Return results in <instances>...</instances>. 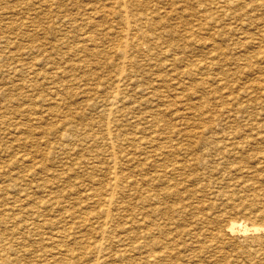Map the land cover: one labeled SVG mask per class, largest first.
<instances>
[{
	"label": "rangeland",
	"instance_id": "374dc122",
	"mask_svg": "<svg viewBox=\"0 0 264 264\" xmlns=\"http://www.w3.org/2000/svg\"><path fill=\"white\" fill-rule=\"evenodd\" d=\"M11 1V2H10ZM19 1V2H18ZM24 1H27V2H21V0H3V2L0 0V54H2V55H0V68L2 69V70H0L1 71V73H0V85H1V87H0V93H2V94H0V110H2L3 111V114H4V116H3V114H2V112L0 111V126H1V124L4 122V124L2 125V127L0 128V140H2V141H0L1 143L2 142H4L5 141V145L8 147V144H9V142H10V144H9V147L11 146L12 148H14V149H12L11 147L9 148H7L6 146H4V143H2V144H0V148L2 149H0V160H1V158H2V160L0 161V163H3L2 164V166H1V164H0V183L2 184H0V206H1V204H2V202H4L3 203V205L1 206V209H0V211H2L3 212V214H1V212H0V221H1V223H0V237L2 236H4L3 238H6L5 240L3 239V238H0V240L2 241V242H4V241H6L5 243L7 244L8 242V244H7V246L9 247V248H11V250L12 251H10V252H8V256H6L7 258H5V259H7V260H5V262H1V264H5L6 262V264H11L10 262H14V263H12V264H28L29 262L31 263V264H54V262H53V260L55 261V264H56V260L58 259H62V261L63 260H65L64 262L65 263H63L62 261H58L57 260V264H73L75 261H78V262H80V264L82 263V264H94L96 261V264H138V262H139V264H146L145 263V260H147L146 262L148 263V264H264V155H262V154H264V138H262V137H264V127H262V126H264V109H263V105H264V99H263V97H264V92H262V91H264V84H263V82H264V29H262L263 27H264V6H262V5H264V0H237L236 1V3H234V4H232V6H229L228 8H225V9H227V10H224V9H221V11L219 12L218 10H216L217 8H215L214 6H212V8L210 9V11H208L209 10V6H211V5H216V0H203L204 1V3H203V1L202 0H198V1H196V0H189L188 2H187V0H184V2H185V4H191V3H201L203 6H201V4L200 5H198V4H195V5H193V4H189V6L187 7V6H185V4L183 3V1L181 0H179L180 2H178V0H176V2H174L175 0H147L150 4L148 5V2H146V0H142V4H143V2H144V6H145V8L148 10L147 12H149L150 13V16H151V18L154 20V22L152 21V20H150V21H147V23L149 24L151 21H152V23H150L149 25L148 24H145V25H147V27H151V29H149V28H144V33L143 32H140L139 31V34H138V32H137V34H136V37H134L133 36V41H134V43L132 42V43H130V45L126 48V50L124 49V50H122L121 48H122V46L120 45L121 44V39H123V35H125L124 33H125V31L124 30H121L120 31V29H122V27H121V24H120V18L121 17H118V16H116V15H114V14H112V15H108V14H106V13H110V9H112L113 8V6H115L114 4H115V2L116 1H118V0H93V1H91V0H59L60 1V3H57V2H59L58 0H56L55 2H54V0H53V2H52V0H38L39 2H36L37 0H29L31 3H29L28 2V0H24ZM32 1H33V3H32ZM42 1V2H41ZM63 3H62V2ZM74 1V2H73ZM77 1V2H76ZM79 1V2H78ZM80 1H82V2H80ZM98 1V2H97ZM113 1H115V2H113ZM133 0H131V2H132ZM134 1H136V0H134ZM133 1V2H134ZM138 1H141V0H137L136 2H138ZM151 1V2H150ZM162 1H164V2H162ZM170 1V2H169ZM190 1H194V2H190ZM211 1H215V2H212L213 4H211ZM242 3H241V2ZM22 4H21V3ZM51 4V6L49 5V3ZM86 3L85 5H83L82 3ZM89 4H88V3ZM95 2V3H94ZM100 2H102V3H100ZM109 2V3H108ZM130 2V3H131ZM154 2V3H153ZM156 2H157V4H156ZM168 2L170 3V4H168ZM179 4H178V3ZM208 2V3H207ZM210 2V3H209ZM262 2H263V4H262ZM17 3H19L20 5H22V6H20L19 4H17ZM25 3H27V4H25ZM38 3V5H36ZM46 3V4H45ZM75 3V4H74ZM78 5H77V4ZM93 3H94V5H93ZM100 3V4H99ZM135 3V2H134ZM147 3V5H145ZM153 3V4H152ZM164 3V4H163ZM168 5H166V4ZM175 3H177L176 5H175ZM183 3V5H181ZM206 3L208 4V5H206ZM238 3H239V5H238ZM243 3H244V6H243ZM245 3H246V6H245ZM3 4H4V6H3ZM7 4H8V6H7ZM15 6H14V5ZM35 4V5H34ZM43 4L45 5L44 7H43ZM48 4V5H47ZM65 4V5H64ZM71 4H72V6H71ZM79 4H81L80 6H79ZM95 4H97V6L95 5ZM105 6H104V5ZM110 4V5H109ZM156 4V5H155ZM159 4H161V5H159ZM211 4V5H210ZM236 4V5H235ZM259 4V5H258ZM42 5V6H41ZM60 5H62V7L60 6ZM73 5H74V7H73ZM107 5H109V6H111V8H109V6H107ZM151 5V6H150ZM153 5V6H152ZM172 5H174L175 7H173L172 8ZM193 5V7H191ZM199 7H198V6ZM233 5H234V7H233ZM254 5H257L256 7L254 6ZM28 8H30V11H29V8L27 9L26 7ZM31 6V7H30ZM39 6V7H38ZM47 6H49V7H47ZM60 6V7H59ZM63 6H66V7H69V8H67V10H69V11H67L66 9H63ZM101 6H103V8H105L106 6H107V8H105V9H103L102 10V7ZM171 6V7H170ZM217 6V5H216ZM235 6H237L238 7V9H237V7L235 8ZM254 6V7H253ZM14 7V8H13ZM19 7V9H17ZM35 9H33V8ZM38 7V8H37ZM40 7H42V8H40ZM62 8L61 9V11H59L60 9L59 8ZM66 7H64V8H66ZM79 7H80V9H79ZM89 7V8H88ZM97 9V10H95L94 11V9L95 8ZM99 7V8H98ZM100 7H101V9H100ZM185 7V8H184ZM194 8V7H196V9L194 8V10L193 9H191V8ZM198 7V8H197ZM209 7V8H208ZM243 7V8H242ZM253 7V8H252ZM4 8V9H3ZM26 8V9H25ZM39 8H40V10L42 9V10H44V11H40L39 10ZM47 8V9H46ZM48 8H50V10L48 9ZM83 10H82V9ZM158 8V9H157ZM167 8H168V10H167ZM170 8V9H169ZM182 9V10H180V9ZM189 9L190 10V12H188V10H186V9ZM236 10H235V9ZM256 10H255V9ZM263 8V9H262ZM5 9H6V11H5ZM12 9V10H11ZM56 9V10H55ZM72 9H74V11L72 10ZM85 9V10H84ZM90 9V10H89ZM100 9V10H99ZM160 9H163V10H161L160 11ZM164 9L166 10V11H164ZM179 9V10H178ZM201 9H205L204 11H202ZM213 9V10H212ZM26 10H28L27 12H26ZM34 10V11H33ZM36 10H38V11H36ZM49 11V13L47 12V11ZM52 10V11H51ZM55 10V11H54ZM66 10V11H65ZM79 10H81V11H79ZM155 12H154V11ZM158 10V11H157ZM171 10V11H170ZM185 10V11H184ZM214 10H216V11H214ZM239 10V11H238ZM253 12H252V11ZM64 13H63V12ZM72 13H71V12ZM83 11V12H82ZM86 11H88L87 13H86ZM98 11V12H97ZM102 11V12H101ZM103 11H105L104 13H103ZM109 11V12H108ZM153 13H152V12ZM157 11V12H156ZM174 11V12H173ZM181 11H182V14H181ZM184 11V12H183ZM198 11H200V12H198ZM208 11V12H207ZM215 13V15L213 14V12ZM233 11V12H232ZM236 13H235V12ZM246 11H248V13H246ZM3 12H4V14H3ZM12 12V13H11ZM24 12V13H23ZM26 12V13H25ZM36 12V13H35ZM43 14H41V13ZM47 12V13H46ZM57 12V14H55ZM69 14V16H68V14ZM78 12H80V15H79V13ZM91 12L93 13V14H91ZM95 12V13H94ZM103 13V14H101V13ZM177 12H179V16L178 17H176V13ZM206 13V15H204L205 13ZM226 12V13H225ZM238 12V13H237ZM250 12H251V14H250ZM35 13V15H33ZM46 13V14H45ZM71 13V14H70ZM96 13H98L97 15H96ZM157 13L159 14V16L157 15ZM164 13V14H163ZM168 13V14H167ZM187 13H192V15L193 16H191L190 14V16L187 14ZM203 14V15H200V14ZM210 13V14H209ZM212 13V14H211ZM216 13H217V15H216ZM223 13V14H222ZM230 13H232V15L230 16L229 14ZM243 13H245V14H243ZM261 13H262V15H261ZM32 14V15H31ZM41 14V15H40ZM48 14H50V15H48ZM72 14H74L73 16H72ZM91 14V15H90ZM105 14V15H104ZM161 14V15H160ZM165 14H166V16H165ZM170 14H171V16H170ZM185 14H187V16L185 15ZM223 16H222V15ZM224 14H226V15H224ZM242 14V15H241ZM253 14V15H252ZM255 14V15H254ZM11 15V16H10ZM16 15V16H15ZM46 15H48V16H46ZM59 15H60V17H59ZM62 15V16H61ZM101 15V17H104V18H101V17H99ZM103 15V16H102ZM164 15V16H163ZM169 15V16H168ZM173 15H174V17H173ZM197 15H200L199 17L197 16ZM213 17H212V16ZM235 15V17H233ZM239 15H240V18H241V20L242 21H244V23H245V25H244V23L242 22V21H240V20H238V19H240L239 18ZM243 15H246V16H243ZM251 17V19H250V17ZM19 16V17H18ZM39 16L41 17V18H39ZM90 16H92V17H90ZM97 16V17H96ZM105 16H107L106 17V21H104L105 20ZM112 16V17H111ZM164 18H163V17ZM195 16H197V17H195ZM201 16H202V18H204V19H202L201 18ZM220 16H222V18L220 17ZM227 16H229V17H227ZM237 16V17H236ZM255 16H257V17H255ZM3 17V18H2ZM17 17V18H16ZM38 17V21H37V19L35 20V18H37ZM45 17V18H44ZM46 17H47V19H46ZM64 17V18H63ZM66 17V18H65ZM83 17H84V19L86 20V21H84V19H83ZM94 17V18H93ZM181 17V18H180ZM183 17H186V18H184L183 20H181ZM187 17H189V18H187ZM191 17H192V19H191ZM193 17H194V19H193ZM220 19H219V18ZM235 18V19H233V18ZM247 17H249V18H247ZM31 18V19H30ZM34 18V19H33ZM58 18V19H57ZM72 18H73V20L75 21H73V22H71L72 21ZM82 18V19H81ZM101 18V19H100ZM108 18V19H107ZM175 18V19H174ZM176 18H179L181 21H183V22H181L180 21V23L178 22V20L176 19ZM200 18V19H199ZM206 18V19H205ZM211 20H210V19ZM214 18V19H213ZM223 18H224V20H223ZM246 18V19H245ZM253 18V19H252ZM23 19H24V21H23ZM29 19V20H28ZM33 19V20H32ZM44 19V20H43ZM51 21H50V20ZM63 19V20H62ZM66 19V20H65ZM88 19H89V21H91V22H89L88 21ZM92 19H94V21L92 20ZM103 19V20H102ZM110 19H113V20H110ZM116 19V20H115ZM157 19H158V21H159V23H157ZM163 19H164V21H163ZM166 19V20H165ZM172 19V20H171ZM187 21H186V20ZM199 20V21H196V20ZM223 21H222V20ZM227 19V20H226ZM237 19V20H236ZM249 19H250V21H249ZM31 20V21H30ZM51 22H49V21ZM59 20V21H58ZM102 20V21H101ZM110 22H112V23H110ZM156 20V21H155ZM162 20V21H161ZM177 21V23H176V21ZM192 20H194V21H192ZM202 20H204V23H202ZM209 20H210V22H209ZM215 21V22H213V21ZM226 20V21H225ZM230 20V21H229ZM234 20H236V21H234ZM251 20H254V21H251ZM8 21H10V22H8ZM30 21V22H29ZM62 21V22H61ZM70 21V22H69ZM78 21V22H77ZM88 21V23H85V22H87ZM104 21V23H102ZM161 21V22H160ZM165 21H171V23H166ZM172 21H173V23H172ZM174 21H175V23H174ZM188 23H186V22ZM190 21V22H189ZM212 21V22H211ZM220 21H222V22H220ZM246 21H247V23H246ZM13 22H16V26L14 25L15 23H13ZM33 22H34V24H33ZM38 22H40L39 24H38ZM58 22H60V24L62 25H60ZM82 22V23H81ZM103 24H101V23ZM106 22V23H105ZM108 22V23H107ZM205 22H206V25H205ZM218 22V23H217ZM220 22V23H219ZM251 22H253V23H251ZM255 22V23H254ZM10 23L11 24H13V25H10ZM32 25H31V24ZM37 23V24H36ZM62 23H64V24H62ZM68 23V24H67ZM73 23V24H72ZM76 23H79V24H77L76 25V27H75V24ZM90 23V24H89ZM111 25H110V24ZM117 23V24H116ZM146 23V22H145ZM156 23V24H155ZM197 23H199L198 24V26L196 25ZM212 23V24H211ZM221 23H222V25H221ZM228 23H229V25H228ZM235 23V24H234ZM237 23H239V25L237 24ZM241 23V24H240ZM2 24V25H1ZM46 24H47V26H46ZM49 24H52V25H50L49 26ZM53 24H54V27H53ZM66 24H67V26H66ZM72 24V25H71ZM86 25V26H82V25ZM93 25V27H92V25ZM96 24V25H95ZM109 24V25H108ZM120 24V25H119ZM153 24H154V26H153ZM167 24V25H166ZM175 24V26H173ZM178 26H177V25ZM181 24H183V25H181ZM200 24H203V25H201V26H199ZM217 24V25H216ZM219 24V25H218ZM227 24V25H226ZM235 25V27H234V25ZM248 24V25H247ZM22 25V26H21ZM28 25H29V27H28ZM31 25V26H30ZM36 25V26H40V25H44V26H42V27H36L35 26V28H37L36 30H35V28H34V26ZM70 27H69V26ZM95 25V26H94ZM100 25H102L103 26V28H101L102 26H100ZM117 25H119V26H117ZM156 25V26H155ZM157 25H159V27L157 26ZM164 25H166V26H164ZM173 26V28H171V26ZM188 26V28L189 29H187V26ZM211 25V26H210ZM212 25H214V27L212 26ZM221 25V26H220ZM237 25V26H236ZM7 26H8V28H9V30H8V28H7ZM10 26H11V28H10ZM19 26V27H18ZM20 26H21V28H20ZM33 26V27H32ZM46 26V27H45ZM60 26V27H59ZM98 26V27H97ZM100 26V27H99ZM108 26V27H107ZM109 26H110V28H109ZM116 27V29L114 30V28ZM142 26H144V25H142ZM186 26V27H185ZM220 26V27H219ZM227 26H229V27H227ZM32 27V28H31ZM45 27V28H44ZM62 27V28H61ZM80 27V28H79ZM85 27V28H84ZM90 27V28H89ZM92 27V28H91ZM97 27V28H96ZM118 27V28H117ZM153 27V28H152ZM182 27H184V28H182ZM193 27L195 28V29H193ZM199 27H200V29H199ZM212 27L214 28V30L212 29ZM238 28V30H237V28ZM243 28V29H241V28ZM6 30H5V29ZM19 30H18V29ZM26 28V29H25ZM28 28V29H27ZM46 28H47V30H46ZM84 30V32L83 31H81L82 29ZM105 28V29H104ZM109 28V29H108ZM155 28H156V30H155ZM158 28V29H157ZM180 28V29H179ZM185 28H186V30H185ZM196 28H197V32L199 33L198 35H199V38L197 37V32L195 31L196 30ZM220 28V29H219ZM225 28V29H224ZM40 29V30H39ZM70 29V30H69ZM72 29H75V30H77L76 31V33H74L75 32V30H72ZM88 29V30H87ZM91 31H90V30ZM103 29V30H102ZM113 29V30H112ZM141 29H143V28H141ZM167 29H168V31H167ZM185 31H184V30ZM216 29V30H215ZM218 29V30H217ZM223 29V30H222ZM231 29H232V32H231ZM234 29V30H233ZM12 30H13V32H12ZM27 30V31H26ZM29 30V31H28ZM34 30V31H33ZM41 30H42V33H41ZM43 30H45V33H44V31ZM87 30V31H86ZM117 30H119V31H117ZM145 30H147V31H149L150 33H148L147 31H145ZM161 30V31H160ZM188 30V31H187ZM202 30V31H201ZM209 30V31H208ZM220 30H221V34H220ZM237 32H236V31ZM243 30V31H242ZM6 31H7V33H6ZM9 31V32H8ZM17 31V32H16ZM35 32V33H33V32ZM55 33H54V32ZM56 31L58 32L57 34L58 35H56ZM62 31L64 32V33H66V34H63L62 33ZM69 31V32H68ZM95 31V32H94ZM107 31V33H105V32ZM113 31V32H112ZM152 31V32H151ZM164 31H167V33L165 34V32ZM169 31H171L172 32V34L169 32ZM190 31V32H189ZM200 31V32H199ZM206 31H208L207 32V34H206ZM212 31V32H211ZM213 31H214V33H213ZM218 33H217V32ZM226 31V33H223V32H225ZM227 31H229V32H227ZM238 31L240 32V33H238ZM261 31H263V32H261ZM3 32V33H2ZM10 32H12V33H10ZM30 34H28V33ZM48 32V33H47ZM51 33V35H50V33ZM73 32V33H72ZM79 32V33H78ZM83 32V33H82ZM85 32H87V33H85ZM90 32H94L95 33V35H91V33ZM97 32H99L98 34H96ZM101 32L103 33V34H101ZM118 32V33H117ZM120 32V33H119ZM145 32H147V33H145ZM159 32V34H157ZM177 32V33H176ZM178 32H180L181 33V35H182V37L180 36V33H178ZM189 32V33H188ZM210 32V33H209ZM215 32H216V34H215ZM233 32H235L236 34H233ZM262 34H261V33ZM31 33H32V35H31ZM40 33V34H39ZM54 33V34H53ZM70 33V34H69ZM107 34V35H105V34ZM111 33V34H110ZM117 34V36H116V34ZM123 33V34H122ZM156 33V34H155ZM175 33V34H174ZM185 33H188V35L187 34H185ZM214 34V37H213V34ZM260 33V34H259ZM2 34H4L3 36H1ZM5 34H7L6 36H7V38L5 37ZM25 34V35H24ZM26 34H28V35H26ZM37 36H36V35ZM46 35V34H48V35H46V38L44 39V37H43V35ZM68 34V35H67ZM76 36H75V35ZM78 34H81L80 35V37L78 36ZM87 34V35H86ZM115 34V35H114ZM142 34V35H141ZM144 34H148L149 35V39H144L143 40V42H144V44L141 46V48H140V46L139 45H137L138 43H139V41L138 40H142V37L141 36H143ZM185 34V35H184ZM190 34H192V35H190ZM204 34V35H203ZM209 34V35H208ZM230 34V35H229ZM242 36H241V35ZM10 35V36H9ZM14 35H15V37H14ZM34 35V36H33ZM52 35H54V36H52ZM83 35H85V36H83ZM90 37H89V36ZM103 35V36H102ZM119 35V36H118ZM157 35L158 36H160L159 38L157 37ZM163 35V36H162ZM173 35H174V37L176 38L175 39V41L177 42V43H175V41H174V43L171 41V43H168L167 41L168 40H171V39H173L174 40V37H173ZM193 35L194 36H196L195 38H191V36L193 37ZM208 35V36H207ZM211 35V36H210ZM245 35H246V38H245ZM13 36V37H12ZM66 36V37H65ZM68 36V37H67ZM87 36V37H86ZM97 36V38H94V37H96ZM106 36H109V37H106ZM112 36H115L114 38L112 37ZM150 36L153 38V41H151L152 40V38H150ZM166 36V37H165ZM181 38H180V37ZM185 36H187V37H185ZM190 36V37H189ZM231 36H234V37H232L231 38ZM258 38H257V37ZM260 36V37H259ZM29 37V38H28ZM30 37H31V39H30ZM35 37H37V38H35ZM39 37V38H38ZM63 37H65L64 39H65V41H63ZM83 37V38H82ZM85 37L87 38V40L85 39ZM119 37V38H118ZM156 37V38H155ZM172 37V38H171ZM178 37V38H177ZM200 37H202V38H200ZM210 37V38H209ZM212 37V38H211ZM231 39H230V38ZM239 37V38H241V40L242 41H240V39L237 38ZM251 37V39H249ZM14 38V39H13ZM27 38V39H26ZM56 38V39H55ZM67 38V39H66ZM77 38H80L81 39V41L80 40H76ZM92 38H94V39H92ZM103 38V39H102ZM106 38V39H105ZM112 38H113V40H112ZM121 38V39H120ZM140 38V39H139ZM163 38V39H162ZM165 38V39H164ZM180 38V39H179ZM184 38V39H183ZM188 38H190V39H188ZM205 38V40H203ZM206 38H208V40H206ZM228 38H229V40H228ZM236 38V39H235ZM245 38V42H244V39ZM16 39V40H15ZM33 39V40H32ZM42 39H43V41H42ZM53 39V40H52ZM104 39H105V42H104ZM109 39V40H108ZM115 39V40H114ZM117 39V40H116ZM155 39L156 40H158V42L159 43H157V41H155ZM186 39H188L187 41H186ZM194 39L196 40V39H199V40H196V42H197V45L198 46H196V44H195V41H194ZM201 39H202V41L204 42L202 45H201V43H202V41H201ZM4 40V41H3ZM8 40V41H7ZM13 42H11V41ZM14 40V41H13ZM25 40H26V42H25ZM70 41V42H68V41ZM75 40V41H74ZM85 40V41H84ZM100 42H99V41ZM118 40H119V42H118ZM135 40H137V44H136V41ZM148 42H147V41ZM160 40H163V42L162 41H160ZM184 41L185 42V44H184V42H181V41ZM210 40H213V41H210ZM231 40V41H230ZM235 40L238 42L237 44H236V42H235ZM251 40H252V42H251ZM15 41H16V43H15ZM58 41V42H57ZM79 41V42H78ZM151 41V42H150ZM180 43H179V42ZM208 41V42H207ZM232 42V41H234V42H232V43H230V42ZM240 41V42H239ZM9 42H10V44H9ZM63 42V43H62ZM68 44H67V43ZM72 42V43H71ZM75 42H77V44L75 43ZM89 44H88V43ZM95 42H96V44H95ZM103 44H102V43ZM110 42V43H109ZM116 42V43H115ZM130 42H131V40H130ZM147 42V43H146ZM156 42V43H155ZM170 42V41H169ZM210 42V43H209ZM213 42V43H212ZM243 42V43H242ZM251 42V43H250ZM21 43V44H20ZM29 45H28V44ZM32 43V44H31ZM35 43H37V44H35ZM49 43V44H48ZM55 43V44H54ZM75 43V44H74ZM93 43V44H92ZM113 43H115L116 45H114ZM153 43H155V44H153ZM162 43V44H161ZM165 43V44H164ZM194 43V44H193ZM200 43V44H199ZM209 43V44H208ZM212 43V44H211ZM229 43H230V45H231V47H230V45H229ZM250 43V44H249ZM258 43H260V47L258 46L259 44ZM4 44H7V47H5L6 45H4ZM12 44V45H11ZM26 44H27V46H26ZM35 44V45H34ZM65 44V45H64ZM67 44V45H66ZM84 44H85V46H84ZM86 44H88V45H86ZM100 44H102V45H100ZM106 44V45H105ZM115 46V47H112L113 45ZM132 44H133V46L136 44V47L134 46H132ZM147 44V45H146ZM149 44V45H148ZM151 44V45H150ZM156 44H158V46L156 45ZM166 45V48H165V46L164 45ZM167 44H168V46H169V44H170V46L168 47V49H167ZM174 44H176L175 45V47L174 48H178V50H180L179 51V54H177L178 53V50H177V52H176V49H172V50H170V48H172L173 46H174ZM179 44V45H178ZM184 44V45H183ZM187 44V45H186ZM190 44H191V46H190ZM215 44H217V45H215ZM4 45V46H3ZM15 45V46H14ZM19 45V46H18ZM25 45V46H24ZM48 45H49V47H48ZM55 46V47H52V46ZM70 45V46H69ZM76 46V49H75V47H72V46ZM83 45V46H82ZM91 45V46H90ZM105 45V46H104ZM108 45V46H107ZM112 45V46H111ZM162 45V46H161ZM178 45V46H177ZM181 45H183V46H185V47H182ZM201 45V46H200ZM206 45V46H205ZM218 45H219V48L221 47L222 49H221V51H220V49L218 48ZM240 45V47H238ZM41 46V47H40ZM46 46V47H45ZM59 46V47H58ZM64 46V47H63ZM93 46H96L95 47V49L97 48V50H95L94 49V47ZM100 46V47H99ZM107 46V47H106ZM131 46V47H130ZM148 46V47H147ZM164 46V47H163ZM189 46V47H188ZM236 46V47H235ZM242 46H244V47H242ZM10 47V48H9ZM12 47V48H11ZM19 47H20V49H19ZM28 47H30V48H28ZM67 47H69V49L67 48ZM90 48V49H88V48ZM93 47V48H92ZM101 47L102 48H104V49H101ZM121 47V48H120ZM150 47V48H149ZM154 47V48H153ZM185 48L184 49V51H186V52H184V51H182L183 49H180V48ZM188 47V48H187ZM214 47V48H213ZM43 48H45V51H44V49L42 50ZM48 48V49H47ZM70 48L72 49V48H74V49H72L73 51L75 50V52H72V50H70ZM81 48V49H80ZM93 50H92V49ZM101 50H100V49ZM110 48H112V49H110ZM117 48H119V49H121V51L119 50V49H117ZM148 48V49H147ZM158 48V49H157ZM186 48H187V50H186ZM189 48H190V50H189ZM191 48H193V49H191ZM201 48V49H200ZM209 48V49H208ZM217 48V49H216ZM230 48H232V50L230 49ZM235 48V49H234ZM240 48V49H239ZM262 50V51H260V49ZM3 49V50H2ZM17 49V52L15 51ZM22 49H24L25 51H22ZM26 49H27V51H26ZM37 49V50H36ZM52 49L53 50H55L54 52L52 51ZM61 49V50H60ZM82 49H83V51H84V53H83V51H82ZM87 49V50H86ZM98 49H99V51H102V50H104V51H102V54L100 55V53L101 52H99L98 51ZM127 49H130V52H134L135 51V53H133V56H134V59H135V61H137L136 62V64H135V61H134V59H133V62H132V58H133V56H132V53H131V55H130V52H129V50H127ZM141 49H143V50H141ZM157 49V50H156ZM197 49V50H196ZM218 50L217 52H216V50ZM259 49V50H258ZM6 50V51H5ZM19 50V51H18ZM29 50V51H28ZM31 50V51H30ZM36 52H35V51ZM67 50V51H66ZM80 50H81V52H80ZM88 50L91 52V50H92V52L90 53V52H88ZM110 50V51H109ZM140 50V51H139ZM147 50H149V53H146L147 55L148 54H150V55H148V57H146V54H144L143 52H147ZM152 50V51H151ZM155 50V51H154ZM215 50V51H214ZM13 52V55H12V52ZM21 51V52H20ZM33 51V52H32ZM47 51H49V52H47ZM64 51V53H62V52ZM68 51H69V53H68ZM105 51L108 53L107 55H106V53H105ZM114 51H116L115 53H114ZM125 51V52H124ZM151 51V52H150ZM163 52V53H160V52ZM166 51V52H165ZM172 51V52H171ZM175 51V52H174ZM181 51H182V53H185V54H180L181 53ZM193 51V52H192ZM197 53H196V52ZM199 51L201 52V53H199ZM2 52H4V55L7 57V56H9V55H7V53H11L10 55H12V56H10V57H7V59H6V57L3 55V53ZM14 52H16L17 54H15ZM18 52H20V53H18ZM65 52L68 54H65ZM88 52V53H87ZM94 52V53H93ZM123 52H124V54H123ZM129 52V53H128ZM169 52V53H168ZM171 52V53H170ZM195 52V54L197 55H195V54H193ZM205 52V53H204ZM262 52V53H261ZM46 54V55H43V54ZM74 53V54H73ZM99 53V54H98ZM117 53V54H116ZM121 53V54H120ZM138 53V54H137ZM153 53V54H152ZM155 53L157 54L156 55V57L158 58H155V56H153V55H155ZM173 53H175V54H177V55H175V54H173ZM188 53V54H187ZM214 53H215V55H214ZM217 53V54H216ZM221 53V54H220ZM48 54V55H47ZM49 54H51V55H49ZM76 54V55H75ZM81 54L83 55H85V56H81ZM87 54H88V56H87ZM110 54V55H109ZM114 54H115V56H114ZM170 54V55H169ZM202 54V55H201ZM203 54H205V56H203ZM34 55H35V57H34ZM80 55V56H79ZM93 55V56H92ZM99 55V58L97 57ZM127 55H128V57H127ZM132 57H130V56ZM139 55V56H138ZM166 55V57H164ZM171 55H173V56H171ZM183 55H185V56H183ZM220 55V56H219ZM237 55V56H236ZM245 57H244V56ZM33 56V57H32ZM41 56H43V57H41ZM51 56V57H50ZM67 56V57H66ZM75 56V57H74ZM79 56V57H78ZM95 56L97 57V58H95ZM101 56V57H100ZM109 56V57H108ZM112 56V57H111ZM122 56H124V57H122ZM126 56V57H125ZM141 56V60L140 61H142L143 60V62H140L139 61V57ZM180 58H179V57ZM192 56H194V57H192ZM196 56V57H195ZM200 58H199V57ZM234 56H236V57H234ZM241 56H243V57H241ZM2 57V58H1ZM3 57H5V58H3ZM19 57H21L22 59H19ZM28 57V58H27ZM53 57V58H52ZM55 57V58H54ZM57 57V58H56ZM59 57H63V58H59ZM66 57V58H65ZM81 57H82V59H81ZM83 57L84 58H87V60L88 61H90V62H87L86 63V61L87 60H85V59H83ZM93 57V59H91ZM136 57H137V59H136ZM171 57V58H170ZM205 60H207V61H209V62H205L204 61V59ZM238 57V58H237ZM12 58H14V59H12ZM29 58H31V59H29ZM35 58V59H34ZM41 59L42 61V63L40 62V60L39 61H37V59ZM49 58V59H48ZM94 58L95 59H98V60H94ZM109 58H111V59H109ZM112 58H115V59H117V60H115L114 59V62H112L111 63V61H113L112 60ZM125 58V59H124ZM149 58V59H148ZM170 58V59H169ZM190 58H193V59H190ZM194 58H195V61H197V63H195V61H194ZM2 59H4V60H7L8 62H9V64L7 63V61H5L8 65H6L5 64V62H4V60H2ZM10 59V60H9ZM28 59V60H27ZM52 59H53V61H52ZM69 59V60H68ZM91 59V60H90ZM120 59V60H119ZM122 59L124 60V61H122ZM128 59V60H127ZM130 59V60H129ZM154 59V60H153ZM156 59V60H155ZM165 59V60H164ZM166 59H167V61H166ZM203 59V60H202ZM17 62H16V61ZM18 60H19V62H18ZM24 62H23V61ZM35 60V61H34ZM70 60H72V61H70ZM93 60V61H92ZM127 60V61H126ZM170 60V61H169ZM183 60V61H182ZM184 60H187V61H184ZM237 60V61H236ZM247 60V61H246ZM260 60V61H259ZM3 61V62H2ZM55 61H57V62H55ZM62 61H64L63 63H62ZM69 61H70V63H69ZM82 61H84V62H82ZM103 61H106V62H103ZM120 61H122V62H120ZM161 61H163V62H161ZM164 61H165V63H164ZM189 61V62H188ZM203 61V64L201 63ZM225 61V62H224ZM13 62V63H12ZM27 62H29V65H28V63ZM31 62V63H30ZM45 62V63H44ZM52 62V63H51ZM69 64H68V63ZM78 62V63H77ZM94 62H96V64L94 63ZM101 62H103L102 63V65H101ZM107 62H109V63H107ZM154 62H156V64H154ZM158 62V63H157ZM182 64H181V63ZM189 64H191V62H192V64L194 65H189L188 66V63ZM206 64H205V63ZM238 62V63H237ZM242 62V63H241ZM250 62V63H249ZM255 62L258 64L259 63V65H257V64H255ZM3 63V64H2ZM12 63V64H11ZM18 63V64H17ZM23 63H25V64H23ZM27 63V64H26ZM39 63V64H38ZM41 63V64H40ZM44 63V64H43ZM74 63V64H73ZM76 63V64H75ZM84 63V64H83ZM124 63V64H123ZM128 63V65H126ZM132 65H131V64ZM140 63V64H139ZM146 63V64H145ZM162 64V66L160 67V65ZM184 63V64H183ZM208 63H210V65H211V67H210V65L209 66H207V64ZM216 63H218V64H216ZM225 63V64H224ZM233 63V64H232ZM244 63V64H243ZM31 64V65H30ZM34 64V65H33ZM46 64V65H45ZM96 66H95V65ZM98 64V65H97ZM106 64H109V65H107L106 66ZM110 64H112L111 66H110ZM148 67H158V65H159V68H157V69H155V68H151V70H150V68H149V70L147 71V67L145 66V65ZM152 64V65H151ZM158 64V65H157ZM169 64V66H167ZM179 64H181V65H179ZM186 64V65H185ZM197 64H199V65H197ZM240 64V65H239ZM254 64H255V66H256V68H255V66H254ZM11 65H13V67L11 66ZM15 65V66H14ZM45 65V66H44ZM50 66V68H49V66ZM51 65L52 66H54V67H51ZM61 65H63V66H61ZM83 65H84V67H83ZM100 65V66H99ZM117 65H119V66H117ZM122 65V66H121ZM126 65V66H125ZM137 65V66H136ZM164 65V66H163ZM170 65H172V66H170ZM182 65H184V67L187 69V70H184L183 68V66ZM204 65V66H203ZM206 65V66H205ZM212 65H213V67H212ZM31 66H32V68H34V69H32L31 68ZM60 66V67H59ZM71 66V67H70ZM73 66V67H72ZM87 66V68H85ZM109 66V67H108ZM131 67V70H129L130 69V67ZM133 66H135V67H133ZM141 66V68H139ZM187 66V67H186ZM197 66V67H196ZM252 66V67H251ZM7 67H9V68H7ZM40 69H39V68ZM63 68V71H62V68ZM70 67V68H69ZM82 67V68H81ZM100 67H101V69H103L104 71H102V70H100ZM108 69V70H106V68ZM113 67H114V69H113ZM122 67V68H121ZM138 67V68H137ZM144 67H146V69L143 68ZM168 68V69H166L165 70V68ZM177 67V68H176ZM182 67V68H181ZM189 67V68H188ZM195 67V68H194ZM237 67V68H236ZM249 67V68H248ZM7 68V69H6ZM44 68H46V69H44ZM52 68V69H51ZM56 68V69H55ZM59 68H61V70L59 69ZM79 68V69H78ZM84 68V69H83ZM113 70H112V69ZM115 68H117V69H115ZM132 68H134V69H132ZM178 68H179V72H181V74L178 72ZM198 70H197V69ZM207 68V69H206ZM211 68V69H210ZM214 68V69H213ZM248 68V69H247ZM10 69H14L13 71L12 70H10ZM39 69V70H38ZM58 69V70H57ZM71 69V70H70ZM86 69V70H85ZM89 69V70H88ZM111 69V70H110ZM119 69V70H118ZM121 69V70H120ZM126 69V70H125ZM137 69H138V71H137ZM141 69H142V71H141ZM153 69V70H152ZM160 69H161V72H160ZM164 69V70H163ZM174 69V70H173ZM176 69V70H175ZM181 69V70H180ZM196 69V70H195ZM204 69H205V71H204ZM20 70H21V72H20ZM26 70H27V72H26ZM28 70H31V71H29L28 72ZM35 70H37L38 71V73H37V71H35ZM44 70V71H43ZM57 70V71H56ZM60 70V71H59ZM94 70H95V72H94ZM118 70V71H117ZM134 70V71H133ZM143 70H145V71H143ZM184 70V71H183ZM195 70V71H194ZM257 71V72H253V71ZM6 71H8V72H6ZM33 71V72H32ZM46 73L45 75L47 76H45L44 77V75L41 73ZM51 71V72H50ZM56 73H55V72ZM65 71H67L66 73H65ZM71 71H75L76 72V74L75 73H73V72H71ZM87 71V72H86ZM93 71V72H92ZM111 71H113L114 73H112ZM125 71V72H124ZM131 71H133V74H132V72ZM149 71H151V72H149ZM172 71H175V74L173 73L172 74ZM200 71H202V72H200ZM261 72V73H259V75L257 74L258 72ZM10 72V73H9ZM12 72V73H11ZM15 72V73H14ZM19 74H22V76L21 75H19ZM23 72V73H22ZM50 72V74L48 75V73ZM71 72V73H70ZM82 72H84V74L82 73ZM87 73V75H86V73ZM92 72V73H91ZM96 72H98V73H96ZM109 72H111V73H109ZM118 72V73H117ZM119 72H123V73H125V74H123V73H119ZM131 72V73H130ZM144 72V74H142ZM147 72V73H146ZM171 72V73H170ZM191 72V73H190ZM194 72V73H193ZM31 73V74H30ZM33 73H34V75H33ZM35 73H36V75H35ZM40 73V74H39ZM65 73V75H63V74ZM69 73V74H68ZM96 73V74H95ZM100 73V74H99ZM140 74V75H138V74ZM148 73H150V74H148ZM155 73H156V78H154L155 76ZM159 73H161V74H159ZM167 73H169L170 75H168ZM189 73V74H188ZM194 75H193V74ZM205 73V74H204ZM257 74V76H259V77H256V74ZM1 74H2V76H1ZM6 74V75H5ZM16 74H17V76H16ZM24 74H25V76H24ZM29 74V75H28ZM42 74V75H41ZM78 74V75H77ZM90 74H94L93 76H94V78H93V76H90ZM118 74V75H117ZM127 74V75H126ZM137 74V75H136ZM154 74V75H153ZM158 74V75H157ZM168 75L169 77H172L171 79L169 78H166L165 79V77H168V76H165V75ZM191 74V75H190ZM10 75H12V77H10ZM19 75V76H18ZM33 75V76H32ZM38 75V76H37ZM50 75H52V76H50ZM56 75H57V77H56ZM66 75H68V76H66ZM77 75V76H76ZM109 75V76H108ZM130 75H131V77H130ZM159 75H161V76H159ZM165 77H164V76ZM181 75V76H180ZM216 75V76H215ZM263 75V76H262ZM49 76V77H48ZM59 76H60V78H59ZM71 76L73 77V76H75L76 77V79L77 80H75L74 78H72L71 79ZM89 76V77H88ZM101 76V77H100ZM113 76H114V78H113ZM127 76V77H126ZM133 76V77H132ZM139 76H141V77H143L142 78V80H141V77H139ZM153 76V78H151ZM178 78H177V77ZM190 76H192L191 78H190ZM195 76V77H194ZM196 76H198V77H196ZM205 76L208 78V79H205L204 80V78H205ZM226 76V77H225ZM261 76H262V79H263V81L261 82V81H259V80H262L261 79ZM6 77H10L9 79L7 78L6 79ZM17 77V78H16ZM22 77H23V79H22ZM30 77V78H29ZM35 77H37V79L35 78ZM41 77V78H40ZM45 78V81H43L44 80V78ZM51 77H53V78H51ZM62 77V78H61ZM80 77V78H79ZM98 77H100V78H98ZM103 77V78H102ZM105 77V78H104ZM117 77V78H116ZM129 77H130V79H132V81L129 79ZM136 77V78H135ZM138 77V78H137ZM177 78V81H175L176 80V78ZM200 77H203V79H201ZM254 77H256V78H254ZM13 78V79H12ZM15 78H16V80H15ZM20 78V79H19ZM26 78V79H25ZM49 78H51V80H50V82H49ZM81 80V81H79V79ZM89 80H88V79ZM109 78V79H108ZM134 78V79H133ZM140 78V79H139ZM152 80H151V79ZM174 78H175V80H174ZM180 78V79H179ZM188 78V79H187ZM258 78V79H257ZM33 79H36V81L34 80L33 81ZM39 79H41V80H39ZM43 79V80H42ZM47 79V80H46ZM54 79V80H53ZM62 80V82L64 83H62V87H61V80ZM65 79H67L68 81H70V82H68L67 80H65ZM70 79V80H69ZM83 79H85V81L87 82V84H86V82L83 80ZM98 79V80H97ZM100 79V80H99ZM104 81H107V82H104ZM114 79V80H113ZM123 79V80H122ZM130 81H129V80ZM135 79H137V80H135ZM143 79H146V80H143ZM155 79V80H154ZM190 79V80H189ZM192 79V80H191ZM195 79V81H196V83H195V81H193ZM210 79V80H209ZM226 79V80H225ZM5 81V82H3V81ZM19 80H21L20 82H19ZM73 80H74V82H73ZM94 80H95V82H94ZM148 80V81H147ZM169 80V81H168ZM178 80L179 81H181V82H178ZM184 80V81H183ZM201 80V81H200ZM207 80V81H206ZM212 80V81H211ZM253 80H255V81H257L256 82V84H255V82H253L252 83V81ZM14 81V82H13ZM26 83L27 81V85H28V83L30 82V84L26 87L25 86V84L23 83ZM32 81V82H31ZM39 81H40V83H39ZM41 81H43V82H41ZM49 83H51V84H47L48 82ZM67 81V82H66ZM96 81L98 82V83H96ZM102 81V82H101ZM114 81V82H113ZM122 81V82H121ZM136 81V82H135ZM146 81L148 82V83H146ZM150 81H151V83H150ZM154 81V82H153ZM171 81V82H170ZM175 81V82H174ZM188 81V82H187ZM189 81H191V82H189ZM204 81H206V82H204ZM17 82V83H16ZM55 84H54V83ZM66 82V83H65ZM89 82H90V85H89ZM92 82H94V84H91ZM111 82H113L112 84H111ZM144 82H145V84H144ZM164 82V83H163ZM167 82V83H166ZM193 82V83H192ZM197 82H198V84H197ZM200 82V83H199ZM202 82V83H201ZM204 82V83H203ZM250 82V83H249ZM3 83L5 84V86H3ZM12 83H14V84H16L15 86H14V88H13V86H12ZM21 83V85H19ZM37 83V84H36ZM56 83H57V85H56ZM70 83H72L71 85H72V87H71V85H70ZM85 85H83V84ZM100 83V84H99ZM104 83V84H103ZM109 84L108 86L106 85V84ZM116 83L118 84L117 86H116ZM127 83V84H126ZM129 83V84H128ZM137 83H138V85H140V86H136L137 85ZM153 86V89H151L152 88V86L150 85V84ZM159 83V84H158ZM173 83V84H172ZM178 83V84H177ZM193 85H192V84ZM260 83H262V84H260ZM35 84H36V86H35ZM40 84V85H39ZM59 84V85H58ZM126 84V86H130L129 88L127 87H125L124 85ZM136 84V85H135ZM166 84H167V86H166ZM190 84V85H189ZM250 84V85H249ZM254 84V85H253ZM7 85V86H6ZM11 85V86H10ZM39 86V88H40V90H38L39 88H38V86ZM44 85H46V86H44ZM97 85L99 86V87H97ZM123 85V86H122ZM144 85H145V87H144ZM146 85H147V87H146ZM161 85V86H160ZM179 85V86H178ZM195 85V86H194ZM216 85V86H215ZM225 85V86H224ZM230 85V86H229ZM248 85V86H247ZM258 85V86H257ZM263 85V86H262ZM2 86H3V88H2ZM17 86V87H16ZM20 86L22 87V88H20ZM30 86L31 87H33V88H30ZM49 86H50V89H48L49 88ZM64 86V87H63ZM67 86V87H66ZM81 86V87H80ZM84 86V87H83ZM87 86V87H86ZM88 86H90V87H88ZM103 87V88H101V87ZM106 86V87H105ZM111 86V87H110ZM120 86V87H119ZM121 86L123 87V88H121ZM135 86V87H134ZM184 86V87H183ZM188 86H189V88H188ZM194 86V87H193ZM200 86H203V87H200ZM209 88H208V87ZM239 86V87H238ZM247 87V89H246V87ZM254 86H256V87H258V88H254L253 90L251 89V88H253ZM263 88H262V87ZM54 87V89H52ZM71 87V88H70ZM77 88V89H75L74 90V88ZM79 87V88H78ZM93 89H92V88ZM111 89H110V88ZM116 87H117V89H116ZM137 87H143V92H142V89H140V88H137ZM190 87H191V89H190ZM241 87V88H240ZM243 87V88H242ZM251 89V90H249V88ZM259 87H261V89L259 88ZM13 88V89H12ZM24 88H25V90H24ZM31 90H30V89ZM46 90H45V89ZM66 88H68V89H66ZM69 88H70V90H71V92H70V90H69ZM89 88V89H88ZM107 89L108 91H105V90H102V89ZM135 90H134V89ZM146 88V89H145ZM160 88H161V90H165L164 92H166V93H164L163 91H161L160 90ZM172 88H173V90H172ZM186 88V89H185ZM192 88H194V89H192ZM198 88H203V90H199ZM9 89V90H8ZM17 90L16 92L15 91H12V90ZM20 89H21V91H22V89H23V93L20 91ZM27 89V90H26ZM29 89V90H28ZM35 91V93H33L34 91ZM43 91H42V90ZM58 91H57V90ZM73 89V90H72ZM78 89H79V91H78ZM88 89V90H87ZM98 89V90H97ZM113 89H114V91H113ZM123 91V89H124V91H123V95H121V90ZM132 89V90H131ZM148 89V90H147ZM156 89V90H155ZM157 89H158V94H157ZM180 89V90H179ZM209 89V90H208ZM214 89V90H213ZM228 89V90H227ZM242 89V90H241ZM260 89V90H259ZM263 89V90H262ZM38 90V91H37ZM44 90H45V93H44ZM65 90H67V93H65ZM76 90H77V92H76ZM90 90V91H89ZM134 90V91H133ZM146 90V92H144ZM154 90V91H156V92H153L154 93V95H153V93H152V91ZM188 91V90H190V91H188V92H186V91ZM207 90H208V95H207ZM256 90V91H255ZM7 91V92H6ZM25 91H28V92H25ZM33 91V92H32ZM40 91V92H39ZM63 91V92H62ZM70 93H69V92ZM74 91V92H73ZM83 91V92H82ZM85 91V92H84ZM88 91L89 92H91V93H88ZM93 91V92H92ZM100 91V92H99ZM103 91V92H102ZM110 91V92H109ZM113 91V92H112ZM118 91V92H117ZM120 91V92H119ZM131 91H132V93H131ZM184 91V92H183ZM194 91V92H193ZM202 91H204L203 93H202ZM216 91V92H215ZM244 91H246V92H248L249 91V93L251 92L252 94H248V93H246V92H244ZM3 92L6 94L7 93V95H5V94H3ZM8 92H10L12 95H13V97H12V95H10V93H8ZM20 92V94H18ZM82 94H81V93ZM117 92V93H116ZM125 92V93H124ZM129 92H130V94H129ZM134 92H135V94H134ZM140 92H142V93H140ZM175 92V93H174ZM177 92V93H176ZM180 92V93H179ZM195 92L198 94L199 93V95H197V94H195ZM205 92H206V94H205ZM213 92H215V93H213ZM230 92V97L228 96V93ZM232 92V93H231ZM256 92V93H255ZM262 92V93H261ZM14 93V94H13ZM28 93V94H27ZM33 93V94H32ZM37 93V94H36ZM40 93V94H39ZM58 93V94H57ZM64 93V94H63ZM79 93H80V97H81V99H80V97H78L79 96ZM84 93V94H83ZM92 93H93V96H94V98H93V96H92ZM94 93L96 94V96L94 95ZM149 93V94H148ZM161 93H162V95H161ZM182 93H184L183 95H182ZM242 93H244V94H246V95H244V94H242ZM261 93V94H260ZM17 96H16V95ZM31 94V95H30ZM37 96H36V95ZM47 94H49V96L47 95ZM52 96H51V95ZM53 94H54V96L55 95H57V96H53ZM61 94H62V97L60 98V96H61ZM68 94V95H67ZM71 94V95H70ZM75 96H74V95ZM85 94H89V95H85ZM109 94H113V95H109ZM132 94V95H131ZM136 95L135 97H134V95ZM140 94V95H139ZM151 94V95H150ZM157 94V95H156ZM164 94V95H163ZM186 94V95H185ZM210 94V95H209ZM213 94H214V96H213ZM219 94L221 95V96H219ZM233 94V95H232ZM4 95V96H3ZM10 95V96H9ZM16 97H15V96ZM18 95H23V99L20 97V96H18ZM30 96V97H27V98H25L26 96ZM34 97H33V96ZM40 95V96H39ZM69 95L71 96V97H69ZM120 95V96H119ZM147 95H149V96H147ZM160 97H159V96ZM173 95V96H172ZM179 95V96H178ZM193 95V96H192ZM196 95V96H195ZM225 95L226 96H228V97H225ZM236 95H238V98H236ZM249 95V98L248 97H246V96H248ZM253 95H254V98H255V96H256V98L258 97V95H259V97L257 98V102H256V100H253L254 98H253ZM36 96V97H35ZM40 98H39V97ZM43 96V98H41ZM44 96H45V98H44ZM46 96H48L47 98H46ZM51 96V97H50ZM68 96V97H67ZM74 96V97H73ZM86 96V97H85ZM98 96H103L102 97V99L100 98V97H98ZM112 96V97H111ZM119 96V97H118ZM127 96V97H126ZM145 97V96H147V97H145V98H143L142 99V97ZM154 96H156L155 98H153ZM185 96V97H184ZM195 96V97H194ZM204 96V100H205V98L207 99V101H204V100H202L201 101V98ZM206 96V97H205ZM240 96V97H239ZM242 96V97H241ZM7 97V99H6V102H5V98ZM11 99H10V98ZM18 97V98H17ZM38 97V98H37ZM54 97V98H53ZM67 97V98H66ZM73 97V98H72ZM82 97H84V98H82ZM91 97V98H90ZM106 99H105V98ZM128 97H130L131 99H129ZM166 97V98H165ZM167 97H168V99H167ZM173 99H171V98ZM183 97H184V100H183ZM220 97V98H219ZM223 97H224V100H223ZM9 98V99H8ZM15 98H16V100H15ZM30 100H29V99ZM34 98V99H33ZM49 98L52 100V101H49ZM57 98V99H56ZM59 98L61 99L60 101H61V103L64 101V98H65V102L67 101V103L68 102H70L71 104H69V105H67V103H65V102H63L62 104L60 103V101H59ZM71 98V99H70ZM86 98V99H85ZM91 100H90V99ZM98 98H99V101H97L98 100ZM107 98H108V100L109 101H107ZM118 98H120V99H122V100H119ZM134 98V99H133ZM140 98H141V100H140ZM160 98V99H159ZM200 98V99H199ZM226 98V99H225ZM233 98V99H232ZM255 98V99H256ZM20 99V100H19ZM26 99V100H25ZM54 99H56L57 100V103H59V105L57 104V103H55V101L56 100H54ZM67 99V100H66ZM78 99V100H77ZM80 99V100H79ZM88 99V100H87ZM123 99H124V101H123ZM125 99H126V101H125ZM139 99V103H137L138 100ZM153 99H154V101H153ZM156 99V100H155ZM169 99H170V101L171 102H174V103H172V104H170V106H171V108H170V106H169V103H168V101H169ZM192 101H194L193 102V104H192V102H191V100ZM196 99V100H195ZM203 99V98H202ZM241 99V100H240ZM259 99V100H258ZM261 99V100H260ZM8 100H10L9 101V103L10 104H12V105H10L7 101ZM36 100V101H35ZM46 100V104H44V101ZM63 100V101H62ZM83 100H85V101H83L84 103H87V104H84L82 101ZM93 100V101H92ZM104 100H105V102H104ZM135 100V102H133ZM159 100V101H158ZM189 100H190V102H189ZM209 100V101H208ZM222 101V102H220V101ZM226 100V101H225ZM234 100V101H233ZM251 100V101H250ZM16 101V102H15ZM26 101V102H25ZM31 101V102H30ZM41 101H42V104H41ZM49 101V102H48ZM53 101H54V103H53ZM79 101V102H78ZM81 101V102H80ZM87 101V102H86ZM89 101V102H88ZM102 101V102H101ZM107 101V102H106ZM114 101H116L115 102V106L113 107V108H111L110 106H111V102H114ZM142 101V102H141ZM150 101V102H149ZM195 101L197 102L198 101V103H195ZM204 101V102H203ZM210 101H211V103H210ZM214 101V102H213ZM223 101H224V103H223ZM230 101V102H229ZM232 101H233V103H232ZM237 101V102H236ZM249 101V102H248ZM259 101H261V102H259ZM19 104H18V103ZM78 102V103H77ZM131 104H130V103ZM149 102V103H148ZM152 102H153V104H152ZM170 102V103H171ZM182 102H183V104L185 105V106H183V104H182ZM187 102V103H186ZM248 102V103H247ZM253 102H255V104L253 103ZM263 102V103H262ZM27 104V106H26V104ZM49 103V104H48ZM73 103H75V104H77V105H75V104H73ZM93 103H96V104H94L93 105ZM119 103H121V104H119ZM125 103H127V104H125ZM129 103V104H128ZM135 103V104H134ZM164 103V104H163ZM168 103V104H167ZM175 103H176V105H175ZM180 103H181V105H180ZM190 103L195 107H197V104H198V106H200L202 109H200L199 107H197V108H194V107H192L191 108V106H190ZM206 103V104H205ZM210 103V104H209ZM244 103H247V105L248 106H246V104H244ZM253 105H252V104ZM259 103V104H258ZM262 103V104H261ZM21 104V105H20ZM36 104H37V106H36ZM51 104H54V106L53 105H51ZM74 106H73V105ZM101 104V108L102 109H99L100 107H99V105ZM140 106H139V105ZM141 104H142V106H143V108H142V106H141ZM149 104V105H148ZM161 104V105H160ZM203 105V107L201 106V105ZM205 104V105H204ZM261 104V105H260ZM23 105V106H22ZM24 105L26 106V109H24L25 107H24ZM33 107H32V106ZM66 107H65V106ZM71 105H72V109H71ZM90 105V106H89ZM102 105L103 106H105L104 107V109H103V107H102ZM131 105V106H130ZM138 105V106H137ZM167 105V106H166ZM212 105H214L215 106V109H214V106H212ZM231 105V106H230ZM13 106H22V108L21 107H13ZM28 106H30V107H28ZM59 106H61V107H59ZM64 106V107H63ZM78 106H80V107H78ZM84 107V108H81V107ZM95 106V107H94ZM109 106V107H108ZM117 106V107H116ZM123 106V107H122ZM129 108H127V107ZM144 106H148V107H144ZM165 106V107H164ZM169 106V107H168ZM174 106V107H173ZM186 106H188V107H190L191 109H189L188 107H186ZM244 106V107H243ZM259 106H260V108H259ZM13 107V109H11L10 110V108H12ZM28 107V108H27ZM31 107H32V109H31ZM47 107H49V110L47 109V111H46V108ZM55 107V108H54ZM59 109H58V108ZM64 109H63V108ZM92 107V108H91ZM107 107V108H106ZM138 107H139V109H138ZM160 107V108H159ZM227 107V108H226ZM239 107H240V109H239ZM249 107V108H248ZM255 107V108H254ZM9 108V109H8ZM21 108V109H20ZM41 108V109H40ZM51 108V109H50ZM61 108V109H60ZM70 108V109H69ZM77 108H79V109H77ZM110 109V111H109V109ZM117 108V109H116ZM120 108V109H119ZM121 108H123V109H121ZM127 108V109H126ZM132 108V109H131ZM146 108V109H145ZM149 108H151V109H149ZM154 108V109H153ZM156 108V109H155ZM183 108V109H182ZM208 108V109H207ZM230 108V109H229ZM245 108V109H244ZM18 109H20V110H18ZM28 109V110H27ZM30 109V110H29ZM33 109H35V111H33ZM56 109V112L57 113H55L54 114V110ZM106 109V110H105ZM113 109H115L114 110V112H113ZM124 109H126V110H124ZM138 109V110H137ZM193 109H195V110H193ZM199 109H200V112H199ZM214 109V110H213ZM227 109V110H226ZM253 109V110H252ZM8 110H10L9 112H8ZM13 110V111H12ZM42 110H44V112L42 113V115H41V112H42ZM51 110H52V112H53V114H54V116H56L55 117V119H54V116L52 117V112H51ZM59 110H61V111H59ZM66 110V111H65ZM68 110H70L69 112H68ZM75 110V111H74ZM76 110H77V112H76ZM78 110H79V112H78ZM88 110V111H87ZM93 110V111H92ZM98 110V111H97ZM105 110V111H104ZM122 111V110H124V115H123V112H120V111ZM130 110H131V112L133 113V115L132 114H130ZM134 110H136V111H134ZM144 111V110H146V111H144V112H142V111ZM149 110V111H148ZM178 111V112H180V113H177L176 111ZM189 110V111H188ZM192 110V112H190ZM202 110V111H201ZM237 110V112H235ZM252 110V111H251ZM18 111H19V113H18ZM20 111H21V113H20ZM27 111V112H26ZM38 111V112H37ZM65 111V112H64ZM74 111V112H73ZM90 111V112H89ZM102 111H104V112H102ZM109 111V112H108ZM118 111V112H117ZM129 111V112H128ZM141 111V112H140ZM152 112V115H151V112ZM153 111H154V113H153ZM155 111H156V113H155ZM194 111V112H193ZM213 111V112H212ZM225 111V112H224ZM226 111H228V114H227V112ZM231 111H232V113H231ZM255 111V112H254ZM257 111V112H256ZM30 113V115L32 114V115H34L35 116V114L37 113V116H35V118L31 115V116H29V114H26V113ZM34 112V113H33ZM82 112V113H81ZM88 112H89V114L90 113H92L93 112V114H92V117H90L91 116V114L89 115L88 114ZM98 112V113H97ZM102 112V113H101ZM107 112V113H106ZM111 112H113V114L111 115ZM116 112H117V114H116ZM120 112V113H119ZM129 113V115H128V113ZM147 112V115L145 114ZM149 112H150V114H149ZM174 112L176 113V114H174ZM183 114H182V113ZM196 112V113H195ZM198 112V113H197ZM203 112V113H202ZM235 112V113H234ZM252 112V113H251ZM9 115H8V114ZM17 113V114H16ZM39 113V114H38ZM45 113V114H44ZM48 113H51V115L50 116H47V115H49ZM66 113V114H65ZM70 113V114H69ZM73 113H75L74 115H73ZM79 113H80V116H79ZM104 113V114H103ZM106 113V114H105ZM119 113V114H118ZM122 113V114H121ZM127 113V114H126ZM134 113H135V115H134ZM142 115V113H143V116H140V114ZM161 113V114H160ZM163 113H165V114H163ZM172 113V114H171ZM205 113V114H204ZM209 113V114H208ZM211 113V114H210ZM238 113H239V115H238ZM250 113V114H249ZM258 113H260V114H258ZM11 114V115H10ZM21 114H22V116H21ZM25 114V115H24ZM60 114H61V116H60ZM69 114V115H68ZM84 114V115H83ZM87 114V115H86ZM98 115V118L96 117L97 115ZM99 114H100V116H99ZM144 114L147 116H144ZM168 114V115H167ZM170 114V115H169ZM178 114V116H176ZM188 114H189V117H188ZM190 114H192V115H190ZM208 114V115H207ZM234 114V115H233ZM242 114V115H241ZM247 114H249L248 116H247ZM16 117H18V118H16ZM44 115V116H43ZM67 115V116H66ZM72 115H73V117H72ZM78 115V116H77ZM114 115V116H113ZM137 115V116H136ZM154 115V116H153ZM159 115V116H158ZM160 115H161V117H160ZM185 115V116H184ZM223 115V116H222ZM10 116V117H9ZM24 116V117H23ZM28 116V117H27ZM40 116V117H39ZM47 116V117H46ZM57 116H58V119H57ZM68 116H70V117H68ZM74 116H75V118H74ZM82 116V117H81ZM106 116V117H105ZM108 116H110V118L108 117ZM120 116H123V117H120ZM128 116V117H127ZM133 117V119H132V121H131V118ZM140 118H139V117ZM150 116H151V118H150ZM157 116V117H156ZM163 116V117H162ZM164 116H166L165 118H164ZM227 116V117H226ZM3 117V118H2ZM13 117H15L14 119H16V120H13ZM21 117V118H20ZM37 117H39L38 119L40 120H38L37 119ZM44 117V118H43ZM51 119H50V118ZM62 117V118H61ZM65 117H67V118H65ZM84 117V118H83ZM86 117L88 118V120L86 119ZM94 117H96L97 119H95ZM105 117V118H104ZM117 118L120 122H117V120L115 119V118ZM126 119H125V118ZM136 117V118H135ZM153 117V118H152ZM159 117V118H158ZM183 117H185L184 119L181 118ZM188 117V118H187ZM194 117V118H193ZM207 117V118H206ZM218 117V118H217ZM220 117V118H219ZM222 117V118H221ZM234 117V118H233ZM10 119V120H8V119ZM25 118V119H24ZM30 118V119H29ZM92 118V119H91ZM99 118H100V120H99ZM109 118V119H108ZM113 118V119H112ZM119 118H121V119H119ZM135 118V119H134ZM139 118V119H138ZM145 120H144V119ZM148 118H149V120H148ZM161 118V119H160ZM162 118H163V121H161L162 120ZM197 118V119H196ZM224 118V119H223ZM229 118H231V119H229ZM238 118L240 119V120H238ZM251 118H253V119H251ZM2 119H4V121L2 120ZM7 119V120H6ZM17 119H18V121H17ZM20 119V120H19ZM22 119H23V123H22ZM28 119V120H27ZM45 120V123H44V120ZM46 119L48 120V121H46ZM90 119V120H89ZM96 121H95V120ZM105 119V120H104ZM110 119H112L111 121H109ZM114 119L116 120V121H114ZM141 119V120H140ZM151 119H153L152 121H150ZM156 119V120H155ZM160 121H159V120ZM166 121H165V120ZM168 119V120H167ZM181 119V120H180ZM196 119V120H195ZM216 119H217V121H216ZM234 119V120H233ZM236 119V120H235ZM25 120H27V121H25ZM29 120H32L31 122L29 121ZM37 121V125L36 124H34L36 121ZM58 120V122H57V125H56V121ZM68 122H67V121ZM74 120H76V121H74ZM86 120V121H85ZM93 120V121H92ZM101 121L100 122V124L98 123H95V122H97V121ZM108 120V121H107ZM136 120V121H135ZM138 120H139V122L140 123H137L138 122ZM157 121L156 123H154L155 121ZM170 120H171V122H170ZM179 120V121H178ZM182 120L186 123V125H185V123L184 122H182ZM222 120H223V123H222ZM229 120H231L230 122H229ZM250 120V121H249ZM3 121V122H2ZM6 121H7V123H6ZM9 121V122H8ZM11 121V122H10ZM21 121V122H20ZM33 121H34V123H33ZM61 121V122H60ZM63 121H64V123H63ZM85 121V123H84V129H81V128H83L82 126H83V122ZM91 121H92V123H91ZM95 121V122H94ZM98 121V122H99ZM107 121V123H105ZM113 121V122H112ZM128 123L129 121V124H131V129L128 127V126H130L129 124H127L126 122ZM142 121V122H141ZM154 121V122H153ZM159 121V122H158ZM164 121L166 122V123H168V124H166V123H164ZM173 121H175V124H173L174 122ZM212 121H214V123L212 122ZM255 121H256V123L257 124H255ZM18 122V123H17ZM28 122L30 123V124H28ZM42 125V126H40L39 125V123ZM53 122V123H52ZM66 122H67V124H66ZM71 122V123H70ZM74 122H76V124L74 123ZM79 122V123H78ZM86 122H89L88 123V125H87V123ZM94 122V123H93ZM104 122V123H103ZM114 122H116V123H114ZM135 123L136 122V124L135 125H133V123ZM153 122V123H152ZM164 124V126L162 125V123ZM173 122V123H172ZM179 122H182V123H180L179 124ZM194 122V123H193ZM200 122H201V126H200ZM210 122V123H209ZM211 122H212V125H211ZM235 122H237L236 124H235ZM247 122V123H246ZM258 122L261 124V123H263V124H258ZM10 123V124H9ZM12 123V124H11ZM14 123V124H13ZM20 123H21V125H20ZM32 123V124H31ZM48 124V126H47V124ZM69 123L71 124V125H69ZM82 123V124H81ZM103 123V124H102ZM110 123H111V125H110ZM148 123V125H146ZM169 123H171V125L169 124ZM204 123V124H203ZM207 123H208V125H209V127L208 126H206L207 125ZM218 123V124H217ZM234 123V124H233ZM248 123H250L249 125H248ZM254 123V124H253ZM10 126H9V125ZM15 124H18V126L19 127H17V125H15ZM22 124H23V126H22ZM44 124V125H43ZM54 124V125H53ZM62 124H64V125H62ZM73 124H75L74 126H73ZM89 124H90V128L91 129H89ZM93 124V125H92ZM103 126H102V125ZM107 124V125H106ZM124 124V125H123ZM126 124V125H125ZM139 124V125H138ZM141 124V125H140ZM159 124V125H158ZM185 126H184V125ZM206 124V125H205ZM226 124V125H225ZM229 124H230V126H229ZM233 124V125H232ZM5 125V126H4ZM8 125V126H7ZM29 125V126H28ZM39 125V126H38ZM46 125V126H45ZM58 126V128L57 127H54V126ZM69 125V126H68ZM78 125V126H77ZM95 125V126H94ZM98 125H100L99 127H97ZM117 125V126H116ZM136 125H138V126H136ZM154 125V126H153ZM162 125V126H161ZM169 125V126H168ZM174 125H175V127H174ZM189 125H190V127H189ZM192 125H193V127H192ZM205 127H204V126ZM215 125V126H214ZM7 126V127H6ZM12 126V127H11ZM16 126V127H15ZM34 128H32V127ZM34 126H38L37 128L36 127H34ZM54 128H53V127ZM63 126V127H62ZM66 127V129H65V127ZM71 126V128L69 129V127ZM95 128H94V127ZM108 126V127H107ZM125 127V128H123V127ZM149 126H152V127H155L156 128V126H157V129H155V130H153L154 128H152V131L149 129ZM160 126V127H159ZM167 126L168 127H170V128H167ZM178 126H180V129H179V127ZM184 127V129H183V127ZM248 126H250V127H248ZM259 126H261V128L263 129H261ZM10 127V129H8V130H10L9 132H8V130H7V128H9ZM20 127H22L23 128V131L21 130L22 128H20ZM29 127V129L27 130L26 128H28ZM49 127H50V130H48L49 129ZM52 127V128H51ZM72 127H73V129H72ZM77 127H79V128H77ZM96 127H97V129H96ZM101 127H103V128H101ZM105 127V128H104ZM110 127V128H109ZM135 127L136 128H138V129H140L141 131H138L137 133H136V131H137V129H135ZM142 127V128H141ZM144 127V128H143ZM173 127V130L172 131H169L168 132V130H170L171 128ZM188 127V128H187ZM206 127H207V129H206ZM211 127V128H210ZM243 127V128H242ZM247 127V128H246ZM12 128V129H11ZM17 128V129H16ZM19 128V129H18ZM26 130H25V129ZM30 128H32V130L30 129ZM46 128V129H45ZM69 130H68V129ZM76 128V129H75ZM88 128V129H87ZM100 128V129H99ZM109 128V129H108ZM112 128H113V130H112ZM115 128H117V130L115 129ZM127 128H129L130 129V131H129V129H127ZM132 128H134V129H132ZM148 128V129H147ZM163 128H164V130H163ZM168 130H167V129ZM182 128V129H181ZM186 128V129H185ZM197 128V129H196ZM202 128V129H201ZM2 129V130H1ZM52 129V130H51ZM62 129H63V131H62ZM64 129H65V131H64ZM77 129H79V130H77ZM80 129H81V132H83V130H84V132L86 133V135H84L85 133H83V134H81L79 131H80ZM94 129V130H93ZM104 131H103V130ZM124 129V130H123ZM144 129H146L145 130V133H144ZM159 129V130H158ZM174 129H176V131H174ZM179 131H178V130ZM198 129H201V131H199ZM224 129V130H223ZM228 129V130H227ZM247 129V130H246ZM253 129V130H252ZM7 132H6V131ZM14 130H16V131H14ZM18 130H19V133L20 134H22V136L19 134V137H18ZM39 130V131H38ZM42 130V131H41ZM53 130H55V131H53ZM77 130V131H76ZM96 130V131H95ZM107 132H106V131ZM116 130V131H115ZM119 130V131H118ZM129 131V132H131L132 131V133L130 134L129 132H127V133H124V131ZM148 130H150V131H148ZM158 130V131H157ZM165 131L164 133H163V131ZM181 130H183V131H181ZM184 130H188V131H184ZM191 132H190V131ZM194 130V131H193ZM242 130V131H241ZM254 130L258 133V134H256L255 132H254ZM5 131V132H4ZM30 133H29V132ZM34 131V132H33ZM35 131H36V133H35ZM38 131V132H37ZM47 131V132H46ZM49 131V132H48ZM51 131H53V132H51ZM59 131V132H58ZM60 131L62 132V134L60 133ZM94 133H93V132ZM103 131V132H102ZM116 133H115V132ZM125 131V132H126ZM146 131H148V132H146ZM153 131H155V132H153ZM160 131V132H159ZM178 131V132H177ZM195 131H197V132H195ZM215 131V132H214ZM232 131V132H231ZM235 131V132H234ZM4 132V133H3ZM58 133V135H57V133ZM66 132H67V134H66ZM71 132V133H70ZM76 132V133H75ZM78 132V133H77ZM88 132H90V133H88ZM111 132V133H110ZM118 132V133H117ZM134 132L136 133V136H135V134H134ZM151 132H153L152 134H151ZM160 133V134H162L161 136L158 134V133ZM162 132V133H161ZM180 132V133H179ZM186 132V133H185ZM189 134H188V133ZM213 132V134H211ZM231 134H230V133ZM245 132V133H244ZM261 132H263V133H261ZM6 133L8 134V135H6ZM13 133H15V134H13ZM41 133H43V134H41ZM53 133H55V135H52ZM65 133V135H67V137L65 136V135H63ZM80 133V134H79ZM88 133V134H87ZM96 133V134H95ZM110 133V134H109ZM115 133V134H114ZM122 133V134H121ZM144 133V134H143ZM149 133V134H148ZM181 133H183V134H181ZM207 133H209V134H207ZM3 134V135H2ZM6 136H5V135ZM15 136V138H13L12 139V136ZM25 136H24V135ZM47 134V135H46ZM73 134V135H72ZM95 134V136H94V138L96 137V139H94L93 138V135ZM100 134V136L101 137H99V136H97V135H99ZM101 134H106V135H101ZM108 134V135H107ZM118 134H119V136H118ZM126 136H125V135ZM128 134H130V135H128ZM142 134V135H141ZM170 134H172V135H170ZM175 134H179V136H181V137H179V136H177V135H175ZM181 134V135H180ZM192 134V135H191ZM199 134V137L197 136ZM233 134V135H232ZM242 136H241V135ZM263 134V136H261ZM10 135V136H9ZM27 135V136H26ZM38 135V136H37ZM41 135H43V136H41ZM74 137H72V136ZM78 135H80V136H78ZM84 137H83V136ZM115 135V136H114ZM117 135V136H116ZM130 137H128V136ZM151 135V136H150ZM166 135H168L169 137H167ZM178 138V139H176V137ZM186 136V138H185V136ZM191 135V136H190ZM202 135V136H201ZM210 137H209V136ZM248 135V136H247ZM251 135V136H250ZM5 136V137H4ZM13 136V137H14ZM35 136H37V137H35ZM46 136H47V138H46ZM55 136V137H54ZM58 136V137H57ZM61 136V137H60ZM71 136V137H70ZM75 136H76V139L78 138V140H76L75 139ZM104 136V137H103ZM105 136H107V137H105ZM121 136V138H119ZM125 136V137H124ZM131 136H133L132 138H131ZM140 136L142 137V136H144V138H145V141L143 140L144 138H142V139H140ZM155 137V138H153V137ZM172 136V137H171ZM193 136V137H192ZM194 136H195V138H194ZM205 138H204V137ZM5 139H4V138ZM17 137V138H16ZM41 137H43L42 138V141L44 140V144L42 143V141L40 140L41 139ZM46 139H45V138ZM62 137H63V139H62ZM81 137V138H80ZM89 137H90V139H89ZM92 137V138H91ZM100 139H99V138ZM114 139H113V138ZM117 137V138H116ZM129 139H128V138ZM146 137H150V140H149V138H146ZM152 137V138H151ZM158 137V138H157ZM167 137V138H166ZM182 137H184L183 138V140H182ZM188 137V138H187ZM190 137H192V138H190ZM207 137H209V138H207ZM249 137V138H248ZM252 137L253 138H255L256 140H257V142H256V140L255 139H253L252 140ZM7 138V139H6ZM25 138V139H24ZM27 138H28V140H27ZM52 138V139H51ZM55 138V141L53 140ZM66 138V139H65ZM89 140H88V139ZM106 138V139H105ZM108 138V139H107ZM126 138V139H125ZM163 138H164V141H163ZM165 138H166V140H168V141H166L165 140ZM180 138H181V140H182V142L183 143H181L182 145H183V148H181L180 146H182V145H178V143H180ZM193 138H194V140H193ZM208 139V141L206 142L204 139ZM12 139V140H11ZM22 139H24L25 141L22 143ZM29 139H31V140H29ZM33 139V140H32ZM41 141V143H39V140ZM57 139L59 140V141H57ZM73 139H74V141H77V143L75 142L74 143V141H73ZM105 139V140H104ZM118 139H120L119 141H118ZM136 139H138V140H136ZM151 139H152V141H151ZM154 139V140H153ZM162 139V141H159V140H161ZM186 139H189L188 141L186 140ZM195 139H196V141H195ZM198 139H200V140H202L201 142H199V140ZM232 139L234 140V142L236 141V143H232L233 141H232ZM36 140V141H35ZM47 140H50V141H48L47 142ZM53 140V141H52ZM70 140H72V142L70 141ZM82 141V142H80L81 144H79L78 143V141ZM88 140V141H87ZM99 141L98 142V145L96 144V143H93V145H95V146H93L92 145V142H94V141ZM100 140H102V141H100ZM114 140V141H113ZM122 140H123V142H122ZM131 140V141H130ZM132 140H134V141H132ZM142 140V141H141ZM148 140V141H147ZM157 140V141H156ZM172 140H173V142H172ZM174 140H175V142H174ZM191 140L192 141H194V142H191ZM216 140V141H215ZM219 140V141H218ZM226 140V141H225ZM230 140V141H229ZM16 142V144H12V142ZM21 141V142H20ZM28 141H29V143H28ZM31 141H35V144L36 145H34V143H32ZM84 141V142H83ZM92 141V142H91ZM105 141V142H104ZM107 141V142H106ZM130 141V142H129ZM136 141H138V142H136ZM139 141H140V143H139ZM143 141L145 142V143H147V144H145V143H143ZM149 141H150V143H149ZM159 141V142H158ZM186 141H187V143H186ZM203 141L204 142H206L205 144L203 143ZM223 141V142H222ZM227 141H228V144H227ZM240 141H243V142H240ZM251 141V142H250ZM8 142V143H7ZM14 142V143H15ZM26 142V143H25ZM50 142H52V143H50ZM90 142V143H89ZM114 144H113V143ZM120 142H122V143H120ZM126 142H128V144L129 143H132V144H127ZM136 142V143H135ZM151 142H152V144H151ZM156 142V143H155ZM164 142V144H165V142H166V144L164 145V144H162V143ZM177 142V143H176ZM185 142V143H184ZM219 144H218V143ZM220 142H222V143H220ZM226 142V143H225ZM230 142V143H229ZM7 143V144H6ZM28 143V144H27ZM49 143V144H48ZM67 143V144H66ZM69 143V144H68ZM70 143H71V145H70ZM75 145H74V144ZM83 143H85V144H83ZM88 143V144H87ZM103 144L104 145V147H107V148H109L108 150H107V148H104V149H102L103 148V145H100V144ZM111 143V144H110ZM119 143H120V145H119ZM127 144L128 145V148L126 147L127 145H125V144ZM142 143V144H141ZM157 143H158V145H157ZM176 143V144H175ZM193 143V144H192ZM217 143V144H216ZM257 143V144H256ZM20 144V145H19ZM30 144V145H29ZM39 144V145H38ZM54 144H55V146H54ZM57 144L59 145V147H57ZM62 144V145H61ZM66 144V145H65ZM75 146H73V145ZM90 144L92 145V146H90ZM107 146H106V145ZM110 144V145H109ZM136 144V145H135ZM137 144H138V146H137ZM162 144V146H160L159 147V145H161ZM169 144H172V145H169ZM175 144V145H174ZM184 144H187L188 145V148L186 149V147H187V145L185 146ZM190 144V145H189ZM216 144V145H215ZM222 144V145H221ZM235 144V145H234ZM237 144V145H236ZM243 144V145H242ZM249 144V145H248ZM256 144V145H255ZM12 145H14V146H12ZM18 145V146H17ZM21 145H24V146H21ZM38 145V146H37ZM42 145V146H41ZM61 145V146H60ZM70 145V146H69ZM83 145V146H82ZM86 145V146H85ZM89 145V146H88ZM114 147H113V146ZM116 145H119V146H116ZM133 145V146H132ZM150 145H152L153 147H154V150L156 149V151H154L153 150V147L152 146H150ZM169 147H168V146ZM177 145V147H175L174 148V146H176ZM191 145H193V146H191ZM198 145V146H197ZM210 145V146H209ZM213 145V146H212ZM216 147H215V146ZM223 145H224V147H223ZM241 145H242V147H241ZM252 145V146H251ZM17 146V147H16ZM21 146V147H20ZM28 146H32L31 147V149L29 150V148L30 147H28ZM36 146V148H35V151H36V153L34 154V147ZM45 146V147H44ZM54 146V147H53ZM68 146V147H67ZM72 146V147H71ZM81 146V147H80ZM85 146V147H84ZM129 146L132 148H130L129 149ZM135 146V147H134ZM148 147V148H146V150L145 149H143V147ZM156 146H158L157 148H156ZM167 147V148H165V147ZM179 146V147H178ZM202 146H203V148H202ZM207 148H206V147ZM221 146V147H220ZM226 146H228V147H226ZM229 146H231V148L229 147ZM233 146V147H232ZM238 146V147H237ZM19 147V148H18ZM39 147V148H38ZM62 147V148H61ZM65 147V148H64ZM78 147H80V148H78ZM82 147H84V149H82ZM87 147V148H86ZM134 147V148H133ZM138 147V148H137ZM140 147H142V148H140ZM144 147V148H145ZM162 147V148H161ZM173 147V148H172ZM193 147V148H192ZM200 147V148H199ZM214 147V148H213ZM236 147L238 148V149H236ZM5 148H7L8 150L10 149L11 150V152L9 151H6L7 149H5ZM25 148V149H24ZM28 150H27V149ZM58 148H60V149H58ZM69 148L71 149L72 148V150H69ZM78 148V149H77ZM89 148H90V152L92 151L93 153H94V156H93V154H92V156H91V153L89 152H87V151H89ZM96 148H98V149H100L101 151H103V152H99L98 151V154H97V151L96 150H98V149H96ZM115 148V149H114ZM120 148V149H119ZM136 148H137V150L139 151H137L136 150ZM142 150H140V149ZM164 148H165V151H164ZM170 148V149H169ZM177 148H179V150L181 149L182 150V152H181V154H180V151L177 149ZM206 148V149H205ZM208 148H210V149H208ZM213 148V149H212ZM222 148H224V149H222ZM242 150H241V149ZM5 149V150H4ZM37 149V150H36ZM42 149V150H41ZM46 149H48V153H47V151H45ZM56 149V150H55ZM80 149H82V152L80 151ZM93 149V150H92ZM113 149V151L111 152V150ZM119 149V150H118ZM122 149H124V150H126V151H124V150H122ZM133 149H135V150H133ZM159 149V151H157ZM161 149H163V150H161ZM166 149H169V150H166ZM175 149V150H174ZM186 149V150H185ZM189 149H191V150H189ZM193 149V150H192ZM201 151H200V150ZM204 149V150H203ZM215 149H217V151L215 150ZM234 149V150H233ZM27 150V151H26ZM39 150H41V151H39ZM55 150V151H54ZM77 150V151H76ZM145 150V151H144ZM148 150H153L152 152L150 151V152H148ZM173 151V153H171L172 151ZM195 150H198L197 152L195 151ZM209 150V151H208ZM212 150V152H210ZM222 150H224V151H222ZM238 152H236V151ZM18 151V152H17ZM37 151H39V152H42V153H37ZM71 151H73V152H71ZM85 151V152H84ZM118 151V152H117ZM120 151V152H119ZM122 151V152H121ZM147 151V152H146ZM164 151V152H163ZM171 151V152H170ZM183 151H184V153H183ZM214 151V152H213ZM221 151V152H220ZM230 151H232V153L230 152ZM15 152V153H14ZM20 152V153H19ZM24 152H25V154H24ZM29 152V153H28ZM32 152H33V154H32ZM44 152V153H43ZM46 152V153H45ZM53 152H54V154H53ZM55 152H57V153H55ZM59 152H60V154H59ZM67 152H68V155H67ZM72 154H71V153ZM79 152V153H78ZM80 152H81V155H80V162L81 163H79V156L78 155H76V154H80ZM128 152H129V155H130V153H131V156L130 157H132V155H134L133 157H132V159L129 157V155H128ZM143 152V153H142ZM156 152V153H155ZM195 152V153H194ZM10 155H9V154ZM18 153V154H17ZM65 153H66V155H65ZM86 153H88V154H86ZM105 155H104V154ZM116 153H117V156H115L116 155ZM119 153H122V154H119ZM140 155V156H138V154ZM147 155H146V154ZM153 153H155V154H153ZM160 153V154H159ZM164 154V156H163V154ZM188 153V154H187ZM194 153V154H193ZM210 153V154H209ZM221 153H224L223 155L221 154ZM13 154V155H12ZM17 154V155H16ZM20 154V155H19ZM42 154V155H41ZM57 154V155H56ZM59 154V155H58ZM62 154H63V156H62ZM125 156H124V155ZM142 154V155H141ZM149 154V155H148ZM162 154V155H161ZM165 154H167V155H165ZM169 154V155H168ZM176 154H178V156H179V159H178V156L176 155ZM186 154V155H185ZM191 154V155H190ZM203 156H202V155ZM226 154V155H225ZM232 154V155H231ZM21 155H25L24 157L25 158H23ZM44 155V156H43ZM50 155V156H49ZM51 155H53V157L51 156ZM55 155V156H54ZM69 155H70V157H69ZM87 155V156H86ZM89 155V156H88ZM99 155V156H98ZM108 155V156H107ZM112 155H114V156H112ZM127 155V156H126ZM143 155H146V156H143ZM158 155H160V156H158ZM189 157H188V156ZM197 155V156H196ZM201 155V156H200ZM208 155V156H207ZM261 155V156H260ZM16 156V157H15ZM33 157L34 156V159H31V157ZM40 156H41V158H42V156L44 157L43 159H40ZM49 156V157H48ZM57 156V157H56ZM67 156V157H66ZM76 156H77V158H76ZM96 156V157H95ZM122 156V157H121ZM144 158H143V157ZM151 156H152V158H151ZM186 156L188 157V158H186ZM191 156V157H190ZM194 156V157H193ZM200 156V157H199ZM206 156V157H205ZM18 157V158H17ZM39 157V158H38ZM48 157V158H47ZM60 157H62V159H58V158H60ZM63 157L64 158H66V159H63ZM72 157H73V159H72ZM85 157H87L86 159H85ZM98 157V158H97ZM102 157V158H101ZM117 157H119L118 159H117ZM124 157V158H123ZM135 157V158H134ZM138 157V161L136 160V158ZM145 157H146V159H149V160H145ZM157 157V158H156ZM169 157H174V158H169ZM177 157V158H176ZM207 157H209V158H207ZM222 157V158H221ZM5 158V159H4ZM13 158V160H11ZM20 158H22V160L20 159ZM28 158H30V159H28ZM47 158V159H46ZM49 158H50V160L52 161V159H53V162H54V164H53V162H50V160H49ZM54 158H56V159H54ZM68 158H70V159H68ZM91 158H96V159H91ZM108 158V159H107ZM134 158V159H133ZM150 158H151V160H150ZM155 158V159H154ZM160 158V159H159ZM167 158V159H166ZM185 159V161H184V159ZM202 158V159H201ZM207 158V159H206ZM7 159V160H6ZM26 159V160H25ZM41 161H40V160ZM49 160V161H46V160ZM67 159L69 160V161H67ZM78 161V162H76L77 164H79V165H81V164H83V165H81V166H78L76 163H75V161L76 160ZM89 159V160H88ZM98 159V161H96L95 162V160H97ZM113 159L115 162L116 161H119V163L117 162L116 164H113L114 162H113V160L111 161V160ZM120 159H121V163H120ZM130 159V160H129ZM143 159V160H142ZM164 159V160H163ZM168 159H170L169 161H168ZM183 159V160H182ZM15 160H17V161H15ZM20 160V162L22 163V166L24 165V167H21V165H19V164H21V163H19L18 161ZM24 160V161H23ZM40 162H39V161ZM43 160V161H42ZM90 160H91V162H90ZM100 160V161H99ZM103 160H105V161H103ZM106 160H107V162H108V164H106V166L104 165L105 163H107L106 162ZM127 160H129V161H127ZM132 160V161H131ZM134 160V161H133ZM145 160V161H144ZM154 160H155V162H154ZM161 162H160V161ZM172 160V161H171ZM176 160V161H175ZM182 160V161H181ZM194 160V161H193ZM196 160V161H195ZM198 160V161H197ZM4 161V162H3ZM6 161L9 163H6ZM13 164H10V162ZM56 161V162H55ZM59 161H61V162H59ZM73 161V162H72ZM86 161V162H85ZM93 161V162H92ZM135 161H137L138 162V164H137V162H135ZM145 163H144V162ZM147 161V162H146ZM157 161V162H156ZM165 161V163H163ZM168 161V162H167ZM200 161V162H199ZM202 161V162H201ZM16 162V163H15ZM32 162V163H31ZM34 162L36 163V164H34ZM45 164H44V163ZM47 162V163H46ZM57 162H59V163H62V164H59V163H57ZM69 162V163H68ZM103 162H105L103 165L101 164V163ZM125 162V163H124ZM127 162H128V164H127ZM131 162V163H130ZM140 162V163H139ZM141 162L142 163H144V166L145 167H143L142 165L143 164H141ZM150 162V163H149ZM151 162H154L153 164H151ZM172 164H171V163ZM179 162H182V163H179ZM197 162V163H196ZM5 163V164H4ZM18 163V164H17ZM40 163V164H39ZM48 163H50V164H48ZM65 165H64V164ZM93 165H91V164ZM99 163H100V165H99ZM112 163V164H111ZM125 164V166H122V165H124ZM136 163V164H135ZM159 163H161L163 166H164V164H165V167H161L162 165L161 164H159ZM167 163H170V165L168 164L167 165ZM176 165H175V164ZM179 163V164H178ZM194 165H193V164ZM196 163V164H195ZM44 164V165H43ZM47 164V165H46ZM56 164V165H55ZM60 166H59V165ZM72 164H73V166H72ZM74 164H75V167H74ZM95 164V165H94ZM98 164V165H97ZM117 164H120V165H117ZM139 164H140V166L141 167H139ZM150 164V165H149ZM157 164V165H156ZM158 164L160 165V167L158 168V167H154L153 169H152V167L154 166V165H156V166H158ZM173 164H174V166H173ZM188 164V165H187ZM190 164H191V166H190ZM7 165H8V167H7ZM10 165V166H9ZM27 165H29V167H27ZM31 165V166H30ZM34 167H33V166ZM46 165V166H45ZM50 165H53V167L54 168H56V169H54V168H51L52 166H50ZM57 165H58V168H57ZM62 165V166H61ZM85 165H88V166H86L85 167ZM91 165V166H90ZM112 165H113V167H112ZM129 167H127V166ZM132 165V166H131ZM136 165V166H135ZM137 165H138V167H137ZM152 165V166H151ZM167 165V166H166ZM178 165H180V166H178ZM186 165V166H185ZM196 165V166H195ZM15 166H17L16 167V169H15ZM39 166V167H38ZM66 166H69L68 168H64V167ZM99 166V167H98ZM102 166V168H100ZM115 166H117V167H115ZM148 166V167H147ZM174 168H173V167ZM188 166L190 167V168H188ZM192 166H194L193 168H192ZM16 170V173H18L17 175H15V173H14V169ZM33 169H32V168ZM35 167H37L36 169H35ZM49 167V168H48ZM71 167L73 168V171H71ZM80 167V168H79ZM86 169H85V168ZM92 167H93V169H92ZM95 167H96V169H95ZM111 169H110V168ZM123 167V168H122ZM131 167H133V169L131 168ZM170 168V169H168V168ZM181 167H183L182 168V170L180 169ZM184 167H186V168H184ZM197 167V168H196ZM19 168H21V169H19ZM24 168V169H23ZM25 168H26V170H25ZM29 168V169H28ZM30 168L32 169V170H30ZM46 168H48V170H50L51 169V171L53 172V174L54 175H52V172L51 171H45L46 170ZM64 168V169H63ZM75 168H78L77 170L75 169ZM97 168L99 169H101V170H99L100 172H98V170H97ZM108 168L111 170H109V171H107L108 170ZM116 168H117V170H116ZM120 168V169H119ZM138 168V169H137ZM141 168V170H139ZM150 168V169H149ZM156 168V169H155ZM157 168H158V170H157ZM165 168V169H164ZM167 168V169H166ZM195 168V169H194ZM2 169V170H1ZM11 169V170H10ZM13 169V170H12ZM39 169V170H38ZM42 169V170H41ZM67 169H68V172H67ZM85 169V170H84ZM93 171H92V170ZM102 169H103V172H102ZM112 169H113V172H112ZM115 169V170H114ZM127 169H129L128 170V172H126L127 171ZM131 169V170H130ZM136 169V170H135ZM143 169V170H142ZM147 169V170H146ZM162 169V170H161ZM174 169H175V173L173 172L174 171ZM190 169V170H189ZM9 170V171H8ZM20 170L21 172H18V171ZM27 170H29V171H27ZM35 170V171H34ZM66 170V171H65ZM83 170V171H82ZM86 170H90V171H87L86 172ZM97 170V171H96ZM105 170V171H104ZM121 170V171H120ZM124 170H125V172L127 173H125L124 172ZM157 170V171H156ZM165 170V171H164ZM184 170V171H183ZM189 170V171H188ZM6 171H8L9 173L12 171L13 173H12V175H11V173L9 174L8 172H6ZM23 171H26V172H23ZM40 173H39V172ZM58 171H60V172H63V171H65V172H63V174L62 173H58ZM70 171L72 172V173H70ZM78 171V172H77ZM92 171V172H91ZM132 171V172H131ZM148 171V172H147ZM155 171V172H154ZM177 171H179L178 173H177ZM34 172H37V173H35L34 174ZM44 174H43V173ZM78 174H77V173ZM94 172H95V174H94ZM109 174H108V173ZM119 172V173H118ZM122 172H124V173H121ZM131 172V173H130ZM138 172H139V174H138ZM143 172V173H142ZM151 172H153V173H155V175L156 174H160V175H162V176H160V175H158V176H153V173H151ZM161 172H162V174H161ZM164 172V173H163ZM166 172V173H165ZM181 172V174H179ZM192 172V173H191ZM7 173V174H6ZM32 173V174H31ZM42 173V174H41ZM51 173V174H50ZM89 173H92V174H94V175H90ZM111 173V174H110ZM114 175H113V174ZM116 173H117V175H116ZM145 173L148 175H146L147 177H145L144 178V176L143 175H145ZM149 173V174H148ZM177 173V174H176ZM187 173V174H186ZM189 173V174H188ZM192 175H191V174ZM9 174V175H8ZM39 175V176H37V175ZM46 174V176H43V175H45ZM58 174H61V176L60 175H58ZM65 174H67L66 176H68V177H65L64 175ZM70 174V175H69ZM120 174V175H119ZM135 175L134 176V181L131 179V178H133L131 175ZM167 174H168V176H167ZM174 174V175H173ZM3 175V176H2ZM26 175V176H25ZM30 175H32V176H30ZM54 176V177H52V176ZM72 175V177H70ZM88 175H89V178L91 179V177H92V182H91V180L88 178ZM96 175V177H94ZM101 175H103V176H101ZM104 175H105V179H104ZM109 176V178H108V176ZM116 175V176H115ZM119 175V176H118ZM121 175H122V177H121ZM124 175L126 176V175H128V176H126L125 178H124ZM129 175H130V177H129ZM173 175V176H172ZM178 175H180V176H182V178L181 177H179ZM188 177H187V176ZM192 177H191V176ZM6 178H5V177ZM12 176H15V177H17L16 179L18 180H16L15 178H13ZM19 176H24V177H26V178H24V177H19ZM51 176V177H50ZM58 176V177H57ZM81 176V177H80ZM113 176H114V179H113ZM139 176V177H138ZM142 176H143V178H142ZM168 177V179H169V181H168V179H165V177ZM169 176H170V178H169ZM171 176H172V178H171ZM186 176V177H185ZM10 179H8V178ZM29 177H31V178H29ZM40 177V178H39ZM56 177V178H55ZM76 177V178H75ZM79 177V178H78ZM84 177H86L85 179H84ZM103 179H101V178ZM107 177V178H106ZM121 177V178H120ZM127 177H129V178H127ZM141 177V178H140ZM154 177V178H153ZM160 177V178H159ZM163 179H165L166 180V182H168L167 184L168 185H170L171 187H169L168 185H166V182L164 181V180H162V178ZM174 177H176V178H174ZM177 177H179V178H177ZM15 179L14 181H13V179ZM20 178V179H19ZM49 178L51 179V180H49ZM57 179V181L55 180V179ZM63 178H67L69 181H72L73 182V184H72V182L71 183H69L68 182V180L66 179V181H67V184L68 185H66L65 183H66V181H65V179L63 180ZM70 178H72V180L70 179ZM80 178H82L83 180H81ZM97 178V179H96ZM117 178H119L120 180L118 181V179ZM122 178H123V180H122ZM160 180H159V179ZM181 178V179H180ZM27 179V180H26ZM30 179V181L32 182H29L28 180ZM47 179V180H46ZM78 179H80L81 180V183H80V180H78ZM88 179V180H87ZM101 179V180H100ZM127 179V180H126ZM131 181H130V180ZM140 179V180H139ZM142 179V180H141ZM148 179H149V183H147V181H148ZM154 179V180H153ZM173 179V181L171 182V180ZM3 181V183H2V181ZM10 181V182H12V184L10 183V182H8V181ZM22 180V181H21ZM40 180H41V182H42V185H43V187H42V185H41V182H40ZM45 180V181H44ZM53 180V181H52ZM58 180H60V182L58 181ZM65 182H63V181ZM88 181V183H89V181H90V183L88 184L87 182H85V181ZM112 180H115V182L114 181H112ZM151 180H153L152 182H151ZM162 180V181H161ZM180 180V181H179ZM20 181H21V184H23V186L22 185H20V184H17V182L18 183H20ZM35 183H34V182ZM37 181V182H36ZM44 181V182H43ZM46 181H48L46 184H47V186L45 185V182ZM52 182V183H49V182ZM102 181V182H101ZM106 181V182H105ZM157 181H159L158 183H159V185L157 184ZM176 183H175V182ZM178 181H179V183H178ZM182 181V183H180ZM5 182V183H4ZM58 182V183H57ZM80 184H79V183ZM84 182H85V184H84ZM95 182V183H94ZM99 182L101 183V184H103V185H101V184H99ZM104 182V183H103ZM111 182H112V184H111ZM121 182H124L125 184H122ZM154 182V183H153ZM162 182H163V184H162ZM34 183V184H33ZM44 183V184H43ZM62 184V183H64L63 185H65V186H63V185H60V184ZM75 183V184H74ZM83 183V184H82ZM113 183L115 184V186H113ZM132 183H138V184H135V186H134V189H133V185L134 184H132ZM147 183V187H146V184ZM152 183H153V186H152ZM170 183V184H169ZM172 183H174V184H176V186L173 184V185H171ZM5 184V185H4ZM9 184V185H8ZM14 184V185H13ZM37 184V185H36ZM49 184H51V186L49 185ZM56 184V185H55ZM91 184H93V185H91ZM95 184V185H94ZM139 184H140V187H139ZM142 184V185H141ZM149 184V185H148ZM151 184V185H150ZM155 184V185H154ZM161 184H162V186H161ZM179 184H181V185H179ZM8 185V186H7ZM11 185L13 186V187H11ZM33 187H35V188H32V186ZM35 185V186H34ZM55 185V187H53ZM73 185V186H72ZM84 185V188H81L82 186ZM91 185V186H90ZM101 185V186H100ZM109 185V186H108ZM110 185H111V187H110ZM118 185V186H117ZM126 185V186H125ZM129 185H131L132 186V188H131V186H129ZM181 186L180 188H179V186ZM6 186V187H5ZM15 186V187H14ZM29 186V187H28ZM41 186V187H40ZM57 186H58V188H57ZM65 187V188H63V187ZM75 186V187H74ZM79 187V189H76V188H78ZM87 186V187H86ZM92 186H97V188L95 189L94 187H92ZM121 186L123 187V189L124 190H121V192L120 193H117V194H115L117 191H119L120 189H122L121 188ZM130 188H129V187ZM141 186H143V187H141ZM151 186V187H150ZM158 186V187H157ZM164 186H165V188H164ZM178 186V187H177ZM186 186V187H185ZM9 187H11V188H9ZM17 187V188H16ZM20 187V188H19ZM22 187V188H21ZM24 187V188H23ZM27 187H28V189H27ZM61 187L63 188L62 190H61ZM67 187V188H66ZM70 187H74V188H70ZM89 187V188H88ZM114 187H116V188H114ZM118 187H119V189H118ZM155 187V188H154ZM4 188H6V190L4 189ZM26 188V189H25ZM30 188V189H29ZM40 188V189H39ZM56 188V189H55ZM104 188V189H103ZM112 189V190H110V189ZM125 188H127V190L125 189ZM142 188V189H141ZM151 188V189H150ZM158 188H160L161 189V192H160V189H158ZM164 190H163V189ZM170 188H173V190L172 189H170ZM175 188V189H174ZM3 189V190H2ZM15 189H16V191H15ZM38 189V190H37ZM58 189V190H57ZM67 189H68V191H67ZM76 189V190H75ZM83 189L84 190H87L88 191V189H89V191L87 192V191H83ZM94 189V193H92V195H91V192H93V191H91L90 192V190H93ZM101 191H100V190ZM118 189V190H117ZM130 189H131V191H130ZM139 189H140V191H139ZM144 189V190H143ZM159 191H158V190ZM167 189H168V191H167ZM176 189H178V190H176ZM186 189H187V191H186ZM8 190V191H7ZM10 190V191H9ZM26 190L27 192H24V191ZM48 190V191H47ZM53 192V193H50L51 191ZM67 192H66V191ZM78 190H79V192H78ZM82 190V191H81ZM96 190H99L100 191V193H99V191H96ZM105 190V192H103ZM110 190V191H109ZM129 190V192H127ZM145 190H150V192H148V191H145ZM152 190V191H151ZM155 190V191H154ZM169 190H171L170 192H169ZM175 190V191H174ZM4 191V192H3ZM23 191V192H22ZM40 191H42V192H40ZM45 191V192H44ZM47 191V192H46ZM60 191V193H58V192ZM63 191H64V193H63ZM75 191H77V192H75ZM96 191V192H95ZM111 191H112V193H111ZM137 191V193H135ZM139 191V192H138ZM143 191V192H142ZM157 191V192H156ZM177 191V192H176ZM180 191V195H179V192ZM11 192V193H10ZM21 192V193H20ZM49 192V193H48ZM62 192V193H61ZM77 194V196H76V194ZM81 192L82 193H84L85 192V194H81ZM98 192V193H97ZM132 192V193H131ZM156 192V193H155ZM160 192V193H159ZM166 192H168V194L166 193ZM171 192H173L172 194H171ZM35 193V194H34ZM44 193H46V194H44ZM106 193V194H105ZM114 193V194H113ZM123 193V195H121ZM127 193H128V195H127ZM147 193H148V195H147ZM151 193V194H150ZM153 193L154 194H156V197H153V196H155V195H153ZM158 193H159V198L157 197V195H158ZM170 193V194H169ZM30 196H29V195ZM101 195V197H100V195ZM113 196V195H115L114 196V198L112 197V203L110 204V206L111 207H109L108 205V203H107V200L108 199H106L105 201L103 200V198H109L111 195ZM120 194V195H119ZM134 194H136V195H134ZM139 194V195H138ZM144 194H145V196H144ZM164 195V196H161V195ZM175 194H176V197H175ZM177 194H178V196H177ZM5 195V196H4ZM8 195V196H7ZM9 195H11V196H9ZM28 196V197H26V196ZM32 195H33V197H32ZM52 195V196H51ZM53 195H55L54 196V198H53ZM73 195H75L76 197H78V198H76L75 197V199H74V196ZM86 195V196H85ZM90 195V196H89ZM117 195H119L118 196V199L116 200V196ZM144 197H143V196ZM174 195V196H173ZM15 196V197H14ZM18 196V197H17ZM20 196V197H19ZM35 196V197H34ZM42 196V197H41ZM45 196H48V197H45ZM56 196H57V199H56ZM59 196H61V197H59ZM66 196H68V197H66ZM80 196V197H79ZM92 196V197H91ZM103 196V197H102ZM108 196V197H107ZM148 196V197H147ZM167 196V197H166ZM173 198H172V197ZM181 198H180V197ZM39 197V198H38ZM72 197V198H71ZM95 197H96V199H95ZM116 197V198H115ZM122 197V198H121ZM135 197V198H134ZM136 197L139 199H137L138 201H136L135 199H136ZM146 197V199H143V198H145ZM151 197H153V198H151ZM160 197H162V199L160 198ZM175 197V198H174ZM4 198V199H3ZM7 198V199H6ZM25 198H27V199H25ZM40 198H42V200L40 199ZM47 198V199H46ZM60 198V199H59ZM65 199V201H64V199ZM120 198V199H119ZM142 198V199H141ZM158 199V205H156L157 204V200L156 199ZM182 199V200H179V199ZM23 199V200H22ZM36 199H39V200H36ZM50 199V200H49ZM54 199V200H53ZM71 199H72V201H71ZM75 201H74V200ZM78 199V200H77ZM102 199V200H101ZM131 199H133L134 200V202L131 200ZM150 199V200H149ZM153 199V200H152ZM167 199V200H166ZM4 200V201H3ZM6 200H8V201H6ZM26 200V202H24ZM46 200V201H45ZM52 200V201H51ZM61 200V201H60ZM69 200H70V202H69ZM95 200V201H94ZM118 200H121V202H123V203H121L120 201H118ZM141 200H143V201H141ZM147 200H149V201H151V202H149V201H147ZM156 200V201H155ZM161 200H163V201H161ZM171 200H172V202H173V204H172V202H171ZM176 200V201H175ZM18 201H19V203H18ZM23 201V202H22ZM32 201H34V202H32ZM55 201V202H54ZM94 203H97L98 205V209H97V206H96V204H94ZM102 201H103V203H102ZM124 201H125V203H124ZM133 202V203H131V202ZM140 201V202H139ZM147 201V202H146ZM167 201H168V204H167ZM179 201V202H178ZM5 202H6V204L7 205H5ZM9 202V203H8ZM14 202V203H13ZM31 202V203H30ZM41 202V203H40ZM45 202L47 203V204H45ZM51 202V203H50ZM66 203V204H64L63 205V203ZM81 202V203H80ZM118 202V203H117ZM149 202V203H148ZM155 202V203H154ZM162 202L163 203H165V205L164 204H162ZM177 204H176V203ZM22 203L24 204V206L22 205ZM35 203H37L36 204V206H38V204H39V206H38V208L35 206ZM50 203V204H49ZM56 205H55V204ZM82 203H83V205H82ZM86 203V205H84ZM182 203L183 204V207H182V204L180 205V204ZM16 204H18L19 206H17ZM30 204H31V206H30ZM59 204H61L60 206H59ZM89 204V206H87ZM103 204V205H102ZM125 204H127V205H125ZM131 204H132V206H131ZM134 204H135V206H134ZM163 205V207H162V205ZM167 204V205H166ZM179 204V205H178ZM10 205V206H9ZM29 205V206H28ZM32 205H33V207H32ZM63 205V206H62ZM74 205V206H73ZM76 205V206H75ZM99 205H101V206H99ZM129 205V206H128ZM169 205V206H168ZM175 205V206H174ZM177 205V206H176ZM8 206V207H7ZM17 206V207H16ZM22 206L25 208V210H23L24 208H22ZM28 206V207H27ZM35 206V207H34ZM51 206V207H50ZM79 207V209H78V207ZM126 206H128V207H126ZM148 206V207H147ZM151 206H153V207H151ZM160 206V207H159ZM19 207H21V208H19ZM30 207H31V209H30ZM53 207V208H52ZM57 207V208H56ZM61 209H60V208ZM72 207H76L78 210H76L75 208L73 209ZM94 207H95V209H96V214L94 213ZM103 207V208H102ZM105 207H107V208H105ZM120 207H122V208H120ZM123 207H125V208H123ZM130 207H132L131 209H130ZM136 207V208H135ZM140 207V208H139ZM142 207V208H141ZM144 207H147L148 209H145ZM155 207V208H154ZM169 207H171V209L169 208ZM174 209H173V208ZM13 208V209H12ZM17 208H19V210H20V212H19V210L17 209ZM28 208H29V211H28ZM45 208V209H44ZM48 208V209H47ZM49 208H51V211H50V209ZM56 208V209H55ZM69 208V209H68ZM72 208V209H71ZM88 208V209H87ZM93 208V209H92ZM180 208V209H179ZM184 209V210H181V209ZM185 208H186V210H185ZM34 209V210H33ZM38 209V210H37ZM42 209V210H41ZM73 210V211H71V210ZM122 209V210H121ZM127 210V212H126V210ZM130 209V210H129ZM139 209H140V211H141V213H139V214H137L138 212L137 211H139ZM152 209V210H151ZM178 209H179V211H178ZM8 210H10V211H8ZM32 210V211H31ZM39 210H40V216H39ZM43 210H45V211H43ZM67 210V211H66ZM105 210V211H104ZM112 210H113V212L114 213H112ZM116 212H115V211ZM121 210V211H120ZM125 211L123 214H122V211ZM133 210H135L136 211V213H133V214H135V215H133L132 214V211ZM147 210V211H146ZM155 210V211H154ZM167 210H169V212L170 213H172V214H170ZM6 211L8 212V214H6ZM14 211V212H13ZM23 211V212H22ZM42 211V212H41ZM48 211V212H47ZM62 211H63V214H62ZM69 211H70V213H69ZM90 211H92V212H90ZM98 211V212H97ZM104 211V212H103ZM134 211V212H135ZM145 211V212H144ZM152 211V212H151ZM165 211H166V213H165ZM178 211V212H177ZM181 211H185L184 213L183 212H181ZM16 212H17V214H16ZM25 212H27V213H25ZM35 212H38V213H35ZM43 212L44 213H46V214H44L45 215V217H44V215H42L43 214ZM49 212H51V213H49ZM58 214H57V213ZM62 214H60V213ZM67 214H66V213ZM72 212V213H71ZM76 212V213H75ZM84 212V213H83ZM106 212V213H105ZM130 212V213H129ZM149 213V214H147V213ZM162 214H161V213ZM164 212V213H163ZM176 212V213H175ZM181 212V213H180ZM10 213H12V214H10ZM21 213V214H20ZM31 213V214H30ZM47 213H49V214H47ZM87 213V214H86ZM88 213H90V214H88ZM91 213H94V215L92 214V218H91ZM115 213H117V214H115ZM158 213V214H157ZM182 215H180V214ZM183 213V214H182ZM11 215V217H10V215ZM28 215V216H26V215ZM35 214H36V216H35ZM52 214V215H51ZM54 214V215H53ZM72 214V215H71ZM76 214V215H75ZM79 214V215H78ZM83 214H84V220H83ZM106 214V215H105ZM113 214V215H112ZM144 214L146 215L145 216V218H144ZM156 215V217H154L155 215ZM159 214H161L160 215V218H159ZM165 215V217H164V215ZM168 215V217L169 216H171V217H169L170 218V221H169V218L167 219V215ZM170 214V215H169ZM178 214L180 215V216H178ZM7 215H9V217L7 216ZM14 215V216H13ZM39 216V218H38V216ZM47 215V216H46ZM60 215L62 216V218L64 219V220H62V218L60 217ZM64 215V216H63ZM74 215V216H73ZM97 215V216H96ZM99 215V216H98ZM126 215V216H125ZM131 215V216H130ZM139 215V216H138ZM148 215H149V217H148ZM3 216H4V218H3ZM20 216L21 217H23V216H25V217H23V218H21L20 219ZM56 216V217H55ZM67 216V217H66ZM70 216H72L73 218H70ZM80 216V217H79ZM109 216V217H108ZM136 216V217H135ZM26 217H27V219H26ZM42 217V220H40V218ZM50 217V218H49ZM53 217H54V219H53ZM90 217V218H89ZM98 218V219H94V218ZM107 217V218H106ZM111 217V218H110ZM122 217V218H121ZM147 217V218H146ZM161 217H164V219L163 218H161ZM183 219H182V218ZM9 218V219H8ZM13 218V219H12ZM14 218H16V220H14ZM38 218V219H37ZM44 218V219H43ZM59 218V219H58ZM77 218H78V220H79V218H81L79 221L77 220ZM103 218H104V220H103ZM141 218V219H140ZM142 218H143V220H142ZM149 218V219H148ZM156 218H157V220H156ZM175 220H174V219ZM240 218H242V219H240ZM6 219V220H5ZM23 219V220H22ZM39 220V221H37V220ZM46 219V220H45ZM50 219H53V220H50ZM56 219H58L57 221H56ZM94 219V220H93ZM103 220V221H100V220ZM124 219V220H123ZM131 219H132V221H131ZM133 219H134V222H133ZM145 219H147V220H145ZM152 219V220H151ZM160 219V221L159 222H161V224L158 222V220ZM183 221H182V220ZM239 219V220H238ZM9 220V221H8ZM16 221L15 223H14V221ZM30 220H32L31 221V223H32V225H31V223H30ZM49 220V221H48ZM60 220H62V221H60ZM77 220V221H76ZM97 220V221H96ZM109 220H111V222L110 223H108L109 222ZM136 220V221H135ZM165 220H168V221H166L165 222ZM177 220V221H176ZM4 221H6V222H4ZM8 221V222H7ZM13 221V222H12ZM28 221V222H27ZM47 221H48V223H47ZM61 223H60V222ZM64 221V222H63ZM68 221V222H67ZM72 221V222H71ZM83 221V222H82ZM89 221V222H88ZM91 221V222H90ZM105 221V222H104ZM108 221V222H107ZM128 221V222H127ZM139 221V222H138ZM142 221V222H141ZM147 221V222H146ZM181 221H182V223H183V225H182V223H181ZM244 222L247 226H249L248 228L250 229V231H248L245 235H242V234H239V233H237V232H235V233H230V232H228L227 231V227L230 225V223H232V222ZM12 222V223H11ZM22 222H23V224H22ZM38 222V223H37ZM50 222H52V223H50ZM54 222H56V223H54ZM58 222V223H57ZM79 222V223H78ZM102 222H103V224H102ZM162 222H163V226H162ZM170 222V223H169ZM5 225H4V224ZM8 225H10L9 223H11V227L10 226H8ZM41 223V224H40ZM44 224V226H43V224ZM47 223V224H46ZM50 223V224H49ZM60 223V224H59ZM90 223V224H89ZM140 223H143V225L142 224H140ZM145 223V224H144ZM152 223V224H151ZM159 223V224H158ZM169 223V225H167ZM181 223V224H180ZM2 224V225H1ZM14 224H15V226H14ZM17 224H19V225H17ZM25 224H27V225H29V226H27V225H25ZM40 224V225H39ZM65 224V225H64ZM67 224V225H66ZM71 224V225H70ZM75 224V225H74ZM81 224V225H80ZM89 224V225H88ZM100 224H102L101 225V229H100ZM106 226H105V225ZM107 224L109 225V226H107ZM147 224V225H146ZM156 224H158V228H155V226H156ZM172 224V225H171ZM37 225H39V226H37ZM46 225V226H45ZM52 227H51V226ZM65 227V226H67L66 228H64L63 226ZM69 225V226H68ZM127 225H131V226H128L127 227ZM139 225V226H138ZM145 225H146V227H145ZM153 225V226H152ZM161 225V226H160ZM176 226L175 228L174 227H172V226ZM189 225V226H188ZM191 225V226H190ZM228 225V226H227ZM5 226V227H4ZM13 226H14V228H13ZM17 226V227H16ZM36 226L39 228V227H41L40 229V231H42L43 230V232L42 233H40V231H36L38 228H36ZM43 226V227H42ZM57 228V230H59L58 232L55 230L56 228ZM62 226V227H61ZM88 226H89V228H90V230H89V228H88ZM126 226V227H125ZM143 228H142V227ZM167 226H169V227H167ZM181 226V227H180ZM2 227H3V229H2ZM9 227H10V229H9ZM18 227H19V231H18ZM22 227V228H21ZM31 227V228H30ZM69 227V228H68ZM78 227V228H77ZM82 227H83V229H82ZM131 227V228H130ZM132 227L134 228V229H132ZM148 227V228H147ZM157 227V226H156ZM159 227L161 228V227H163V229L161 228V230L159 229ZM184 227V228H183ZM226 227V228H225ZM5 228L7 229L6 230V232H5ZM13 228V229H12ZM17 228V229H16ZM21 228V229H20ZM53 228V229H52ZM94 228V229H93ZM98 228V229H97ZM107 230H106V229ZM127 228V229H126ZM145 228H147V232H146V229ZM150 228H152V229H150ZM173 228V229H172ZM178 228V229H177ZM186 228V229H185ZM254 228H258L256 231H252V229H254ZM23 229H25V230H23ZM32 229H33V231L34 232H32ZM78 229V230H77ZM87 229V230H86ZM93 229V230H92ZM101 231H100V230ZM105 229V230H104ZM109 229V230H108ZM130 229H132V230H130ZM143 229V230H142ZM155 229V230H154ZM157 229H159L158 231H157ZM164 229H166L165 231V233H164ZM181 229V230H180ZM9 230V231H8ZM13 230V231H12ZM21 230H22V232H21ZM28 231V233L27 232H25V231ZM31 230V231H30ZM39 230V229H38ZM64 232H66V230H68L67 232H68V234H67V232L66 233H64ZM95 230V231H94ZM99 232H98V231ZM137 232H136V231ZM141 230V231H140ZM175 232H174V231ZM181 231V233L179 234V232ZM184 230V231H183ZM189 230V231H188ZM194 230V231H193ZM53 231H55V233L53 232ZM61 231V232H60ZM81 232V234H80V232ZM106 231V232H105ZM133 231V232H132ZM138 231H139V233H138ZM144 231V232H143ZM152 231V232H151ZM154 231V232H153ZM157 231V232H156ZM159 231H161V232H159ZM168 231V232H167ZM3 232H5V233H7V234H3ZM16 232V233H15ZM18 232V233H17ZM44 232H45V234H47V235H45L44 234ZM49 234H48V233ZM56 232H57V234H56ZM96 232V233H95ZM98 232V233H97ZM135 232V233H134ZM172 233V235H171V233ZM184 232L187 234L188 233V235H186V234H184ZM189 232H191V233H189ZM194 232L195 233H197V234H194ZM228 232V233H227ZM9 233V234H8ZM14 233H15V235H14ZM37 233H39L40 234V236H39V234L37 235ZM54 235H53V234ZM76 233V234H75ZM138 233V235H136ZM144 233V234H143ZM150 233V234H149ZM10 234H11V236H12V234H13V236L11 237L10 236ZM19 235V234H21L19 237H16L17 235ZM25 234V235H24ZM29 236H28V235ZM34 235V237H33V235ZM37 236H36V235ZM42 234V235H41ZM44 234V235H43ZM51 234V235H50ZM62 234H64V235H62ZM78 234V235H77ZM101 234V235H100ZM107 234V235H106ZM148 234L150 235V236H152L153 237V240H151L152 239V237H148ZM166 236H165V235ZM181 234H184L185 235V237H184V235H181ZM226 235V237H225V235ZM32 235V236H31ZM51 237V238H49V236ZM60 235V236H59ZM66 235H69V236H67L68 237V239L66 238ZM162 235H164V236H162ZM169 235H171V236H169ZM179 235L181 236V237H179ZM193 235V237H191V236ZM195 235V236H194ZM229 235V236H228ZM7 236H8V238H7ZM15 236V237H14ZM24 237V239H25V242H20V240L22 241V238L21 237ZM26 236V237H25ZM39 236V237H38ZM42 236V238H40ZM56 236H58V237H56ZM139 236V237H138ZM156 236V237H155ZM169 236V237H168ZM187 236H188V238H189V240H188V238H187ZM190 236V237H189ZM197 236V237H196ZM203 236V237H202ZM254 236V237H253ZM261 236H262V239L261 240H263V242L262 243H260V242H258L259 240H256V239H258V238H261ZM10 237V238H9ZM13 237H14V239H13ZM30 237V238H29ZM46 239H45V238ZM62 239V240H60V238ZM79 237V238H78ZM84 237V239H81V238H83ZM88 237V238H87ZM159 239H158V238ZM167 238V240H163V238ZM178 237H179V239H178ZM196 237V238H195ZM200 237V238H199ZM230 237V238H229ZM253 237V238H252ZM257 237V238H256ZM21 238V239H20ZM40 241V239H41V243L39 244V245H37L39 242H37V239ZM54 238V239H53ZM57 238V239H56ZM64 238H66V239H64ZM85 238H86V241H85ZM140 238V239H139ZM183 238V240L181 241V239ZM203 238V239H202ZM229 238V239H228ZM23 239V240H24ZM52 239V240H51ZM65 240V242H64V240ZM77 239V240H76ZM176 239V240H175ZM190 239H192V240H190ZM196 240V242H195V240ZM232 239V240H231ZM234 239V240H233ZM34 240V241H33ZM49 240V242H47L46 243V241H48ZM50 240H51V242H50ZM54 240V241H53ZM59 240V241H58ZM73 240H74V243H73ZM76 240V241H75ZM146 240V241H145ZM155 240V241H154ZM170 240V241H169ZM180 240V241H179ZM186 240H188V241H186ZM194 240V241H193ZM0 241V245H4V243H2ZM8 241V242H7ZM18 241H19V243H18ZM27 241H28V243H31V245H30V247H29V245H27L28 243H27ZM31 241H33L34 243H32ZM54 243H53V242ZM58 241V242H57ZM63 241V242H62ZM81 241V242H80ZM136 241L137 242H139L138 244L136 243ZM190 241V242H189ZM197 241H198V243H197ZM204 243H203V242ZM224 241V242H223ZM231 241V242H230ZM71 242H72V244H71ZM84 244H83V243ZM143 242H144V244H143ZM148 242V243H147ZM152 242V243H151ZM165 242H167L166 244H167V246H166V248H164V245H166L165 244ZM169 242V243H168ZM171 242H174V243H171ZM183 242V243H182ZM186 242V243H185ZM189 242V243H188ZM213 242V243H212ZM217 242V243H216ZM223 242V243H222ZM234 242V243H233ZM16 244V245H13L12 246V244ZM23 243H25V244H23ZM51 243H53V244H51ZM77 243H78V245H77ZM82 243V244H81ZM88 243V244H87ZM145 243H146V245H145ZM193 243H195V244H193ZM200 243V244H199ZM201 243H202V245H201ZM225 243V244H224ZM18 244H21V245H23V247L21 246V245H18ZM34 244V245H33ZM36 244V245H35ZM68 244V245H67ZM90 244V245H89ZM139 244H141V245H139ZM149 244H151V245H149ZM157 246H156V245ZM186 244V245H185ZM197 244V245H196ZM203 244H205V245H203ZM208 244V245H207ZM210 244V245H209ZM217 244V245H216ZM224 244V245H223ZM27 245V246H26ZM67 245V246H66ZM72 245V246H71ZM76 245V246H75ZM88 245H89V247H88ZM173 245V246H172ZM179 245V246H178ZM183 245H185L186 247H184ZM192 245V246H191ZM194 245H195V247H194ZM201 245V246H200ZM18 247L17 249H16V247ZM32 246H33V248L34 249H32ZM38 246V247H37ZM49 246H51V248H53V250H54V252L53 251H51V250H49L50 249V247ZM53 246V247H52ZM62 246V247H61ZM64 246H66L65 248H68L69 246V249H67L68 251H70L71 250V252L72 253H70V252H68L67 250H65V248H63ZM75 246V247H74ZM97 246V247H96ZM159 246V247H158ZM183 246V247H182ZM190 246V248H188V247ZM206 246V247H205ZM207 246L209 247V249L208 250H205V249H207ZM215 246V247H214ZM15 247V248H14ZM25 247V250H23L22 251V248H24ZM28 247V248H27ZM45 247H49L48 249L47 248H45ZM55 247L57 248V249H55ZM79 247V248H78ZM82 247V248H81ZM94 247V248H93ZM179 247V248H178ZM198 247V248H197ZM220 249H219V248ZM19 248H20V251H19ZM31 248V249H30ZM60 248V249H59ZM147 248H149V249H147ZM161 248V249H160ZM169 248V249H168ZM174 248V249H173ZM176 248V249H175ZM187 248V249H186ZM204 250H203V249ZM212 248V249H211ZM214 248H216V250L214 249ZM217 248H218V251H217ZM0 249L2 250V247L0 246ZM42 249V250H41ZM44 249H46V250H44ZM66 251V255H65V251ZM75 249V250H74ZM88 249V250H87ZM93 251H92V250ZM97 249V250H96ZM135 249V250H134ZM142 249V250H141ZM145 249H147V250H145ZM163 249H166V251L165 250H163ZM198 251L199 249V254H197L196 252H194V253H192V251ZM214 249V250H213ZM1 250H0V253H1ZM33 250H35V251H33ZM55 250H56V252H55ZM126 251V252H124V251ZM139 250H140V252H139ZM161 250H163V252L161 251ZM175 250V251H174ZM177 250H178V252H177ZM185 250V251H184ZM188 250H190V252H191V254L193 255V254H195L196 253V256H198V258L200 257V259H197V257L194 255V257H196V258H194L192 255H188L189 253H188ZM31 251H32V253H31ZM50 251H51V253H50ZM62 251H64V253L62 252ZM74 251V252H73ZM91 251H92V253H91ZM101 252L100 253V255H99V253L98 252ZM143 253H142V252ZM150 252L149 253V255H147L148 253H146V252ZM159 251H161V252H159ZM170 251V252H169ZM174 251V252H173ZM182 251H183V253H182ZM211 253H210V252ZM14 252H17L16 254L14 253ZM21 253V254H19V253ZM49 252V254L54 258H48V260H47V257H50V255L49 254H47ZM59 252H62V253H60V257L57 255ZM90 252V253H89ZM152 252H155L153 255H152ZM159 253V255H158V257H156L157 256V253ZM169 252V253H168ZM175 252H177V254L175 253ZM203 252V253H202ZM208 252V253H207ZM33 255V257L31 258V259H28L27 260V258H29V256L31 255V254ZM36 253V254H35ZM56 253V254H55ZM76 253H77V255H76ZM132 253V254H131ZM146 253V254H145ZM164 253V254H163ZM181 255H179V254ZM185 253V254H184ZM205 253V254H204ZM52 254H54V255H52ZM151 254V255H150ZM161 254H163V255H161ZM210 254V255H209ZM12 255H14L13 257H12ZM20 255H21V257H22V255L24 256V259H26V261L23 259H20L21 257H20ZM35 255V256H34ZM43 255V256H42ZM49 255V256H48ZM63 255V257L61 258V256ZM146 255V256H145ZM166 255V256H165ZM168 255V256H167ZM169 255H170V259H167V258H169ZM76 256V257H75ZM77 256H78V258L79 259H81L80 261L78 260V258H77ZM102 256V257H101ZM135 256V257H134ZM142 256H145V258L147 257V259H145V258H143ZM150 256L151 257H153V259L152 258H150ZM179 256V257H178ZM187 256V257H186ZM193 258H192V257ZM11 257V258H10ZM14 257H16V258H14ZM26 257V258H25ZM34 257H36V259L34 258ZM96 257V258H95ZM101 257V258H100ZM163 257V258H162ZM186 257V259H184ZM190 257V258H189ZM34 258V259H33ZM67 258V259H66ZM75 258H77V259H75ZM161 258V259H160ZM164 258H165V260H164ZM188 258H189V260H188ZM13 259V260H12ZM15 259V260H14ZM19 259V260H18ZM33 259V260H32ZM68 259H70V261L68 260ZM97 259V260H96ZM101 259H103V260H101ZM145 259V260H144ZM158 259V260H157ZM163 259V260H162ZM176 259H178L179 261L177 262V261H175ZM36 260V261H35ZM52 260V261H51ZM66 260H67V262H66ZM71 260H72V262H71ZM74 260V261H73ZM154 260H156V262H154ZM161 260H162V262H161ZM169 260H171V261H169ZM186 260V261H185ZM194 260V261H193ZM9 261V262H8ZM17 261V262H16ZM20 261V262H19ZM25 263H24V262ZM32 261V262H31ZM46 261V262H45ZM47 261H48V263H47ZM82 261V262H81ZM103 261V262H102ZM144 261V262H143ZM160 261V262H159ZM175 261V262H174ZM184 261V262H183ZM23 262V263H22ZM35 262V263H34ZM43 262H45V263H43ZM53 262V263H52ZM60 262V263H59ZM78 262H75L76 264H78ZM99 262V263H98ZM168 262H170V263H168ZM195 262V263H194ZM211 262V263H210ZM29 263V264H30ZM74 263V264H75Z\"/></svg>",
	"mask_w": 264,
	"mask_h": 264
},
{
	"label": "bare ground",
	"instance_id": "6f19581e",
	"mask_svg": "<svg viewBox=\"0 0 264 264\" xmlns=\"http://www.w3.org/2000/svg\"><path fill=\"white\" fill-rule=\"evenodd\" d=\"M1 1L3 2V0H1ZM22 1H23V2H27V1L21 0V2H22ZM42 1H43V0H42ZM42 1H41V2H42ZM48 1H49V0H48ZM55 1H56V0H54V2H55ZM58 1H59V0H58ZM62 1H63V0H62ZM62 1H61V2H62ZM64 1H65V0H64ZM69 1H70V0H69ZM82 1H83V0H82ZM82 1H80V2H82ZM91 1H93V0H91ZM95 1H96V0H95ZM98 1H99V0H98ZM98 1H97V2H98ZM105 1H106V0H105ZM111 1H112V0H111ZM115 1H116V0H115ZM115 1H113V2H115ZM133 1H134V0H133ZM133 1L131 2V0H118V1H116L115 4H114L115 6H113V8L109 10L110 13H106L105 11H103V13L105 12V13L108 14V15H112V14H114V15H116V16H118V17H121L119 22H120V24H121L122 29H120V31H121V30H124V31H125V33H124L125 35L122 36L123 39L120 38V39H121V40H120V41H121V44H120V45L122 46V48H121V47H120V48H121L122 50H124V49L126 50V48L130 45V43H132V42L134 43V41H133V36L136 37L137 32H138V34H139V31L144 33V28H145V29H146V28L151 29V27H147V25H145V24H148L147 21L152 20V21L154 22V20H153V19L151 18V16H150V13L147 12L148 10H147V9L145 8V6L143 5L144 2H143V4H142V0H141V1H138V2H136V1H137V0H136V1H134L135 3H134ZM143 1H144V0H143ZM151 1H152V0H151ZM151 1H150V2H151ZM155 1H156V0H155ZM166 1H167V0H166ZM180 1H181V0H180ZM180 1L178 0V2H180ZM182 1H183V3L185 4L184 0H182ZM188 1H189V0H187V2H188ZM196 1H198V0H196ZM199 1H200V0H199ZM199 1H198V2H199ZM202 1H203V0H202ZM207 1H208V0H207ZM236 1H237V0H216V5H217V6H216L215 4H214V5H211V4H213L212 2H215V1H211V4H210L211 6H209L210 8L208 7V8H209L208 11H210V9L212 8V6H214L215 8H217L216 10H218L219 12L221 11V9L227 10V9H225V8H228L229 6H232V4L236 3ZM238 1H239V0H238ZM238 1H237V2H238ZM245 1H246V0H245ZM10 2H11V1H10ZM18 2H19V1H18ZM21 2H20V3H21ZM23 2H22V3H23ZM28 2L31 3L29 0H28ZM36 2H39V1L37 0ZM49 2H50V1H49ZM49 2H48V3H49ZM52 2H53V0H52ZM73 2H74V1H73ZM76 2H77V1H76ZM78 2H79V1H78ZM130 2H131V3H130ZM146 2H148V1L146 0ZM162 2H164V1H162ZM169 2H170V1H169ZM169 2H168V4H170ZM174 2H176V0H175ZM178 2H177V3H178ZM190 2H194V1H190ZM198 2H197V3L194 2V3L200 5L201 3H198ZM240 2H241V1H240ZM263 2H264V1H263ZM263 2H262V4H263ZM22 3H21V4H22ZM32 3H33V1H32ZM39 3H40V2H39ZM55 3H56V2H55ZM57 3H60V1L57 2ZM62 3H63V2H62ZM87 3H88V2H87ZM94 3H95V2H94ZM94 3H93V5H94ZM100 3H102V2H100ZM100 3H99V4H100ZM108 3H109V2H108ZM153 3H154V2H153ZM153 3H152V4H153ZM177 3H175V5H176ZM183 3H182L181 5H183ZM194 3H191V4L195 5ZM203 3H204V1H203ZM207 3H208V2H207ZM207 3H206V5H208ZM209 3H210V2H209ZM241 3H242V2H241ZM17 4H19V3H17ZM23 4H24V3H23ZM25 4H27V3H25ZM40 4H41V3H40ZM45 4H46V3H45ZM74 4H75V3H74ZM76 4H77V3H76ZM82 4L85 5L86 3L83 2ZM88 4H89V3H88ZM149 4H150V3L148 2V5H149ZM156 4H157V2H156ZM156 4H155V5H156ZM163 4H164V3H163ZM165 4H166V3H165ZM178 4H179V3H178ZM189 4H190V3H189ZM189 4H185V6H187V5L189 6ZM191 4H190V5H191ZM13 5H14V4H13ZM19 5H20V4H19ZM34 5H35V4H34ZM36 5H38V3H37ZM47 5H48V4H47ZM49 5L51 6L50 3H49ZM64 5H65V4H64ZM77 5H78V4H77ZM80 5H81V4H79V6H80ZM95 5L97 6V4H95ZM103 5H104V4H103ZM109 5H110V4H109ZM109 5H107V6H109ZM145 5H147V3H146ZM157 5H158V4H157ZM159 5H161V4H159ZM166 5H167V4H166ZM193 5H192L191 7H193ZM198 5H197V6H198ZM235 5H236V4H235ZM238 5H239V3H238ZM258 5H259V4H258ZM3 6H4V4H3ZM7 6H8V4H7ZM14 6H15V5H14ZM20 6H22V5H20ZM41 6H42V5H41ZM44 6H45V5L43 4V7H44ZM60 6L62 7V5H60ZM60 6H59V7H60ZM71 6H72V4H71ZM104 6H105V5H104ZM107 6H106L105 8H107ZM150 6H151V5H150ZM152 6H153V5H152ZM167 6H168V5H167ZM188 6H187V7H188ZM201 6H203V5L201 4ZM243 6H244V3H243ZM245 6H246V3H245ZM254 6L256 7L257 5H254ZM254 6H253V7H254ZM262 6H264V5H262ZM22 7H23V6H22ZM25 7H26V6H25ZM30 7H31V6H30ZM38 7H39V6H38ZM38 7H37V8H38ZM47 7H49V6H47ZM51 7H52V6H51ZM59 7H58V8H59ZM64 7H66V6H63V9H66V10H67V8H69V7H66V8H64ZM73 7H74V5H73ZM101 7H102V10L105 9V8H103V6H101ZM101 7H100V9H101ZM170 7H171V6H170ZM173 7H175V6L172 5V8H173ZM191 7H190V8H191ZM198 7H199V6H198ZM198 7H197V8H198ZM233 7H234V5H233ZM236 7H237V6H235V8H236ZM253 7H252V8H253ZM13 8H14V7H13ZM26 8H27V7H26ZM26 8H25V9H26ZM28 8H29V7H28ZM28 8H27V9H28ZM32 8H33V7H32ZM40 8H42V7H40ZM40 8H39V10H40ZM88 8H89V7H88ZM94 8H95V7H94ZM98 8H99V7H98ZM109 8H111V6H109ZM184 8H185V7H184ZM190 8H189V9H190ZM194 8L196 9V7H194ZM194 8H191V9L194 10ZM235 8H234V9H235ZM242 8H243V7H242ZM3 9H4V8H3ZM17 9H19V7H18ZM33 9H34V8H33ZM42 9H43V8H42ZM42 9H41V10H42ZM46 9H47V8H46ZM48 9L50 10V8H48ZM59 9H60L59 11H61L62 8H59ZM63 9H62V10H63ZM79 9H80V7H79ZM81 9H82V8H81ZM100 9H99V10H100ZM157 9H158V8H157ZM169 9H170V8H169ZM179 9H180V8H179ZM179 9H178V10H179ZM189 9L187 8L186 10H188V12H190ZM237 9H238V7H237ZM254 9H255V8H254ZM262 9H263V8H262ZM11 10H12V9H11ZM19 10H20V9H19ZM34 10H35V9H34ZM34 10H33V11H34ZM41 10H40V11H41ZM44 10H45V9H44ZM44 10H42V11H44ZM55 10H56V9H55ZM55 10H54V11H55ZM66 10H65V11H66ZM72 10L74 11V9H72ZM82 10H83V9H82ZM84 10H85V9H84ZM89 10H90V9H89ZM95 10H97V9L95 8L94 11H95ZM161 10H163V9H160V11H161ZM167 10H168V8H167ZM180 10H182V9H180ZM201 10L204 11L205 9H201ZM212 10H213V9H212ZM216 10H214V11H216ZM235 10H236V9H235ZM255 10H256V9H255ZM5 11H6V9H5ZM27 11H28V10H26V12H27ZM29 11H30V8H29ZM36 11H38V10H36ZM42 11H41V12H42ZM46 11H47V10H46ZM51 11H52V10H51ZM67 11H69V10H67ZM79 11H81V10H79ZM109 11H108V12H109ZM153 11H154V10H153ZM157 11H158V10H157ZM157 11H156V12H157ZM164 11H166V10L164 9ZM170 11H171V10H170ZM184 11H185V10H184ZM184 11H183V12H184ZM208 11H207V12H208ZM238 11H239V10H238ZM251 11H252V10H251ZM253 11H254V10H253ZM253 11H252V12H253ZM0 12H1V11H0ZM26 12H25V13H26ZM41 12H40V13H41ZM47 12L49 13V11H47ZM47 12H46V13H47ZM62 12H63V11H62ZM70 12H71V11H70ZM74 12H75V11H74ZM82 12H83V11H82ZM87 12H88V11H86V13H87ZM97 12H98V11H97ZM101 12H102V11H101ZM101 12H100V13H101ZM151 12H152V11H151ZM154 12H155V11H154ZM173 12H174V11H173ZM198 12H200V11H198ZM207 12H206V13H207ZM212 12H213V11H212ZM216 12H217V11H216ZM232 12H233V11H232ZM234 12H235V11H234ZM11 13H12V12H11ZM23 13H24V12H23ZM35 13H36V12H35ZM35 13H34L33 15H35ZM46 13H45V14H46ZM63 13H64V12H63ZM66 13H67V12H66ZM68 13H69V12H68ZM68 13H67V14H68ZM71 13H72V12H71ZM71 13H70V14H71ZM78 13H79V15H80V12H78ZM94 13H95V12H94ZM103 13H101V14H103ZM111 13H112V14H111ZM152 13H153V12H152ZM175 13H176V12H175ZM177 13L179 14V12H177ZM177 13L175 14L176 17L179 16ZM204 13H205V12H204ZM206 13H205L204 15H206ZM225 13H226V12H225ZM235 13H236V12H235ZM237 13H238V12H237ZM246 13H248V11H246ZM3 14H4V12H3ZM41 14H42V13H41ZM41 14H40V15H41ZM43 14H44V13H43ZM43 14H42V15H43ZM55 14H57V12H56ZM91 14H93V13L91 12ZM91 14H90V15H91ZM97 14H98V13H96V15H97ZM163 14H164V13H163ZM167 14H168V13H167ZM181 14H182V11H181ZM187 14L189 15L190 13H187ZM187 14H185V15L187 16ZM199 14H200V13H199ZM207 14H208V13H207ZM209 14H210V13H209ZM211 14H212V13H211ZM213 14L215 15L214 12H213ZM222 14H223V13H222ZM222 14H221V15H222ZM243 14H245V13H243ZM250 14H251V12H250ZM31 15H32V14H31ZM48 15H50V14H48ZM48 15H46V16H48ZM57 15H58V14H57ZM73 15H74V14H72V16H73ZM104 15H105V14H104ZM157 15L159 16L158 13H157ZM160 15H161V14H160ZM177 15H178V16H177ZM190 15L193 16L192 13H191ZM190 15H189V16H190ZM200 15H203V14H200ZM200 15H197V16L199 17ZM216 15H217V13H216ZM224 15H226V14H224ZM229 15L231 16L232 13H230ZM241 15H242V14H241ZM252 15H253V14H252ZM254 15H255V14H254ZM261 15H262V13H261ZM10 16H11V15H10ZM15 16H16V15H15ZM61 16H62V15H61ZM68 16H69V14H68ZM102 16H103V15H102ZM163 16H164V15H163ZM163 16H162V17H163ZM165 16H166V14H165ZM168 16H169V15H168ZM170 16H171V14H170ZM197 16H195V17H197ZM211 16H212V15H211ZM222 16H223V15H222ZM222 16H220V17L222 18ZM243 16H246V15H243ZM248 16H249V15H248ZM250 16H251V15H250ZM250 16H249V17H250ZM18 17H19V16H18ZM59 17H60V15H59ZM90 17H92V16H90ZM96 17H97V16H96ZM99 17H101V15H100ZM106 17H107V16H105V20H104V21H106ZM111 17H112V16H111ZM173 17H174V15H173ZM212 17H213V16H212ZM227 17H229V16H227ZM233 17H235V15H234ZM233 17H232V18H233ZM236 17H237V16H236ZM249 17H247V18H249ZM255 17H257V16H255ZM2 18H3V17H2ZM16 18H17V17H16ZM39 18H41V17L39 16ZM44 18H45V17H44ZM63 18H64V17H63ZM65 18H66V17H65ZM93 18H94V17H93ZM101 18H104V17H101ZM101 18H100V19H101ZM163 18H164V17H163ZM180 18H181V17H180ZM184 18H186V17H183L181 20H183ZM187 18H189V17H187ZM201 18H202V16H201ZM218 18H219V17H218ZM229 18H230V17H229ZM239 18H240V15H239ZM30 19H31V18H30ZM33 19H34V18H33ZM33 19H32V20H33ZM36 19H37V21L39 20L38 17L35 18V20H36ZM46 19H47V17H46ZM57 19H58V18H57ZM81 19H82V18H81ZM83 19H84V17H83ZM107 19H108V18H107ZM174 19H175V18H174ZM176 19L178 20L179 18H176ZM191 19H192V17H191ZM193 19H194V17H193ZM199 19H200V18H199ZM202 19H204V18H202ZM205 19H206V18H205ZM209 19H210V18H209ZM211 19H212V18H211ZM211 19H210V20H211ZM213 19H214V18H213ZM219 19H220V18H219ZM233 19H235V18H233ZM245 19H246V18H245ZM250 19H251V17H250ZM250 19H249V21H250ZM252 19H253V18H252ZM28 20H29V19H28ZM43 20H44V19H43ZM49 20H50V19H49ZM49 20H48V21H49ZM62 20H63V19H62ZM65 20H66V19H65ZM74 20H75V19H74ZM74 20H73V18H72V21H71V22H73ZM92 20L94 21V19H92ZM102 20H103V19H102ZM102 20H101V21H102ZM110 20H113V19H110ZM115 20H116V19H115ZM165 20H166V19H165ZM171 20H172V19H171ZM181 20L179 19L178 22L180 23ZM185 20H186V19H185ZM210 20H209V22H210ZM221 20H222V19H221ZM223 20H224V18H223ZM223 20H222V21H223ZM226 20H227V19H226ZM226 20H225V21H226ZM236 20H237V19H236ZM236 20H234V21H236ZM238 20L242 21L241 18L238 19ZM23 21H24V19H23ZM30 21H31V20H30ZM30 21H29V22H30ZM50 21H51V20H50ZM50 21H49V22H50ZM58 21H59V20H58ZM84 21H86V20L84 19ZM88 21H89V19H88ZM88 21L85 22V23H88ZM104 21H103L102 23H104ZM108 21H109V20H108ZM152 21H151L150 23H152ZM155 21H156V20H155ZM161 21H162V20H161ZM161 21H160V22H161ZM163 21H164V19H163ZM175 21H176V20H175ZM175 21H174V23H175ZM186 21H187V20H186ZM186 21H185V22H186ZM192 21H194V20H192ZM196 21H199V20L197 19ZM212 21H213V20H212ZM212 21H211V22H212ZM222 21H220V22H222ZM229 21H230V20H229ZM251 21H254V20H251ZM8 22H10V21H8ZM61 22H62V21H61ZM69 22H70V21H69ZM74 22H75V21H74ZM74 22H73V23H74ZM77 22H78V21H77ZM89 22H91V21H89ZM109 22H110V21H109ZM145 22H146V23H145ZM165 22H166V23H168V22L171 23V21H165ZM181 22H183V21H181ZM189 22H190V21H189ZM213 22H215V21H213ZM220 22H219V23H220ZM236 22H237V21H236ZM242 22L244 23V21H242ZM13 23H15L14 25L16 26V22H13ZM39 23H40V22H38V24H39ZM50 23H51V22H50ZM58 23L60 24V22H58ZM73 23H72V24H73ZM81 23H82V22H81ZM100 23H101V22H100ZM102 23H101V24H102ZM105 23H106V22H105ZM107 23H108V22H107ZM110 23H112V22H110ZM110 23H109V24H110ZM150 23H149V24H150ZM157 23H159L158 19H157ZM169 23H168V24H169ZM172 23H173V21H172ZM176 23H177V21H176ZM186 23H187V22H186ZM202 23H204V20H202ZM217 23H218V22H217ZM222 23H223V22H222ZM222 23H221V25H222ZM246 23H247V21H246ZM251 23H253V22H251ZM254 23H255V22H254ZM30 24H31V23H30ZM33 24H34V22H33ZM36 24H37V23H36ZM62 24H64V23H62ZM67 24H68V23H67ZM67 24H66V26H67ZM72 24H71V25H72ZM77 24H79V23H76V24H75V27H76ZM89 24H90V23H89ZM109 24H108V25H109ZM116 24H117V23H116ZM120 24H119V25H120ZM149 24H148V25H149ZM155 24H156V23H155ZM159 24H160V23H159ZM187 24H188V23H187ZM198 24H199V23H197L196 25L198 26ZM211 24H212V23H211ZM234 24H235V23H234ZM234 24H233V25H234ZM237 24L239 25V23H237ZM240 24H241V23H240ZM1 25H2V24H1ZM10 25H13V24L10 23ZM14 25H13V26H14ZM31 25H32V24H31ZM31 25H30V26H31ZM50 25H52V24H49V26H50ZM60 25H61V24H60ZM71 25H70V26H71ZM91 25H92V24H91ZM95 25H96V24H95ZM95 25H94V26H95ZM102 25H103V24H102ZM102 25H100V26H102ZM110 25H111V24H110ZM119 25H117V26H119ZM142 25H144V26H142ZM166 25H167V24H166ZM166 25H164V26H166ZM176 25H177V24H176ZM178 25H179V24H178ZM178 25H177V26H178ZM181 25H183V24H181ZM201 25H203V24H200L199 26H201ZM205 25H206V22H205ZM216 25H217V24H216ZM218 25H219V24H218ZM221 25H220V26H221ZM226 25H227V24H226ZM228 25H229V23H228ZM244 25H245V23H244ZM247 25H248V24H247ZM21 26H22V25H21ZM21 26H20V28H21ZM33 26H34V25H33ZM33 26H32V27H33ZM35 26H36V25H35ZM35 26H34V28H35ZM42 26H44V25H40V26H36V27H42ZM46 26H47V24H46ZM46 26H45V27H46ZM61 26H62V25H61ZM68 26H69V25H68ZM70 26H69V27H70ZM82 26H86V25L84 24V25H82ZM100 26H99V27H100ZM153 26H154V24H153ZM155 26H156V25H155ZM157 26L159 27V25H157ZM170 26H171V25H170ZM173 26H175V24H174ZM173 26H171V28H173ZM179 26H180V25H179ZM186 26H187V25H186ZM186 26H185V27H186ZM188 26H189V25H188ZM188 26H187V29H189ZM210 26H211V25H210ZM212 26L214 27V25H212ZM220 26H219V27H220ZM236 26H237V25H236ZM16 27H17V26H16ZM18 27H19V26H18ZM28 27H29V25H28ZM32 27H31V28H32ZM45 27H44V28H45ZM53 27H54V24H53ZM59 27H60V26H59ZM92 27H93V25H92ZM92 27H91V28H92ZM97 27H98V26H97ZM97 27H96V28H97ZM107 27H108V26H107ZM114 27H115V26H114ZM213 27H212V29L214 30ZM227 27H229V26H227ZM234 27H235V25H234ZM7 28H8V26H7ZM10 28H11V26H10ZM29 28H30V27H29ZM61 28H62V27H61ZM79 28H80V27H79ZM84 28H85V27H84ZM89 28H90V27H89ZM101 28H103V26H102ZM109 28H110V26H109ZM109 28H108V29H109ZM117 28H118V27H117ZM141 28H143V29H141ZM152 28H153V27H152ZM182 28H184V27H182ZM236 28H237V27H236ZM240 28H241V27H240ZM243 28H244V27H243ZM243 28H241V29H243ZM4 29H5V28H4ZM17 29H18V28H17ZM25 29H26V28H25ZM27 29H28V28H27ZM36 29H37V28H35V30H36ZM81 29H82V28H81ZM104 29H105V28H104ZM115 29H116V27L114 28V30H115ZM157 29H158V28H157ZM179 29H180V28H179ZM193 29H195V28L193 27ZM199 29H200V27H199ZM219 29H220V28H219ZM224 29H225V28H224ZM262 29H264V27H263ZM5 30H6V29H5ZM8 30H9V28H8ZM18 30H19V29H18ZM39 30H40V29H39ZM46 30H47V28H46ZM69 30H70V29H69ZM72 30H75V29H72ZM87 30H88V29H87ZM87 30H86V31H87ZM89 30H90V29H89ZM91 30H92V29H91ZM91 30H90V31H91ZM102 30H103V29H102ZM112 30H113V29H112ZM155 30H156V28H155ZM183 30H184V29H183ZM185 30H186V28H185ZM185 30H184V31H185ZM215 30H216V29H215ZM217 30H218V29H217ZM222 30H223V29H222ZM233 30H234V29H233ZM237 30H238V28H237ZM243 30H244V29H243ZM243 30H242V31H243ZM26 31H27V30H26ZM28 31H29V30H28ZM33 31H34V30H33ZM33 31H32V32H33ZM43 31H44V33H45V30H43ZM76 31H77V30H75L74 33H76ZM81 31L84 32L83 29H82ZM117 31H119V30H117ZM145 31H147V30H145ZM149 31H150V30H149ZM149 31H147V32L150 33ZM160 31H161V30H160ZM167 31H168V29H167ZM167 31H164L165 34L167 33ZM187 31H188V30H187ZM195 31L197 32V28H196ZM201 31H202V30H201ZM208 31H209V30H208ZM208 31H206V34H207ZM235 31H236V30H235ZM263 31H264V30H263ZM263 31H261V32H263ZM8 32H9V31H8ZM12 32H13V30H12ZM12 32H10V33H12ZM16 32H17V31H16ZM53 32H54V31H53ZM64 32H65V31H64ZM64 32L62 31L63 34H66V33H67V32H66V33H64ZM68 32H69V31H68ZM83 32H82V33H83ZM94 32H95V31H94ZM94 32H93V33L90 32L91 35H92V34L95 35ZM104 32H105V31H104ZM112 32H113V31H112ZM121 32H122V31H121ZM147 32H145V33H147ZM151 32H152V31H151ZM169 32L172 34L171 31H169ZM189 32H190V31H189ZM189 32H188V33H189ZM199 32H200V31H199ZM211 32H212V31H211ZM216 32H217V31H216ZM216 32H215V34H216ZM227 32H229V31H227ZM231 32H232V29H231ZM236 32H237V31H236ZM240 32H241V31H240ZM240 32L238 31V33H240ZM261 32H260V33H261ZM2 33H3V32H2ZM6 33H7V31H6ZM27 33H28V32H27ZM33 33H35V32H33ZM41 33H42V30H41ZM47 33H48V32H47ZM49 33H50V32H49ZM54 33H55V32H54ZM54 33H53V34H54ZM57 33H58V32L56 31V35H58ZM72 33H73V32H72ZM78 33H79V32H78ZM85 33H87V32H85ZM98 33H99V32H97L96 34H98ZM105 33H107V31H106ZM105 33H104V34H105ZM117 33H118V32H117ZM119 33H120V32H119ZM176 33H177V32H176ZM178 33H180V32H178ZM188 33H185V34L188 35ZM209 33H210V32H209ZM213 33H214V31H213ZM213 33H212V34H213ZM217 33H218V32H217ZM221 33H222V32H221V30H220V34H221ZM223 33H226V31L223 32ZM260 33H259V34H260ZM12 34H13V33H12ZM28 34H29V33H28ZM28 34H26V35H28ZM39 34H40V33H39ZM69 34H70V33H69ZM76 34H77V33H76ZM101 34H103V33L101 32ZM110 34H111V33H110ZM115 34H116V33H115ZM115 34H114V35H115ZM122 34H123V33H122ZM155 34H156V33H155ZM157 34H159V32H158ZM174 34H175V33H174ZM185 34H184V35H185ZM198 34H199V33L197 32V37L199 38V35H198ZM233 34H236V33L233 32ZM261 34H262V33H261ZM3 35H4V34H2L1 36H3ZM6 35H7V34H5V37L7 38ZM24 35H25V34H24ZM29 35H30V34H29ZM31 35H32V33H31ZM35 35H36V34H35ZM37 35H38V34H37ZM37 35H36V36H37ZM42 35H43V34H42ZM46 35H48V34H46ZM46 35H43V37L45 36L44 39L46 38ZM50 35H51V33H50ZM67 35H68V34H67ZM74 35H75V34H74ZM80 35H81V34H78L79 37H80ZM86 35H87V34H86ZM105 35H107V34H105ZM141 35H142V34H141ZM190 35H192V34H190ZM203 35H204V34H203ZM208 35H209V34H208ZM208 35H207V36H208ZM229 35H230V34H229ZM240 35H241V34H240ZM9 36H10V35H9ZM33 36H34V35H33ZM52 36H54V35H52ZM75 36H76V35H75ZM83 36H85V35H83ZM88 36H89V35H88ZM102 36H103V35H102ZM116 36H117V34H116ZM118 36H119V35H118ZM160 36H161V35H160ZM160 36L157 35L158 38H159ZM162 36H163V35H162ZM180 36L182 37L181 33H180ZM180 36H179V37H180ZM210 36H211V35H210ZM241 36H242V35H241ZM12 37H13V36H12ZM14 37H15V35H14ZM54 37H55V36H54ZM65 37H66V36H65ZM65 37H63V41H65V39H64ZM67 37H68V36H67ZM86 37H87V36H86ZM86 37H85V39L87 40ZM89 37H90V36H89ZM106 37H109V36H106ZM112 37L114 38L115 36H112ZM141 37H142V40H141V41L138 40V41H139L138 44H137V40H135V41H136V44L139 45V46H140V45L142 46V45L144 44V42H143L144 39H149V35H148V34H144V35L141 36ZM165 37H166V36H165ZM173 37H174V35H173ZM181 37H180V38H181ZM185 37H187V36H185ZM189 37H190V36H189ZM195 37H196V36H194V35H193V37L191 36V38H195ZM213 37H214V34H213ZM232 37H234V36H231V38H232ZM256 37H257V36H256ZM259 37H260V36H259ZM15 38H16V37H15ZM28 38H29V37H28ZM35 38H37V37H35ZM38 38H39V37H38ZM82 38H83V37H82ZM94 38H97V36L94 37ZM94 38H92V39H94ZM109 38H110V37H109ZM113 38H112V40H113ZM118 38H119V37H118ZM150 38H152V37L150 36ZM155 38H156V37H155ZM171 38H172V37H171ZM177 38H178V37H177ZM180 38H179V39H180ZM200 38H202V37H200ZM209 38H210V37H209ZM211 38H212V37H211ZM229 38H230V37H229ZM229 38H228V40H229ZM231 38H230V39H231ZM236 38H237V37H236ZM236 38H235V39H236ZM238 38H239V37H238ZM238 38H237V39H238ZM245 38H246V35H245ZM245 38L243 39L244 42L247 40V39L245 40ZM257 38H258V37H257ZM13 39H14V38H13ZM26 39H27V38H26ZM30 39H31V37H30ZM55 39H56V38H55ZM66 39H67V38H66ZM102 39H103V38H102ZM105 39H106V38H105ZM105 39H104V42H105ZM139 39H140V38H139ZM162 39H163V38H162ZM164 39H165V38H164ZM175 39H176V38L174 37V40L171 39V40H168L167 42H168V43H171V41H172V42L174 43ZM183 39H184V38H183ZM188 39H190V38H188ZM188 39H186V41H187ZM239 39H240V41H242L241 38H239ZM249 39H251V37H250ZM15 40H16V39H15ZM32 40H33V39H32ZM52 40H53V39H52ZM76 40H80V41H81L80 38H77ZM108 40H109V39H108ZM114 40H115V39H114ZM116 40H117V39H116ZM130 40H131V42H130ZM158 40H159V39H158ZM158 40L155 39V41H157V43H159ZM196 40H199V39H196ZM196 40L194 39L196 46H198V45H197V42H198V41L196 42ZM203 40H205V38H204ZM206 40H208V38H206ZM3 41H4V40H3ZM7 41H8V40H7ZM10 41H11V40H10ZM13 41H14V40H13ZM42 41H43V39H42ZM67 41H68V40H67ZM74 41H75V40H74ZM84 41H85V40H84ZM98 41H99V40H98ZM100 41H101V40H100ZM100 41H99V42H100ZM146 41H147V40H146ZM148 41H149V40H148ZM148 41H147V42H148ZM151 41H153V38H152ZM151 41H150V42H151ZM160 41L163 42V40H160ZM169 41H170V42H169ZM176 41H177V40H176ZM176 41H175V43H177ZM184 41H185V40H184ZM184 41L182 40L181 42H184ZM186 41H185V42H186ZM201 41H202V39H201ZM208 41H209V40H208ZM208 41H207V42H208ZM210 41H213V40H210ZM230 41H231V40H230ZM230 41H229V42H230ZM240 41H239V42H240ZM247 41H248V40H247ZM11 42H12V41H11ZM25 42H26V40H25ZM57 42H58V41H57ZM68 42H70V41H68ZM78 42H79V41H78ZM118 42H119V40H118ZM147 42H146V43H147ZM153 42H154V41H153ZM178 42H179V41H178ZM185 42H184V44H185ZM213 42H214V41H213ZM213 42H212V43H213ZM232 42H234V41H232ZM232 42H230V43H232ZM235 42H236V44L238 43L236 40H235ZM248 42H249V41H248ZM251 42H252V40H251ZM251 42H250V43H251ZM12 43H13V42H12ZM15 43H16V41H15ZM62 43H63V42H62ZM66 43H67V42H66ZM71 43H72V42H71ZM75 43L77 44V42H75ZM75 43H74V44H75ZM87 43H88V42H87ZM101 43H102V42H101ZM109 43H110V42H109ZM115 43H116V42H115ZM115 43H113V44L116 45ZM155 43H156V42H155ZM155 43H153V44H155ZM179 43H180V42H179ZM203 43H204V42L202 41L201 45H202ZM209 43H210V42H209ZM209 43H208V44H209ZM212 43H211V44H212ZM230 43H229V45H230ZM242 43H243V42H242ZM250 43H249V44H250ZM9 44H10V42H9ZM20 44H21V43H20ZM27 44H28V43H27ZM27 44H26V46H27ZM31 44H32V43H31ZM35 44H37V43H35ZM35 44H34V45H35ZM48 44H49V43H48ZM54 44H55V43H54ZM67 44H68V43H67ZM67 44H66V45H67ZM88 44H89V43H88ZM88 44H86V45H88ZM92 44H93V43H92ZM95 44H96V42H95ZM102 44H103V43H102ZM102 44H100V45H102ZM113 44H112V45H113ZM136 44L134 45L135 47H136ZM161 44H162V43H161ZM164 44H165V43H164ZM164 44H163V45H164ZM184 44H183V45H184ZM193 44H194V43H193ZM199 44H200V43H199ZM258 44H259L258 46L260 47V43H258ZM4 45H6L5 47H7V44H4ZM4 45H3V46H4ZM11 45H12V44H11ZM28 45H29V44H28ZM64 45H65V44H64ZM105 45H106V44H105ZM105 45H104V46H105ZM112 45H111V46H112ZM114 45H113L112 47H115ZM146 45H147V44H146ZM148 45H149V44H148ZM150 45H151V44H150ZM156 45L158 46V44H156ZM175 45H176V44H174V46H173L172 48H170V50H172V49H176V52H177L178 48H174ZM178 45H179V44H178ZM178 45H177V46H178ZM183 45H181V46H182V47H185V46H183ZM186 45H187V44H186ZM201 45H200V46H201ZM215 45H217V44H215ZM14 46H15V45H14ZM18 46H19V45H18ZM24 46H25V45H24ZM51 46H52V45H51ZM69 46H70V45H69ZM82 46H83V45H82ZM84 46H85V44H84ZM90 46H91V45H90ZM102 46H103V45H102ZM107 46H108V45H107ZM107 46H106V47H107ZM132 46H133V44H132ZM134 46H133V47H134ZM141 46H140V48H141ZM161 46H162V45H161ZM164 46H165V48H166V45H164ZM164 46H163V47H164ZM169 46H170V44H169ZM169 46H168V44H167V49H168ZM190 46H191V44H190ZM205 46H206V45H205ZM40 47H41V46H40ZM45 47H46V46H45ZM48 47H49V45H48ZM52 47H55V46H52ZM58 47H59V46H58ZM63 47H64V46H63ZM72 47H75V49H76V46H75V45L72 46ZM93 47H94V49H95L96 46H93ZM93 47H92V48H93ZM99 47H100V46H99ZM130 47H131V46H130ZM147 47H148V46H147ZM158 47H159V46H158ZM182 47H181L180 49H183ZM188 47H189V46H188ZM188 47H187V48H188ZM191 47H192V46H191ZM221 47H222V46H221ZM221 47L219 48V45H218V48L220 49V51H221V49H222ZM230 47H231V45H230ZM235 47H236V46H235ZM238 47H240V45H239ZM242 47H244V46H242ZM263 47H264V46H263ZM7 48H8V47H7ZM9 48H10V47H9ZM11 48H12V47H11ZM28 48H30V47H28ZM67 48L69 49V47H67ZM87 48H88V47H87ZM92 48H91V49H92ZM128 48H129V47H128ZM149 48H150V47H149ZM153 48H154V47H153ZM187 48H186V50H187ZM213 48H214V47H213ZM19 49H20V47H19ZM41 49H42V48H41ZM43 49H44V51H45V48H43ZM43 49H42V50H43ZM47 49H48V48H47ZM72 49H74V48H72ZM72 49L70 48V50H72ZM80 49H81V48H80ZM88 49H90V48H88ZM99 49H100V48H99ZM99 49H98V51H99ZM101 49H104V48L101 47ZM101 49H100V50H101ZM110 49H112V48H110ZM117 49H119V48H117ZM121 49H119V50L121 51ZM147 49H148V48H147ZM157 49H158V48H157ZM157 49H156V50H157ZM184 49H185V48H184ZM184 49H183L182 51H184ZM191 49H193V48H191ZM200 49H201V48H200ZM208 49H209V48H208ZM216 49H217V48H216ZM216 49H215V50H216ZM230 49L232 50V48H230ZM234 49H235V48H234ZM239 49H240V48H239ZM259 49H260V48H259ZM259 49H258V50H259ZM2 50H3V49H2ZM36 50H37V49H36ZM60 50H61V49H60ZM76 50H77V49H76ZM86 50H87V49H86ZM92 50H93V49H92ZM92 50H91V52H92ZM95 50H97V48H96ZM112 50H113V49H112ZM127 50H129V52H130V49H127ZM141 50H143V49H141ZM189 50H190V48H189ZM196 50H197V49H196ZM215 50H214V51H215ZM5 51H6V50H5ZM15 51L17 52V49H16ZM18 51H19V50H18ZM22 51H25V50L22 49ZM26 51H27V49H26ZM28 51H29V50H28ZM30 51H31V50H30ZM34 51H35V50H34ZM52 51L54 52L55 50L52 49ZM66 51H67V50H66ZM82 51H83V49H82ZM102 51H104V50H102ZM102 51H99V52H101L100 55L102 54ZM109 51H110V50H109ZM139 51H140V50H139ZM151 51H152V50H151ZM151 51H150V52H151ZM154 51H155V50H154ZM179 51H180V50H178V53H177V54H179ZM182 51H181L180 54H185V53H182ZM190 51H191V50H190ZM217 51H218V50H216V52H217ZM260 51H262V50L260 49ZM11 52H12V51H11ZM16 52H14V53L17 54ZM20 52H21V51H20ZM20 52H18V53H20ZM32 52H33V51H32ZM35 52H36V51H35ZM47 52H49V51H47ZM61 52H62V51H61ZM72 52H75V50H74V51L72 50ZM80 52H81V50H80ZM88 52H90V51L88 50ZM88 52H87V53H88ZM91 52H90V53H91ZM107 52H108V51H107ZM107 52L105 51L106 55L108 54ZM115 52H116V51H114V53H115ZM124 52H125V51H124ZM124 52H123V54H124ZM129 52H128V53H129ZM165 52H166V51H165ZM171 52H172V51H171ZM171 52H170V53H171ZM174 52H175V51H174ZM184 52H186V51H184ZM192 52H193V51H192ZM195 52H196V51H195ZM195 52H194L193 54H195ZM2 53H3V55H4V52H2ZM62 53H64V51H63ZM68 53H69V51H68ZM75 53H76V52H75ZM83 53H84V51H83ZM93 53H94V52H93ZM131 53H132V52H130V55H131ZM133 53H135V51H134ZM133 53H132V56H133ZM143 53H144V54L149 53V50H147V52L145 51V52H143ZM160 53H163V52L161 51ZM168 53H169V52H168ZM196 53H197V52H196ZM199 53H201V52L199 51ZM204 53H205V52H204ZM261 53H262V52H261ZM10 54H11V53H7V55H9V56H7V57L12 56V55H13V52H12V55H10ZM65 54H67V53L65 52ZM73 54H74V53H73ZM98 54H99V53H98ZM116 54H117V53H116ZM120 54H121V53H120ZM137 54H138V53H137ZM152 54H153V53H152ZM173 54H175V53H173ZM177 54H175V55H177ZM187 54H188V53H187ZM216 54H217V53H216ZM220 54H221V53H220ZM263 54H264V53H263ZM0 55H2V54H0ZM43 55H46V54L44 53ZM47 55H48V54H47ZM49 55H51V54H49ZM67 55H68V54H67ZM75 55H76V54H75ZM109 55H110V54H109ZM130 55H129V56H130ZM148 55H150V54H148ZM148 55L146 54V57H148ZM156 55H157V54L155 53V55H153V56H155V58H157ZM169 55H170V54H169ZM195 55H196V54H195ZM201 55H202V54H201ZM214 55H215V53H214ZM4 56H5V55H4ZM79 56H80V55H79ZM79 56H78V57H79ZM81 56H85V55H84V54H83V55L81 54ZM87 56H88V54H87ZM92 56H93V55H92ZM114 56H115V54H114ZM138 56H139V55H138ZM171 56H173V55H171ZM183 56H185V55H183ZM196 56H197V55H196ZM196 56H195V57H196ZM203 56H205V54H203ZM219 56H220V55H219ZM236 56H237V55H236ZM236 56H234V57H236ZM243 56H244V55H243ZM243 56H241V57H243ZM5 57H6V56H5ZM5 57H3V58H5ZM7 57H6V59H7ZM32 57H33V56H32ZM34 57H35V55H34ZM41 57H43V56H41ZM50 57H51V56H50ZM66 57H67V56H66ZM66 57H65V58H66ZM74 57H75V56H74ZM85 57H86V56H85ZM97 57L99 58V55H98ZM97 57L95 56V58H97ZM100 57H101V56H100ZM108 57H109V56H108ZM111 57H112V56H111ZM122 57H124V56H122ZM125 57H126V56H125ZM127 57H128V55H127ZM130 57H131V56H130ZM164 57H166V55H165ZM178 57H179V56H178ZM192 57H194V56H192ZM198 57H199V56H198ZM244 57H245V56H244ZM244 57H243V58H244ZM1 58H2V57H1ZM27 58H28V57H27ZM52 58H53V57H52ZM54 58H55V57H54ZM56 58H57V57H56ZM59 58H63V57H59ZM87 58H88V57H87ZM87 58H84V57H83V59H85V60H87ZM95 58H94L95 61L98 60V59H95ZM131 58H132V57H131ZM140 58H141V56L139 57V61L141 60ZM170 58H171V57H170ZM170 58H169V59H170ZM179 58H180V57H179ZM199 58H200V57H199ZM202 58H203V57H202ZM237 58H238V57H237ZM12 59H14V58H12ZM19 59H22V58L19 57ZM29 59H31V58H29ZM34 59H35V58H34ZM41 59H42V58H41ZM41 59L38 58L37 61L40 60V62H41V61H42ZM48 59H49V58H48ZM81 59H82V57H81ZM91 59H93V57H92ZM91 59H90V60H91ZM109 59H111V58H109ZM114 59H115V58H112L113 61H111V63L114 62ZM124 59H125V58H124ZM133 59H134V56H133V58H132V62H133ZM136 59H137V57H136ZM148 59H149V58H148ZM157 59H158V58H157ZM190 59H193V58H190ZM203 59H204V58H203ZM203 59H202V60H203ZM2 60H4V59H2ZM7 60H8V59H7ZM7 60H4V62L7 61ZM9 60H10V59H9ZM27 60H28V59H27ZM68 60H69V59H68ZM88 60H89V59H88ZM88 60L86 61V63H87V62H90V61H88ZM115 60H117V59H115ZM119 60H120V59H119ZM127 60H128V59H127ZM127 60H126V61H127ZM129 60H130V59H129ZM153 60H154V59H153ZM155 60H156V59H155ZM164 60H165V59H164ZM207 60H208V59H207ZM207 60L204 59L205 62H209V61H207ZM15 61H16V60H15ZM22 61H23V60H22ZM34 61H35V60H34ZM52 61H53V59H52ZM70 61H72V60H70ZM70 61H69V63H70ZM92 61H93V60H92ZM122 61H124V60L122 59ZM122 61H120V62H122ZM134 61H135V59H134ZM137 61H138V60H137ZM137 61H135V64H136ZM166 61H167V59H166ZM169 61H170V60H169ZM182 61H183V60H182ZM184 61H187V60H184ZM194 61H195V58H194ZM197 61H198V60H197ZM197 61H195V63H197ZM236 61H237V60H236ZM246 61H247V60H246ZM259 61H260V60H259ZM2 62H3V61H2ZM16 62H17V61H16ZM18 62H19V60H18ZM23 62H24V61H23ZM53 62H54V61H53ZM55 62H57V61H55ZM63 62H64V61H62V63H63ZM82 62H84V61H82ZM103 62H106V61H103ZM103 62H101V65H102ZM140 62H143V60L140 61ZM161 62H163V61H161ZM167 62H168V61H167ZM188 62H189V61H188ZM188 62H187V63H188ZM205 62H204V63H205ZM224 62H225V61H224ZM7 63L9 64L8 61H7ZM7 63L5 62L6 65H8ZM12 63H13V62H12ZM12 63H11V64H12ZM27 63H28V65H29V62H27ZM27 63H26V64H27ZM30 63H31V62H30ZM41 63H42V62H41ZM41 63H40V64H41ZM44 63H45V62H44ZM44 63H43V64H44ZM51 63H52V62H51ZM67 63H68V62H67ZM69 63H68V64H69ZM77 63H78V62H77ZM94 63L96 64V62H94ZM107 63H109V62H107ZM157 63H158V62H157ZM164 63H165V61H164ZM180 63H181V62H180ZM201 63L203 64V61H202ZM237 63H238V62H237ZM241 63H242V62H241ZM249 63H250V62H249ZM2 64H3V63H2ZM17 64H18V63H17ZM23 64H25V63H23ZM38 64H39V63H38ZM73 64H74V63H73ZM75 64H76V63H75ZM83 64H84V63H83ZM95 64H94V65H95ZM103 64H104V63H103ZM123 64H124V63H123ZM130 64H131V63H130ZM139 64H140V63H139ZM145 64H146V63H145ZM145 64H144V65H145ZM154 64H156V62H154ZM160 64H161V63H160ZM181 64H182V63H181ZM181 64H179V65H181ZM183 64H184V63H183ZM205 64H206V63H205ZM216 64H218V63H216ZM224 64H225V63H224ZM232 64H233V63H232ZM243 64H244V63H243ZM255 64H257V63L255 62ZM255 64H254V66H255ZM0 65H1V64H0ZM30 65H31V64H30ZM33 65H34V64H33ZM45 65H46V64H45ZM45 65H44V66H45ZM97 65H98V64H97ZM107 65H109V64H106V66H107ZM111 65H112V64H110V66H111ZM126 65H128V63H127ZM126 65H125V66H126ZM131 65H132V64H131ZM151 65H152V64H151ZM157 65H158V64H157ZM185 65H186V64H185ZM189 65L192 66V65H193L192 62H191V64L188 63V66H189ZM197 65H199V64H197ZM209 65H210V63L207 64V66H209ZM239 65H240V64H239ZM257 65H259V63H258ZM11 66L13 67V65H11ZM14 66H15V65H14ZM48 66H49V65H48ZM61 66H63V65H61ZM95 66H96V65H95ZM99 66H100V65H99ZM117 66H119V65H117ZM121 66H122V65H121ZM136 66H137V65H136ZM145 66H146V65H145ZM161 66H162V64L160 65V67H161ZM163 66H164V65H163ZM167 66H169V64H168ZM170 66H172V65H170ZM182 66L184 67V65H182ZM193 66H194V65H193ZM203 66H204V65H203ZM205 66H206V65H205ZM51 67H54V66L51 65ZM59 67H60V66H59ZM70 67H71V66H70ZM70 67H69V68H70ZM72 67H73V66H72ZM83 67H84V65H83ZM108 67H109V66H108ZM111 67H112V66H111ZM119 67H120V66H119ZM129 67H130V66H129ZM133 67H135V66H133ZM146 67H147V66H146ZM146 67H144V68L146 69ZM148 67H149V66H148ZM148 67H147V71H148L149 68H150V67H149V68H148ZM152 67H153V66H152ZM152 67H151V68H152ZM155 67H156V66H155ZM155 67H153V68H155ZM172 67H173V66H172ZM186 67H187V66H186ZM196 67H197V66H196ZM210 67H211V65H210ZM212 67H213V65H212ZM251 67H252V66H251ZM7 68H9V67H7ZM7 68H6V69H7ZM31 68H32V66H31ZM34 68H35V67H34ZM34 68H32V69H34ZM38 68H39V67H38ZM40 68H41V67H40ZM40 68H39V69H40ZM49 68H50V66H49ZM61 68H62V67H61ZM61 68H59V69L61 70ZM81 68H82V67H81ZM85 68H87V66H86ZM105 68H106V67H105ZM121 68H122V67H121ZM137 68H138V67H137ZM139 68H141V66H140ZM142 68H143V67H142ZM144 68H143V69H144ZM151 68H150V70H151ZM157 68H159V65H158V67H156L155 69H157ZM164 68H165V67H164ZM176 68H177V67H176ZM181 68H182V67H181ZM188 68H189V67H188ZM194 68H195V67H194ZM236 68H237V67H236ZM248 68H249V67H248ZM248 68H247V69H248ZM255 68H256V66H255ZM2 69H3V68H2ZM2 69L0 68V70H2ZM35 69H36V68H35ZM39 69H38V70H39ZM44 69H46V68H44ZM51 69H52V68H51ZM55 69H56V68H55ZM78 69H79V68H78ZM83 69H84V68H83ZM108 69H109V68H108ZM108 69L106 68V70H108ZM111 69H112V68H111ZM111 69H110V70H111ZM113 69H114V67H113ZM113 69H112V70H113ZM115 69H117V68H115ZM132 69H134V68H132ZM166 69H168V68H165V70H166ZM183 69H184V70H187L185 67H184ZM196 69H197V68H196ZM196 69H195V70H196ZM206 69H207V68H206ZM210 69H211V68H210ZM213 69H214V68H213ZM256 69H257V68H256ZM3 70H4V69H3ZM10 70L13 71L14 69H10ZM57 70H58V69H57ZM57 70H56V71H57ZM60 70H59V71H60ZM70 70H71V69H70ZM85 70H86V69H85ZM88 70H89V69H88ZM100 70L104 71L103 69H101V67H100ZM118 70H119V69H118ZM118 70H117V71H118ZM120 70H121V69H120ZM125 70H126V69H125ZM129 70H131V67H130ZM152 70H153V69H152ZM163 70H164V69H163ZM173 70H174V69H173ZM175 70H176V69H175ZM180 70H181V69H180ZM184 70H183V71H184ZM195 70H194V71H195ZM197 70H198V69H197ZM29 71H31V70H28V72H29ZM35 71H37V70H35ZM43 71H44V70H43ZM62 71H63V68H62ZM133 71H134V70H133ZM133 71H131L132 74H133ZM137 71H138V69H137ZM141 71H142V69H141ZM143 71H145V70H143ZM204 71H205V69H204ZM257 71H258V70H257ZM257 71L254 70L253 72H257ZM6 72H8V71H6ZM20 72H21V70H20ZM26 72H27V70H26ZM32 72H33V71H32ZM40 72H41V71H40ZM50 72H51V71H50ZM50 72L48 73V75L50 74ZM54 72H55V71H54ZM66 72H67V71H65V73H66ZM71 72H73V73L76 74L75 71H71ZM71 72H70V73H71ZM86 72H87V71H86ZM86 72H85V73H86ZM92 72H93V71H92ZM92 72H91V73H92ZM94 72H95V70H94ZM111 72L114 73L113 71H111ZM111 72H109V73H111ZM124 72H125V71H124ZM131 72H130V73H131ZM149 72H151V71H149ZM160 72H161V69H160ZM178 72H179V68H178ZM181 72H182V71H181ZM181 72H179V73L181 74ZM200 72H202V71H200ZM0 73H1V71H0ZM9 73H10V72H9ZM11 73H12V72H11ZM14 73H15V72H14ZM17 73H18V72H17ZM22 73H23V72H22ZM37 73H38V71H37ZM41 73H42V72H41ZM55 73H56V72H55ZM65 73H64V74L62 73V74L65 75ZM82 73L84 74V72H82ZM96 73H98V72H96ZM96 73H95V74H96ZM117 73H118V72H117ZM119 73H123V72H119ZM146 73H147V72H146ZM170 73H171V72H170ZM173 73L175 74V71H172V74H173ZM182 73H183V72H182ZM190 73H191V72H190ZM193 73H194V72H193ZM193 73H192V74H193ZM259 73H261V72L259 71L257 74L259 75ZM18 74H19V73H18ZM30 74H31V73H30ZM39 74H40V73H39ZM42 74L44 75V77L46 76V75H45L46 73H45V74L42 73ZM42 74H41V75H42ZM68 74H69V73H68ZM99 74H100V73H99ZM123 74H125V73H123ZM137 74H138V73H137ZM137 74H136V75H137ZM142 74H144V72H143ZM148 74H150V73H148ZM159 74H161V73H159ZM167 74L170 75L169 73H167ZM188 74H189V73H188ZM204 74H205V73H204ZM255 74H256V73H255ZM257 74H256V77H259V76H257ZM5 75H6V74H5ZM19 75L22 76V74H19ZM19 75H18V76H19ZM28 75H29V74H28ZM33 75H34V73H33ZM33 75H32V76H33ZM35 75H36V73H35ZM77 75H78V74H77ZM77 75H76V76H77ZM86 75H87V73H86ZM93 75H94V74H93ZM93 75L90 74V76H93ZM117 75H118V74H117ZM126 75H127V74H126ZM138 75H140V74H138ZM144 75H145V74H144ZM150 75H151V74H150ZM153 75H154V74H153ZM157 75H158V74H157ZM164 75H165V74H164ZM164 75H163V76H164ZM168 75H165V76H168ZM175 75H176V74H175ZM181 75H182V74H181ZM181 75H180V76H181ZM190 75H191V74H190ZM193 75H194V74H193ZM263 75H264V74H263ZM263 75H262V76H263ZM1 76H2V74H1ZM16 76H17V74H16ZM24 76H25V74H24ZM26 76H27V75H26ZM26 76H25V77H26ZM37 76H38V75H37ZM50 76H52V75H50ZM66 76H68V75H66ZM108 76H109V75H108ZM154 76H155L154 78H156V73H155ZM159 76H161V75H159ZM165 76H164V77H165ZM215 76H216V75H215ZM262 76H261V79H262ZM10 77H12V75H10ZM10 77H9V78H10ZM44 77H43V78H44ZM46 77H47V76H46ZM48 77H49V76H48ZM56 77H57V75H56ZM74 77H75V76H73V77L71 76V79L74 78ZM88 77H89V76H88ZM100 77H101V76H100ZM100 77H98V78H100ZM126 77H127V76H126ZM130 77H131V75H130ZM130 77H129V79H130ZM132 77H133V76H132ZM139 77H141V76H139ZM176 77H177V76H176ZM176 77H175V78H176ZM178 77H179V76H178ZM178 77H177V78H178ZM191 77H192V76H190V78H191ZM194 77H195V76H194ZM196 77H198V76H196ZM225 77H226V76H225ZM256 77H254V78H256ZM0 78H1V77H0ZM7 78H8V77H6V79H7ZM9 78H8V79H9ZM16 78H17V77H16ZM16 78H15V80H16ZM29 78H30V77H29ZM35 78L37 79V77H35ZM40 78H41V77H40ZM51 78H53V77H51ZM51 78L48 79L49 82H50ZM59 78H60V76H59ZM61 78H62V77H61ZM79 78H80V77H79ZM79 78H78V79H79ZM93 78H94V76H93ZM102 78H103V77H102ZM104 78H105V77H104ZM113 78H114V76H113ZM116 78H117V77H116ZM135 78H136V77H135ZM137 78H138V77H137ZM142 78H143V77H141V80H142ZM151 78H153V76H152ZM151 78H150V79H151ZM166 78H168V79L170 78V79H171L172 77H169V76H168V77H165V79H166ZM175 78H174V80H175ZM177 78H176L175 81H177ZM200 78L203 79V77H200ZM12 79H13V78H12ZM19 79H20V78H19ZM22 79H23V77H22ZM25 79H26V78H25ZM36 79H33V81H34V80L36 81ZM74 79L77 80L76 77H75ZM87 79H88V78H87ZM108 79H109V78H108ZM114 79H115V78H114ZM114 79H113V80H114ZM129 79H128V80H129ZM133 79H134V78H133ZM139 79H140V78H139ZM179 79H180V78H179ZM187 79H188V78H187ZM205 79H208V78L205 76L204 80H205ZM257 79H258V78H257ZM23 80H24V79H23ZM39 80H41V79H39ZM42 80H43V79H42ZM46 80H47V79H46ZM53 80H54V79H53ZM60 80H61V79H60ZM65 80H67V79H65ZM69 80H70V79H69ZM83 80L85 81V79H83ZM88 80H89V79H88ZM97 80H98V79H97ZM99 80H100V79H99ZM102 80H103V79H102ZM122 80H123V79H122ZM130 80L132 81V79H130ZM130 80H129V81H130ZM135 80H137V79H135ZM143 80H146V79H143ZM151 80H152V79H151ZM154 80H155V79H154ZM189 80H190V79H189ZM191 80H192V79H191ZM209 80H210V79H209ZM225 80H226V79H225ZM2 81H3V80H2ZM16 81H17V80H16ZM20 81H21V80H19V82H20ZM43 81H45V78H44ZM43 81H41V82H43ZM67 81H68V80H67ZM67 81H66V82H67ZM79 81H81V80L79 79ZM103 81H104V80H103ZM147 81H148V80H147ZM147 81H146V83H148ZM168 81H169V80H168ZM175 81H174V82H175ZM183 81H184V80H183ZM193 81H195V79H194ZM196 81H197V80H196ZM196 81H195V83H196ZM200 81H201V80H200ZM206 81H207V80H206ZM206 81H204V82H206ZM211 81H212V80H211ZM257 81H258V80H257ZM257 81L253 80L252 83L255 82V84H256ZM259 81L262 82L263 79H262V80H259ZM3 82H5V81H3ZM13 82H14V81H13ZM22 82H23V81H22ZM27 82H28V81H27ZM27 82H26V83L23 82V83L25 84L26 87L30 84V82H29L28 85H27ZM31 82H32V81H31ZM36 82H37V81H36ZM47 82H48V81H47ZM49 82H48L47 84H51V83H49ZM66 82H65V83H66ZM68 82H70V81H68ZM73 82H74V80H73ZM75 82H76V81H75ZM75 82H74V83H75ZM85 82H86V81H85ZM94 82H95V80H94ZM94 82H92L91 84H94ZM101 82H102V81H101ZM104 82H107V81H104ZM113 82H114V81H113ZM113 82H111V84H112ZM121 82H122V81H121ZM135 82H136V81H135ZM153 82H154V81H153ZM170 82H171V81H170ZM178 82H181V81L178 80ZM187 82H188V81H187ZM189 82H191V81H189ZM204 82H203V83H204ZM16 83H17V82H16ZM39 83H40V81H39ZM53 83H54V82H53ZM62 83H63V82H62V80H61V87H62ZM96 83H98V82L96 81ZM107 83H108V82H107ZM150 83H151V81H150ZM150 83H149V84H150ZM163 83H164V82H163ZM166 83H167V82H166ZM192 83H193V82H192ZM192 83H191V84H192ZM199 83H200V82H199ZM201 83H202V82H201ZM249 83H250V82H249ZM36 84H37V83H36ZM36 84H35V86H36ZM54 84H55V83H54ZM63 84H64V83H63ZM71 84H72V83H70V85H71ZM82 84H83V83H82ZM86 84H87V82H86ZM99 84H100V83H99ZM103 84H104V83H103ZM105 84H106V83H105ZM118 84H119V83H118ZM118 84L116 83V86H117ZM126 84H127V83H126ZM126 84H125L124 86L127 88L128 86H126ZM128 84H129V83H128ZM144 84H145V82H144ZM158 84H159V83H158ZM172 84H173V83H172ZM177 84H178V83H177ZM197 84H198V82H197ZM260 84H262V83H260ZM263 84H264V82H263ZM13 85L15 86L16 84L12 83V86H13ZM19 85H21V83H20ZM39 85H40V84H39ZM51 85H52V84H51ZM56 85H57V83H56ZM58 85H59V84H58ZM83 85H84V84H83ZM89 85H90V82H89ZM106 85L108 86L109 84H106ZM135 85H136V84H135ZM150 85H151V84H150ZM189 85H190V84H189ZM192 85H193V84H192ZM249 85H250V84H249ZM253 85H254V84H253ZM3 86H5L4 83H3ZM3 86H2V88H3ZM6 86H7V85H6ZM10 86H11V85H10ZM14 86H13V88H14ZM37 86H38V85H37ZM44 86H46V85H44ZM84 86H85V85H84ZM84 86H83V87H84ZM122 86H123V85H122ZM122 86H121V88H123ZM136 86H140V85H138V83H137ZM151 86H152V85H151ZM160 86H161V85H160ZM166 86H167V84H166ZM178 86H179V85H178ZM194 86H195V85H194ZM194 86H193V87H194ZM215 86H216V85H215ZM224 86H225V85H224ZM229 86H230V85H229ZM247 86H248V85H247ZM257 86H258V85H257ZM262 86H263V85H262ZM262 86H261V87H262ZM0 87H1V85H0ZM16 87H17V86H16ZM63 87H64V86H63ZM66 87H67V86H66ZM71 87H72V85H71ZM71 87H70V88H71ZM80 87H81V86H80ZM86 87H87V86H86ZM88 87H90V86H88ZM97 87H99V86L97 85ZM100 87H101V86H100ZM105 87H106V86H105ZM110 87H111V86H110ZM110 87H109V88H110ZM119 87H120V86H119ZM129 87H130V86H129ZM129 87H128V88H129ZM134 87H135V86H134ZM144 87H145V85H144ZM146 87H147V85H146ZM183 87H184V86H183ZM200 87H203V86H200ZM207 87H208V86H207ZM238 87H239V86H238ZM245 87H246V86H245ZM261 87H259V88L261 89ZM263 87H264V86H263ZM263 87H262V88H263ZM13 88H12V89H13ZM20 88H22V87L20 86ZM27 88H28V87H27ZM30 88H33V87L30 86ZM30 88H29V89H30ZM38 88H39V86H38ZM70 88H69V90H70ZM78 88H79V87H78ZM91 88H92V87H91ZM101 88H103V87H101ZM137 88H140V87H137ZM188 88H189V86H188ZM208 88H209V87H208ZM240 88H241V87H240ZM242 88H243V87H242ZM248 88H249V87H248ZM254 88L256 89V88H258V87L254 86V87L251 88V89L253 90ZM12 89H11V90H12ZM29 89H28V90H29ZM33 89H34V88H33ZM33 89H32V90H33ZM44 89H45V88H44ZM48 89H50V86H49ZM52 89H54V87H53ZM66 89H68V88H66ZM75 89H77V88L75 87L74 90H75ZM88 89H89V88H88ZM88 89H87V90H88ZM92 89H93V88H92ZM110 89H111V88H110ZM116 89H117V87H116ZM133 89H134V88H133ZM140 89H142V92H143V87H141ZM145 89H146V88H145ZM151 89H153V86H152ZM185 89H186V88H185ZM190 89H191V87H190ZM192 89H194V88H192ZM198 89L200 90L201 88H198ZM246 89H247V87H246ZM251 89L249 88V90H251ZM260 89H259V90H260ZM0 90H1V89H0ZM8 90H9V89H8ZM24 90H25V88H24ZM26 90H27V89H26ZM30 90H31V89H30ZM38 90H40V88H39ZM38 90H37V91H38ZM41 90H42V89H41ZM45 90H46V89H45ZM45 90H44V93H45ZM50 90H51V89H50ZM56 90H57V89H56ZM72 90H73V89H72ZM97 90H98V89H97ZM102 90L108 91V90L105 89V88L102 89ZM120 90H121V89H120ZM131 90H132V89H131ZM134 90H135V89H134ZM134 90H133V91H134ZM147 90H148V89H147ZM155 90H156V89H155ZM160 90H161V88H160ZM172 90H173V88H172ZM179 90H180V89H179ZM201 90H203V88H202ZM201 90H200V91H201ZM208 90H209V89H208ZM208 90H207V95H208ZM213 90H214V89H213ZM227 90H228V89H227ZM241 90H242V89H241ZM262 90H263V89H262ZM12 91H15V90H12ZM16 91H17V90H16ZM16 91H15V92H16ZM20 91H21V89H20ZM22 91H23V89H22ZM22 91H21V92H22ZM33 91H34V90H33ZM33 91H32V92H33ZM42 91H43V90H42ZM57 91H58V90H57ZM78 91H79V89H78ZM89 91H90V90H89ZM89 91H88V93H91V92H89ZM113 91H114V89H113ZM113 91H112V92H113ZM123 91H124V89H123ZM123 91L121 90V92H122L121 95H123ZM151 91H152V90H151ZM161 91H163V90H161ZM164 91H165V90H164ZM164 91H163V92H164ZM185 91H186V90H185ZM188 91H190V90H188ZM188 91H186V92H188ZM253 91H254V90H253ZM255 91H256V90H255ZM6 92H7V91H6ZM25 92H28V91H25ZM39 92H40V91H39ZM62 92H63V91H62ZM68 92H69V91H68ZM70 92H71V90H70ZM70 92H69V93H70ZM73 92H74V91H73ZM76 92H77V90H76ZM82 92H83V91H82ZM84 92H85V91H84ZM92 92H93V91H92ZM99 92H100V91H99ZM102 92H103V91H102ZM109 92H110V91H109ZM117 92H118V91H117ZM117 92H116V93H117ZM119 92H120V91H119ZM142 92H140V93H142ZM144 92H146V90H145ZM153 92H156V91L153 90L152 93H153ZM183 92H184V91H183ZM193 92H194V91H193ZM203 92H204V91H202V93H203ZM215 92H216V91H215ZM215 92H213V93H215ZM244 92H246V91H244ZM251 92H252V91H251ZM251 92L249 93V91H248V92H246V93H248V94H252ZM262 92H264V91H262ZM262 92H261V93H262ZM8 93H10V92H8ZM22 93H23V92H22ZM33 93H35V91H34ZM33 93H32V94H33ZM65 93H67V90H65ZM71 93H72V92H71ZM80 93H81V92H80ZM80 93H79V96H78V97H80ZM124 93H125V92H124ZM131 93H132V91H131ZM164 93H166V92H164ZM174 93H175V92H174ZM176 93H177V92H176ZM179 93H180V92H179ZM231 93H232V92H231ZM255 93H256V92H255ZM261 93H260V94H261ZM0 94H2V93H0ZM3 94H5V93L3 92ZM13 94H14V93H13ZM18 94H20V92H19ZM27 94H28V93H27ZM36 94H37V93H36ZM36 94H35V95H36ZM39 94H40V93H39ZM57 94H58V93H57ZM63 94H64V93H63ZM81 94H82V93H81ZM83 94H84V93H83ZM129 94H130V92H129ZM134 94H135V92H134ZM134 94H133V95H134ZM148 94H149V93H148ZM157 94H158V89H157ZM157 94H156V95H157ZM166 94H167V93H166ZM183 94H184V93H182V95H183ZM195 94H197V93L195 92ZM205 94H206V92H205ZM242 94H244V93H242ZM5 95H7V93H6ZM10 95H12V94L10 93ZM10 95H9V96H10ZM15 95H16V94H15ZM15 95H14V96H15ZM30 95H31V94H30ZM47 95L49 96V94H47ZM50 95H51V94H50ZM67 95H68V94H67ZM70 95H71V94H70ZM70 95H69V97H71ZM73 95H74V94H73ZM85 95L87 96V95H89V94H85ZM94 95L96 96L95 93H94ZM109 95H113V94H109ZM131 95H132V94H131ZM139 95H140V94H139ZM150 95H151V94H150ZM153 95H154V93H153ZM161 95H162V93H161ZM161 95H160V96H161ZM163 95H164V94H163ZM167 95H168V94H167ZM185 95H186V94H185ZM197 95H199V93H198ZM209 95H210V94H209ZM229 95H230V92L228 93V96H229ZM232 95H233V94H232ZM244 95H246V94H244ZM3 96H4V95H3ZM16 96H17V95H16ZM16 96H15V97H16ZM18 96H20V95H18ZM21 96L23 97V95H21ZM21 96H20V97H21ZM32 96H33V95H32ZM36 96H37V95H36ZM36 96H35V97H36ZM39 96H40V95H39ZM39 96H38V97H39ZM48 96H46V98H47ZM51 96H52V95H51ZM51 96H50V97H51ZM53 96H54V94H53ZM55 96H57V95H55ZM55 96H54V97H55ZM74 96H75V95H74ZM74 96H73V97H74ZM86 96H85V97H86ZM92 96H93V93H92ZM119 96H120V95H119ZM119 96H118V97H119ZM135 96H136V95H134V97H135ZM147 96H149V95H147ZM147 96H145V97H147ZM158 96H159V95H158ZM160 96H159V97H160ZM172 96H173V95H172ZM178 96H179V95H178ZM192 96H193V95H192ZM195 96H196V95H195ZM195 96H194V97H195ZM213 96H214V94H213ZM219 96H221V95L219 94ZM228 96L225 95V97H228ZM12 97H13V95H12ZM22 97H21V98H22ZM27 97H30V96L27 95L25 98H27ZM33 97H34V96H33ZM38 97H37V98H38ZM54 97H53V98H54ZM61 97H62V94H61L60 98H61ZM67 97H68V96H67ZM67 97H66V98H67ZM73 97H72V98H73ZM98 97H100V96H98ZM102 97H103V96H101L100 98L102 99ZM111 97H112V96H111ZM126 97H127V96H126ZM141 97H142V96H141ZM145 97H142V99L145 98ZM155 97H156V96H154L153 98H155ZM184 97H185V96H184ZM184 97H183V100H184ZM201 97H202V96H201ZM205 97H206V96H205ZM229 97H230V96H229ZM239 97H240V96H239ZM241 97H242V96H241ZM246 97L249 98V95L246 96ZM258 97H259V95H258ZM258 97H257V98H258ZM9 98H10V97H9ZM9 98H8V99H9ZM13 98H14V97H13ZM17 98H18V97H17ZM39 98H40V97H39ZM41 98H43V96H42ZM44 98H45V96H44ZM60 98H59V101L61 100ZM62 98H63V97H62ZM82 98H84V97H82ZM90 98H91V97H90ZM90 98H89V99H90ZM93 98H94V96H93ZM104 98H105V97H104ZM128 98L131 99L130 97H128ZM165 98H166V97H165ZM170 98H171V97H170ZM202 98H203V99H202ZM202 98H201V101L204 100V96H203ZM219 98H220V97H219ZM236 98H238V95H236ZM253 98H254V95H253ZM255 98H256V96H255ZM255 98H254L253 100H256V102H257V98H256V99H255ZM259 98H260V97H259ZM6 99H7V97L5 98V102H6ZM10 99H11V98H10ZM22 99H23V98H22ZM28 99H29V98H28ZM33 99H34V98H33ZM56 99H57V98H56ZM56 99H54V100H56ZM70 99H71V98H70ZM80 99H81V97H80ZM80 99H79V100H80ZM85 99H86V98H85ZM105 99H106V98H105ZM118 99H119V100H122V99H120V98H118ZM133 99H134V98H133ZM159 99H160V98H159ZM167 99H168V97H167ZM171 99H172V98H171ZM199 99H200V98H199ZM225 99H226V98H225ZM232 99H233V98H232ZM263 99H264V97H263ZM15 100H16V98H15ZM19 100H20V99H19ZM25 100H26V99H25ZM29 100H30V99H29ZM52 100H53V99H52ZM52 100L49 98V101H52ZM66 100H67V99H66ZM77 100H78V99H77ZM87 100H88V99H87ZM90 100H91V99H90ZM140 100H141V98H140ZM155 100H156V99H155ZM172 100H173V99H172ZM172 100H171V101H172ZM190 100H191V99H190ZM190 100H189V102H190ZM195 100H196V99H195ZM223 100H224V97H223ZM240 100H241V99H240ZM258 100H259V99H258ZM260 100H261V99H260ZM9 101H10V100H8L7 102L9 103ZM35 101H36V100H35ZM49 101H48V102H49ZM62 101H63V100H62ZM81 101H82V100H81ZM81 101H80V102H81ZM83 101H85V100H83ZM83 101H82V102H83ZM92 101H93V100H92ZM97 101H99V98H98ZM107 101H109L108 98H107ZM107 101H106V102H107ZM123 101H124V99H123ZM125 101H126V99H125ZM137 101H138L137 103L140 102L139 99H138ZM153 101H154V99H153ZM158 101H159V100H158ZM171 101H170V99H169V101H168L169 106H170V104L174 103V102H171ZM204 101H207V99L205 98ZM204 101H203V102H204ZM208 101H209V100H208ZM219 101H220V100H219ZM225 101H226V100H225ZM233 101H234V100H233ZM233 101H232V103H233ZM250 101H251V100H250ZM10 102H11V101H10ZM15 102H16V101H15ZM25 102H26V101H25ZM30 102H31V101H30ZM45 102H46V100L44 101V104H46ZM63 102H65V98H64V101H63ZM63 102H62V103H63ZM78 102H79V101H78ZM78 102H77V103H78ZM86 102H87V101H86ZM88 102H89V101H88ZM101 102H102V101H101ZM104 102H105V100H104ZM115 102H116V101L111 102V106H110L111 108H113V107L115 106ZM126 102H127V101H126ZM133 102H135V100H134ZM141 102H142V101H141ZM149 102H150V101H149ZM149 102H148V103H149ZM170 102H171V103H170ZM191 102H192V104H193L194 101L191 100ZM213 102H214V101H213ZM220 102H222V101H220ZM229 102H230V101H229ZM236 102H237V101H236ZM248 102H249V101H248ZM248 102H247V103H248ZM259 102H261V101H259ZM0 103H1V102H0ZM17 103H18V102H17ZM53 103H54V101H53ZM55 103H57V100L55 101ZM55 103H54V104H55ZM60 103H61V101H60ZM62 103H61V104H62ZM65 103H67V101H66ZM83 103H84V102H83ZM116 103H117V102H116ZM129 103H130V102H129ZM129 103H128V104H129ZM168 103H167V104H168ZM186 103H187V102H186ZM195 103H198V101H197V102L195 101ZM210 103H211V101H210ZM210 103H209V104H210ZM223 103H224V101H223ZM247 103H244V104H246V106H248ZM253 103L255 104V102H253ZM262 103H263V102H262ZM262 103H261V104H262ZM9 104H10V103H9ZM18 104H19V103H18ZM25 104H26V103H25ZM41 104H42V101H41ZM48 104H49V103H48ZM54 104H51V105L54 106ZM57 104L59 105V103H57ZM69 104H71V103L68 102L67 105H69ZM73 104H75V103H73ZM73 104H72V105H73ZM84 104H87V103H84ZM94 104H96V103H93V105H94ZM117 104H118V103H117ZM119 104H121V103H119ZM125 104H127V103H125ZM130 104H131V103H130ZM134 104H135V103H134ZM152 104H153V102H152ZM163 104H164V103H163ZM182 104H183V102H182ZM192 104L190 103L191 108L194 107ZM198 104H199V103H198ZM198 104H197V107H199L200 109H202L200 106H198ZM205 104H206V103H205ZM205 104H204V105H205ZM251 104H252V103H251ZM258 104H259V103H258ZM261 104H260V105H261ZM10 105H12V104H10ZM20 105H21V104H20ZM72 105H71V109H72ZM75 105H77V104H75ZM138 105H139V104H138ZM138 105H137V106H138ZM148 105H149V104H148ZM160 105H161V104H160ZM175 105H176V103H175ZM180 105H181V103H180ZM200 105H201V104H200ZM252 105H253V104H252ZM22 106H23V105H22ZM22 106H19V107L22 108ZM26 106H27V104H26ZM26 106L24 105V107H25L24 109H26ZM31 106H32V105H31ZM36 106H37V104H36ZM64 106H65V105H64ZM64 106H63V107H64ZM73 106H74V105H73ZM89 106H90V105H89ZM100 106H101V104L99 105V107H100ZM130 106H131V105H130ZM139 106H140V105H139ZM141 106H142V104H141ZM166 106H167V105H166ZM169 106H168V107H169ZM183 106H185V105L183 104ZM201 106L203 107V105H201ZM212 106H214V105H212ZM230 106H231V105H230ZM263 106H264V105H263ZM13 107L15 108L16 106H13ZM13 107L10 108V110L13 109ZM17 107H18V106H17ZM17 107H16V108H17ZM19 107H18V108H19ZM28 107H30V106H28ZM28 107H27V108H28ZM32 107H33V106H32ZM32 107H31V109H32ZM59 107H61V106H59ZM63 107H62V108H63ZM65 107H66V106H65ZM78 107H80V106H78ZM84 107H85V106H84ZM84 107L82 106L81 108H84ZM94 107H95V106H94ZM102 107H103V109H104L105 106L102 105ZM108 107H109V106H108ZM116 107H117V106H116ZM122 107H123V106H122ZM126 107H127V106H126ZM144 107H148V106H144ZM164 107H165V106H164ZM173 107H174V106H173ZM186 107H188V106H186ZM197 107L195 106L194 108H197ZM243 107H244V106H243ZM21 108H20V109H21ZM54 108H55V107H54ZM57 108H58V107H57ZM91 108H92V107H91ZM106 108H107V107H106ZM127 108H128V107H127ZM127 108H126V109H127ZM129 108H130V107H129ZM129 108H128V109H129ZM142 108H143V106H142ZM159 108H160V107H159ZM170 108H171V106H170ZM188 108L191 109L190 107H188ZM226 108H227V107H226ZM248 108H249V107H248ZM254 108H255V107H254ZM259 108H260V106H259ZM8 109H9V108H8ZM20 109H18V110H20ZM40 109H41V108H40ZM47 109L49 110V107L46 108V111H47ZM50 109H51V108H50ZM58 109H59V108H58ZM60 109H61V108H60ZM63 109H64V108H63ZM69 109H70V108H69ZM77 109H79V108H77ZM99 109H102V108L100 107ZM108 109H109V108H108ZM116 109H117V108H116ZM119 109H120V108H119ZM121 109H123V108H121ZM126 109H124V110H126ZM131 109H132V108H131ZM138 109H139V107H138ZM138 109H137V110H138ZM145 109H146V108H145ZM149 109H151V108H149ZM153 109H154V108H153ZM155 109H156V108H155ZM182 109H183V108H182ZM200 109H199V112H200ZM207 109H208V108H207ZM214 109H215V106H214ZM214 109H213V110H214ZM229 109H230V108H229ZM239 109H240V107H239ZM244 109H245V108H244ZM263 109H264V107H263ZM10 110H8V112H9ZM27 110H28V109H27ZM29 110H30V109H29ZM105 110H106V109H105ZM105 110H104V111H105ZM114 110H115V109H113V112H114ZM124 110H122V111L119 110V111H120V112H123V115H124ZM151 110H152V109H151ZM193 110H195V109H193ZM226 110H227V109H226ZM252 110H253V109H252ZM252 110H251V111H252ZM0 111H1L2 114H3V111H2V110H0ZM12 111H13V110H12ZM33 111H35V109H33ZM54 111H55V112H54ZM54 111H53L54 114L58 112V111L56 112V109H55ZM59 111H61V110H59ZM65 111H66V110H65ZM65 111H64V112H65ZM69 111H70V110H68V112H69ZM74 111H75V110H74ZM74 111H73V112H74ZM87 111H88V110H87ZM92 111H93V110H92ZM97 111H98V110H97ZM104 111H102V112H104ZM109 111H110V109H109ZM109 111H108V112H109ZM134 111H136V110H134ZM141 111H142V110H141ZM141 111H140V112H141ZM144 111H146V110H144ZM144 111H142V112H144ZM148 111H149V110H148ZM175 111H176V110H175ZM188 111H189V110H188ZM201 111H202V110H201ZM10 112H11V111H10ZM26 112H27V111H26ZM26 112H25V113H26ZM37 112H38V111H37ZM43 112H44V110H42L41 115H42ZM51 112H52V110H51ZM53 112H52V114H53ZM76 112H77V110H76ZM78 112H79V110H78ZM89 112H90V111H89ZM89 112H88V114H89ZM102 112H101V113H102ZM113 112H111V115L113 114ZM117 112H118V111H117ZM117 112H116V114H117ZM120 112H119V113H120ZM128 112H129V111H128ZM128 112H127V113H128ZM132 112H133V111H132ZM132 112H131V110H130V114L133 115ZM150 112H151V111H150ZM150 112H149V114H150ZM176 112H177V113H180V112H178V111H176ZM190 112H192V110H191ZM193 112H194V111H193ZM212 112H213V111H212ZM224 112H225V111H224ZM226 112H227V114H228V111H226ZM235 112H237V110H236ZM235 112H234V113H235ZM254 112H255V111H254ZM256 112H257V111H256ZM11 113H12V112H11ZM18 113H19V111H18ZM20 113H21V111H20ZM33 113H34V112H33ZM58 113H59V112H58ZM81 113H82V112H81ZM97 113H98V112H97ZM106 113H107V112H106ZM106 113H105V114H106ZM119 113H118V114H119ZM127 113H126V114H127ZM153 113H154V111H153ZM155 113H156V111H155ZM181 113H182V112H181ZM195 113H196V112H195ZM197 113H198V112H197ZM200 113H201V112H200ZM202 113H203V112H202ZM231 113H232V111H231ZM251 113H252V112H251ZM7 114H8V113H7ZM16 114H17V113H16ZM26 114H29V116L32 115V114L30 115V113H26ZM38 114H39V113H38ZM44 114H45V113H44ZM48 114H49V115H47V116H50V115H51V113H48ZM54 114L52 115V117L54 116ZM65 114H66V113H65ZM69 114H70V113H69ZM69 114H68V115H69ZM74 114H75V113H73V115H74ZM90 114H91L90 117H92L93 112L90 113ZM90 114H89V115H90ZM103 114H104V113H103ZM121 114H122V113H121ZM139 114H140V113H139ZM145 114L147 115V112H146ZM145 114H144V116H146ZM156 114H157V113H156ZM160 114H161V113H160ZM163 114H165V113H163ZM171 114H172V113H171ZM174 114H176V113L174 112ZM182 114H183V113H182ZM204 114H205V113H204ZM208 114H209V113H208ZM208 114H207V115H208ZM210 114H211V113H210ZM249 114H250V113H249ZM249 114H247V116H248ZM258 114H260V113H258ZM8 115H9V114H8ZM10 115H11V114H10ZM24 115H25V114H24ZM73 115H72V117H73ZM83 115H84V114H83ZM86 115H87V114H86ZM96 115H97V114H96ZM128 115H129V113H128ZM134 115H135V113H134ZM151 115H152V112H151ZM167 115H168V114H167ZM169 115H170V114H169ZM190 115H192V114H190ZM233 115H234V114H233ZM238 115H239V113H238ZM241 115H242V114H241ZM3 116H4V114H3ZM14 116H15V115H14ZM21 116H22V114H21ZM32 116L35 118V116H37V113L35 114V116H34V115H32ZM43 116H44V115H43ZM47 116H46V117H47ZM60 116H61V114H60ZM66 116H67V115H66ZM77 116H78V115H77ZM79 116H80V113H79ZM99 116H100V114H99ZM113 116H114V115H113ZM136 116H137V115H136ZM140 116H143V113H142V115L140 114ZM153 116H154V115H153ZM158 116H159V115H158ZM176 116H178V114H177ZM184 116H185V115H184ZM192 116H193V115H192ZM222 116H223V115H222ZM4 117H5V116H4ZM9 117H10V116H9ZM15 117H16V116H15ZM15 117H13V120H16V119H14ZM23 117H24V116H23ZM27 117H28V116H27ZM39 117H40V116H39ZM39 117H37V119H38ZM55 117H56V116H54V119H55ZM68 117H70V116H68ZM81 117H82V116H81ZM96 117L98 118V115H97ZM96 117H94V118L97 119ZM100 117H101V116H100ZM105 117H106V116H105ZM105 117H104V118H105ZM108 117L110 118V116H108ZM120 117H123V116H120ZM127 117H128V116H127ZM131 117H132V116H131ZM133 117H134V116H133ZM133 117L131 118V121H132ZM138 117H139V116H138ZM146 117H147V116H146ZM156 117H157V116H156ZM160 117H161V115H160ZM162 117H163V116H162ZM165 117H166V116H164V118H165ZM188 117H189V114H188ZM188 117H187V118H188ZM226 117H227V116H226ZM0 118H1V117H0ZM2 118H3V117H2ZM16 118H18V117H16ZM20 118H21V117H20ZM43 118H44V117H43ZM49 118H50V117H49ZM61 118H62V117H61ZM65 118H67V117H65ZM74 118H75V116H74ZM83 118H84V117H83ZM109 118H108V119H109ZM114 118H115V117H114ZM124 118H125V117H124ZM135 118H136V117H135ZM135 118H134V119H135ZM139 118H140V117H139ZM139 118H138V119H139ZM150 118H151V116H150ZM152 118H153V117H152ZM158 118H159V117H158ZM180 118H181V117H180ZM182 118H183V117H182ZM182 118H181V119H182ZM184 118H185V117H184ZM184 118H183V119H184ZM193 118H194V117H193ZM206 118H207V117H206ZM217 118H218V117H217ZM219 118H220V117H219ZM221 118H222V117H221ZM233 118H234V117H233ZM7 119H8V118H7ZM7 119H6V120H7ZM24 119H25V118H24ZM29 119H30V118H29ZM35 119H36V118H35ZM39 119H40V118H39ZM39 119H38V120H39ZM50 119H51V118H50ZM57 119H58V116H57ZM86 119L88 120L87 117H86ZM91 119H92V118H91ZM95 119H94V120H95ZM112 119H113V118H112ZM112 119H110L109 121H111ZM115 119L117 120V122H120L117 118H115ZM115 119H114V121H116ZM119 119H121V118H119ZM125 119H126V118H125ZM143 119H144V118H143ZM160 119H161V118H160ZM165 119H166V118H165ZM165 119H164V120H165ZM181 119H180V120H181ZM185 119H186V118H185ZM196 119H197V118H196ZM196 119H195V120H196ZM223 119H224V118H223ZM229 119H231V118H229ZM251 119H253V118H251ZM0 120H1V119H0ZM2 120L4 121V119H2ZM8 120H10V119H8ZM19 120H20V119H19ZM27 120H28V119H27ZM27 120H25V121H27ZM43 120H44V119H43ZM48 120H49V119H48ZM48 120L46 119V121H48ZM89 120H90V119H89ZM99 120H100V118H99ZM99 120H98V121H99ZM104 120H105V119H104ZM140 120H141V119H140ZM144 120H145V119H144ZM148 120H149V118H148ZM152 120H153V119H151L150 121H152ZM155 120H156V119H155ZM155 120H154V121H155ZM158 120H159V119H158ZM167 120H168V119H167ZM231 120H232V119H231ZM231 120H229V122H230ZM233 120H234V119H233ZM235 120H236V119H235ZM238 120H240V119L238 118ZM3 121H2V122H3ZM17 121H18V119H17ZM29 121L31 122L32 120H29ZM35 121H36V120H35ZM39 121H40V120H39ZM49 121H50V120H49ZM66 121H67V120H66ZM74 121H76V120H74ZM85 121H86V120H85ZM85 121H84V122L82 121V122H83V126H82L83 128H81V129H84V123H85ZM92 121H93V120H92ZM92 121H91V123H92ZM95 121H96V120H95ZM95 121H94V122H95ZM98 121L95 122V123H97V124L99 123V124H100L101 121H99V122H98ZM107 121H108V120H107ZM107 121H106L105 123H107ZM135 121H136V120H135ZM154 121H153V122H154ZM159 121H160V120H159ZM159 121H158V122H159ZM161 121H163V118H162ZM165 121H166V120H165ZM165 121H164V123H166ZM178 121H179V120H178ZM216 121H217V119H216ZM249 121H250V120H249ZM0 122H1V121H0ZM8 122H9V121H8ZM10 122H11V121H10ZM20 122H21V121H20ZM57 122H58V120L56 121V125H57ZM60 122H61V121H60ZM67 122H68V121H67ZM67 122H66V124H67ZM94 122H93V123H94ZM112 122H113V121H112ZM125 122H126V121H125ZM129 122H130V121H129ZM129 122H128V123L126 122V123L129 124ZM141 122H142V121H141ZM153 122H152V123H153ZM156 122H157V121H155L154 123H156ZM170 122H171V120H170ZM173 122H174V123H173ZM173 122H172V123L175 124V121H173ZM182 122H184V121L182 120ZM182 122H179V124L182 123ZM185 122H186V121H185ZM185 122H184V123H185ZM212 122L214 123V121H212ZM212 122H211V125H212ZM231 122H232V121H231ZM6 123H7V121H6ZM17 123H18V122H17ZM22 123H23V119H22ZM33 123H34V121H33ZM36 123H37V121H36L34 124H36ZM38 123H39V122H38ZM44 123H45V120H44ZM52 123H53V122H52ZM63 123H64V121H63ZM70 123H71V122H70ZM70 123H69V125H71ZM74 123L76 124V122H74ZM78 123H79V122H78ZM86 123H87V125H88L89 122H86ZM103 123H104V122H103ZM103 123H102V124H103ZM114 123H116V122H114ZM132 123H133V122H132ZM137 123H140L139 120H138ZM161 123H162V122H161ZM186 123H187V122H186ZM186 123H185V125H186ZM193 123H194V122H193ZM209 123H210V122H209ZM222 123H223V120H222ZM236 123H237V122H235V124H236ZM246 123H247V122H246ZM3 124H4V122L1 124L0 128L2 127ZM9 124H10V123H9ZM9 124H8V125H9ZM11 124H12V123H11ZM13 124H14V123H13ZM23 124H24V123H23ZM23 124H22V126H23ZM28 124H30V123L28 122ZM31 124H32V123H31ZM46 124H47V123H46ZM75 124H73V126H74ZM81 124H82V123H81ZM102 124H101V125H102ZM135 124H136V122L133 123V125H135ZM166 124H168V123H166ZM169 124L171 125V123H169ZM203 124H204V123H203ZM217 124H218V123H217ZM233 124H234V123H233ZM233 124H232V125H233ZM237 124H238V123H237ZM249 124H250V123H248V125H249ZM253 124H254V123H253ZM255 124H257L256 121H255ZM258 124H260V123L258 122ZM261 124H263V123H261ZM261 124H260V125H261ZM8 125H7V126H8ZM15 125H17V127H19L18 124H15ZM20 125H21V123H20ZM36 125H37V124H36ZM39 125L42 126L40 123H39ZM39 125H38V126H39ZM43 125H44V124H43ZM53 125H54V124H53ZM56 125H55L54 127H57V128H58V126H56ZM62 125H64V124H62ZM69 125H68V126H69ZM92 125H93V124H92ZM106 125H107V124H106ZM110 125H111V123H110ZM123 125H124V124H123ZM125 125H126V124H125ZM129 125H130V126H128V127L130 128V127H131V124H129ZM138 125H139V124H138ZM138 125H136V126H138ZM140 125H141V124H140ZM146 125H148V123H147ZM158 125H159V124H158ZM162 125L164 126L163 123H162ZM162 125H161V126H162ZM183 125H184V124H183ZM185 125H184V126H185ZM205 125H206V124H205ZM209 125H210V124H209ZM209 125H208V123H207L206 126L209 127ZM211 125H210V126H211ZM225 125H226V124H225ZM4 126H5V125H4ZM7 126H6V127H7ZM9 126H10V125H9ZM28 126H29V125H28ZM38 126H34V127L37 128ZM45 126H46V125H45ZM47 126H48V124H47ZM77 126H78V125H77ZM94 126H95V125H94ZM94 126H93V127H94ZM96 126H97V125H96ZM99 126H100V125H98L97 127H99ZM102 126H103V125H102ZM116 126H117V125H116ZM153 126H154V125H153ZM168 126H169V125H168ZM168 126H167V128H170V127H171V126H170V127H168ZM200 126H201V122H200ZM203 126H204V125H203ZM214 126H215V125H214ZM229 126H230V124H229ZM11 127H12V126H11ZM15 127H16V126H15ZM31 127H32V126H31ZM52 127H53V126H52ZM52 127H51V128H52ZM54 127H53V128H54ZM62 127H63V126H62ZM64 127H65V126H64ZM97 127H96V129H97ZM107 127H108V126H107ZM122 127H123V126H122ZM125 127H126V126H125ZM125 127H123V128H125ZM151 127H152V126H149V129H150L151 131H152V128H154L153 130L157 129V126H156V128H155V127H152V128H151ZM159 127H160V126H159ZM174 127H175V125H174ZM178 127H179V129H180V126H178ZM182 127H183V126H182ZM189 127H190V125H189ZM192 127H193V125H192ZM204 127H205V126H204ZM248 127H250V126H248ZM259 127L261 128V126H259ZM262 127H264V126H262ZM20 128H22V127H20ZM32 128H33V127H32ZM32 128H30V129L32 130ZM70 128H71V126L69 127V129H70ZM77 128H79V127H77ZM94 128H95V127H94ZM101 128H103V127H101ZM104 128H105V127H104ZM109 128H110V127H109ZM109 128H108V129H109ZM129 128H127V129H129ZM138 128H139V127H138ZM138 128L135 127V129H137L136 133H137L138 131H141V130L138 129ZM141 128H142V127H141ZM143 128H144V127H143ZM167 128H166V129H167ZM187 128H188V127H187ZM210 128H211V127H210ZM242 128H243V127H242ZM246 128H247V127H246ZM8 129H10V127L7 128V130H8ZM11 129H12V128H11ZM16 129H17V128H16ZM18 129H19V128H18ZM24 129H25V128H24ZM26 129L28 130L29 127L26 128ZM26 129H25V130H26ZM33 129H34V128H33ZM45 129H46V128H45ZM65 129H66V127H65ZM65 129H64V131H65ZM67 129H68V128H67ZM69 129H68V130H69ZM72 129H73V127H72ZM75 129H76V128H75ZM81 129H80L79 132H80L81 134L85 133L84 130H83V132H81ZM87 129H88V128H87ZM89 129H91V128H90V124H89ZM99 129H100V128H99ZM115 129L117 130V128H115ZM130 129H131V128H130ZM130 129H129V131H130ZM132 129H134V128H132ZM147 129H148V128H147ZM181 129H182V128H181ZM183 129H184V127H183ZM185 129H186V128H185ZM196 129H197V128H196ZM201 129H202V128H201ZM201 129H198V130L201 131ZM206 129H207V127H206ZM261 129H262V128H261ZM263 129H264V128H263ZM263 129H262V130H263ZM1 130H2V129H1ZM21 130L23 131V128H22ZM48 130H50V127H49ZM51 130H52V129H51ZM77 130H79V129H77ZM77 130H76V131H77ZM93 130H94V129H93ZM102 130H103V129H102ZM112 130H113V128H112ZM116 130H115V131H116ZM123 130H124V129H123ZM145 130H146V129L143 130L144 133H145ZM150 130H148V131H150ZM158 130H159V129H158ZM158 130H157V131H158ZM163 130H164V128H163ZM163 130H162V131H163ZM167 130H168V129H167ZM172 130H173V127H172L170 130H168V132H169V131H172ZM177 130H178V129H177ZM223 130H224V129H223ZM227 130H228V129H227ZM246 130H247V129H246ZM252 130H253V129H252ZM5 131H6V130H5ZM5 131H4V132H5ZM9 131H10V130H8V132H9ZM14 131H16V130H14ZM38 131H39V130H38ZM38 131H37V132H38ZM41 131H42V130H41ZM53 131H55V130H53ZM53 131H51V132H53ZM62 131H63V129H62ZM95 131H96V130H95ZM103 131H104V130H103ZM103 131H102V132H103ZM105 131H106V130H105ZM115 131H114V132H115ZM118 131H119V130H118ZM125 131H126V130H125ZM125 131H124V133L129 132L128 130H127L126 132H125ZM148 131H146V132H148ZM174 131H176V129H174ZM178 131H179V130H178ZM178 131H177V132H178ZM181 131H183V130H181ZM184 131H188V130H184ZM189 131H190V130H189ZM193 131H194V130H193ZM241 131H242V130H241ZM4 132H3V133H4ZM6 132H7V131H6ZM16 132H17V131H16ZM28 132H29V131H28ZM30 132H31V131H30ZM30 132H29V133H30ZM33 132H34V131H33ZM46 132H47V131H46ZM48 132H49V131H48ZM58 132H59V131H58ZM92 132H93V131H92ZM106 132H107V131H106ZM153 132H155V131H153ZM153 132H151V134H152ZM159 132H160V131H159ZM164 132H165V131H163V133H164ZM190 132H191V131H190ZM190 132H189V133H190ZM195 132H197V131H195ZM201 132H202V131H201ZM214 132H215V131H214ZM231 132H232V131H231ZM234 132H235V131H234ZM254 132H255L256 134H258L255 130H254ZM35 133H36V131H35ZM56 133H57V132H56ZM60 133L62 134L61 131H60ZM70 133H71V132H70ZM75 133H76V132H75ZM77 133H78V132H77ZM80 133H79V134H80ZM88 133H90V132H88ZM88 133H87V134H88ZM93 133H94V132H93ZM110 133H111V132H110ZM110 133H109V134H110ZM115 133H116V132H115ZM115 133H114V134H115ZM117 133H118V132H117ZM129 133L131 134L132 131L129 132ZM136 133L134 132L135 136H136ZM144 133H143V134H144ZM157 133H158V132H157ZM161 133H162V132H161ZM163 133H162V134H163ZM179 133H180V132H179ZM185 133H186V132H185ZM187 133H188V132H187ZM189 133H188V134H189ZM229 133H230V132H229ZM244 133H245V132H244ZM261 133H263V132H261ZM8 134H9V133H8ZM8 134L6 133V135H8ZM13 134H15V133H13ZM19 134H20V133H19V130H18V137H19ZM41 134H43V133H41ZM66 134H67V132H66ZM95 134H96V133H95ZM95 134L93 135V138H94ZM121 134H122V133H121ZM130 134H128V135H130ZM148 134H149V133H148ZM153 134H154V133H153ZM158 134H159L160 136L162 135V134H160V133H158ZM181 134H183V133H181ZM181 134H180V135H181ZM207 134H209V133H207ZM211 134H213V132H212ZM230 134H231V133H230ZM263 134H264V133H263ZM263 134H262L261 136H263ZM2 135H3V134H2ZM4 135H5V134H4ZM6 135H5V136H6ZM10 135H11V134H10ZM10 135H9V136H10ZM20 135L22 136V134H20ZM23 135H24V134H23ZM43 135H44V134H43ZM43 135H41V136H43ZM46 135H47V134H46ZM52 135H55V133H53ZM57 135H58V133H57ZM63 135H65V133H64ZM72 135H73V134H72ZM72 135H71V136H72ZM84 135H86V133H85ZM101 135H106V134H101ZM107 135H108V134H107ZM124 135H125V134H124ZM128 135H127V136H128ZM141 135H142V134H141ZM163 135H164V134H163ZM170 135H172V134H170ZM175 135H177V134H175ZM175 135H174V136H175ZM191 135H192V134H191ZM191 135H190V136H191ZM232 135H233V134H232ZM240 135H241V134H240ZM0 136H1V135H0ZM5 136H4V137H5ZM11 136H12V135H11ZM13 136H14V135H13ZM13 136H12V139L15 138V136H14V137H13ZM24 136H25V135H24ZM26 136H27V135H26ZM37 136H38V135H37ZM37 136H35V137H37ZM44 136H45V135H44ZM65 136L67 137V135H65ZM71 136H70V137H71ZM78 136H80V135H78ZM82 136H83V135H82ZM97 136L101 137L100 134L97 135ZM114 136H115V135H114ZM116 136H117V135H116ZM118 136H119V134H118ZM125 136H126V135H125ZM125 136H124V137H125ZM150 136H151V135H150ZM166 136L169 137L168 135H166ZM177 136H179V134H178ZM184 136H185V135H184ZM197 136L199 137V134H198ZM201 136H202V135H201ZM208 136H209V135H208ZM241 136H242V135H241ZM247 136H248V135H247ZM250 136H251V135H250ZM4 137H3V138H4ZM54 137H55V136H54ZM57 137H58V136H57ZM60 137H61V136H60ZM72 137H73V136H72ZM83 137H84V136H83ZM99 137H98V138H99ZM103 137H104V136H103ZM105 137H107V136H105ZM128 137H129V136H128ZM128 137H127V138H128ZM132 137H133V136H131V138H132ZM136 137H137V136H136ZM152 137H153V136H152ZM152 137H151V138H152ZM155 137H156V136H155ZM155 137H153V138H155ZM167 137H166V138H167ZM171 137H172V136H171ZM175 137H176V136H175ZM179 137H181V136H179ZM192 137H193V136H192ZM192 137H190V138H192ZM203 137H204V136H203ZM209 137H210V136H209ZM209 137H207V138H209ZM1 138H2V137H1ZM1 138H0V139H1ZM16 138H17V137H16ZM42 138H43V137H41V139H40L41 141H42ZM44 138H45V137H44ZM46 138H47V136H46ZM46 138H45V139H46ZM73 138H74V137H73ZM80 138H81V137H80ZM91 138H92V137H91ZM112 138H113V137H112ZM116 138H117V137H116ZM119 138H121V136H120ZM129 138H130V137H129ZM129 138H128V139H129ZM133 138H134V137H133ZM142 138H144V136H142V137L140 136V139H142ZM146 138H149V140H150V137H146ZM157 138H158V137H157ZM166 138H165V140H166ZM183 138H184V137H182V140H183ZM185 138H186V136H185ZM187 138H188V137H187ZM194 138H195V136H194ZM194 138H193V140H194ZM204 138H205V137H204ZM204 138H203V139H204ZM248 138H249V137H248ZM262 138H264V137H262ZM4 139H5V138H4ZM6 139H7V138H6ZM12 139H11V140H12ZM24 139H25V138H24ZM24 139H22V140H23L22 143L25 141ZM51 139H52V138H51ZM62 139H63V137H62ZM65 139H66V138H65ZM75 139H76V136H75ZM87 139H88V138H87ZM89 139H90V137H89ZM89 139H88V140H89ZM94 139H96V137H95ZM99 139H100V138H99ZM105 139H106V138H105ZM105 139H104V140H105ZM107 139H108V138H107ZM113 139H114V138H113ZM125 139H126V138H125ZM155 139H156V138H155ZM176 139H178V138L176 137ZM253 139H255V138L252 137V140H253ZM27 140H28V138H27ZM29 140H31V139H29ZM32 140H33V139H32ZM38 140H39V139H38ZM40 140H39V143H41ZM53 140L55 141V138H54ZM53 140H52V141H53ZM59 140H60V139H59ZM59 140L57 139V141H59ZM76 140H78V138H77ZM88 140H87V141H88ZM119 140H120V139H118V141H119ZM136 140H138V139H136ZM143 140L145 141V138H144ZM153 140H154V139H153ZM168 140H169V139H168ZM168 140H166V141H168ZM180 140H181V138H180ZM182 140L180 141V143H178V145H179V144L182 145V144H181V143H183ZM186 140L188 141L189 139H186ZM198 140H199V142L202 141V140H200V139H198ZM204 140H205L206 142L208 141V139H207V140L204 139ZM255 140H256V139H255ZM0 141H2V140H0ZM35 141H36V140H35ZM35 141H31V142L34 143V145H36V144H35ZM48 141H50V140H47V142H48ZM60 141H61V140H60ZM70 141L72 142V140H70ZM73 141H74V139H73ZM93 141H94V140H93ZM100 141H102V140H100ZM113 141H114V140H113ZM130 141H131V140H130ZM130 141H129V142H130ZM132 141H134V140H132ZM141 141H142V140H141ZM144 141H143V143H145ZM147 141H148V140H147ZM151 141H152V139H151ZM156 141H157V140H156ZM159 141H162V139L159 140ZM159 141H158V142H159ZM163 141H164V138H163ZM183 141H184V140H183ZM187 141H186V143H187ZM195 141H196V139H195ZM215 141H216V140H215ZM218 141H219V140H218ZM225 141H226V140H225ZM229 141H230V140H229ZM232 141H233L232 143H236V141L234 142L233 139H232ZM14 142H15V141H14ZM14 142H12V144H16V142H15V143H14ZM20 142H21V141H20ZM75 142L77 143V141H74V143H75ZM80 142H82V141H81V140L78 141L79 144H81ZM83 142H84V141H83ZM91 142H92V141H91ZM98 142H99V141H98ZM98 142H97V141H94V142H92V145H93V143H96V144L98 145ZM102 142H103V141H102ZM104 142H105V141H104ZM106 142H107V141H106ZM122 142H123V140H122ZM122 142H120V143H122ZM136 142H138V141H136ZM136 142H135V143H136ZM152 142H153V141H152ZM152 142H151V144H152ZM172 142H173V140H172ZM174 142H175V140H174ZM191 142H194V141L191 140ZM206 142L203 141L204 144H205ZM222 142H223V141H222ZM222 142H220V143H222ZM240 142H243V141H240ZM250 142H251V141H250ZM256 142H257V140H256ZM2 143H4V146H6V145H5V141L2 142ZM2 143L0 142V144H2ZM7 143H8V142H7ZM7 143H6V144H7ZM25 143H26V142H25ZM28 143H29V141H28ZM28 143H27V144H28ZM42 143L44 144V140L42 141ZM50 143H52V142H50ZM74 143H73V144H74ZM89 143H90V142H89ZM112 143H113V142H112ZM120 143H119V145H120ZM126 143L128 144V142H126ZM132 143H133V142H132ZM132 143H129V144H132ZM139 143H140V141H139ZM149 143H150V141H149ZM155 143H156V142H155ZM161 143H162V142H161ZM176 143H177V142H176ZM176 143H175V144H176ZM184 143H185V142H184ZM217 143H218V142H217ZM217 143H216V144H217ZM225 143H226V142H225ZM229 143H230V142H229ZM9 144H10V142H9ZM9 144H8V147H9ZM23 144H24V143H23ZM48 144H49V143H48ZM66 144H67V143H66ZM66 144H65V145H66ZM68 144H69V143H68ZM73 144H72V145H73ZM83 144H85V143H83ZM87 144H88V143H87ZM96 144H95V145H96ZM99 144H100V143H99ZM110 144H111V143H110ZM110 144H109V145H110ZM113 144H114V143H113ZM124 144H125V143H124ZM127 144H125V145H127ZM129 144H128V145H129ZM133 144H134V143H133ZM141 144H142V143H141ZM145 144H147V143H145ZM162 144H164V142H163ZM162 144L159 145V147L162 146ZM165 144H166V142H165ZM165 144H164V145H165ZM175 144H174V145H175ZM192 144H193V143H192ZM206 144H207V143H206ZM216 144H215V145H216ZM218 144H219V143H218ZM222 144H223V143H222ZM222 144H221V145H222ZM227 144H228V141H227ZM256 144H257V143H256ZM256 144H255V145H256ZM19 145H20V144H19ZM29 145H30V144H29ZM38 145H39V144H38ZM38 145H37V146H38ZM44 145H45V144H44ZM61 145H62V144H61ZM61 145H60V146H61ZM70 145H71V143H70ZM70 145H69V146H70ZM74 145H75V144H74ZM74 145H73V146H74ZM92 145L90 144V146H92ZM95 145H93V146H95ZM97 145H96V146H97ZM100 145H103V144H100ZM105 145H106V144H105ZM107 145H108V144H107ZM107 145H106V146H107ZM119 145H116V146H119ZM128 145L126 146L127 148H128ZM135 145H136V144H135ZM157 145H158V143H157ZM169 145H172V144H169ZM184 145L186 146L187 144H184ZM189 145H190V144H189ZM215 145H214V146H215ZM234 145H235V144H234ZM236 145H237V144H236ZM242 145H243V144H242ZM242 145H241V147H242ZM248 145H249V144H248ZM12 146H14V145H12ZM17 146H18V145H17ZM17 146H16V147H17ZM21 146H24V145H21ZM21 146H20V147H21ZM41 146H42V145H41ZM54 146H55V144H54ZM54 146H53V147H54ZM82 146H83V145H82ZM85 146H86V145H85ZM85 146H84V147H85ZM88 146H89V145H88ZM112 146H113V145H112ZM120 146H121V145H120ZM132 146H133V145H132ZM132 146H131V147H132ZM137 146H138V144H137ZM150 146H152V145H150ZM167 146H168V145H167ZM191 146H193V145H191ZM197 146H198V145H197ZM209 146H210V145H209ZM212 146H213V145H212ZM251 146H252V145H251ZM6 147H7V146H6ZM8 147H7V148H8ZM10 147H11V146H10ZM10 147H9V148H10ZM14 147H15V146H14ZM28 147H30V146H28ZM31 147H32V146H31ZM31 147L29 148V150L31 149ZM33 147H34V146H33ZM44 147H45V146H44ZM57 147H59L58 144H57ZM67 147H68V146H67ZM71 147H72V146H71ZM74 147H75V146H74ZM80 147H81V146H80ZM80 147H78V148H80ZM84 147H82V149H84ZM113 147H114V146H113ZM131 147L129 146V149H130ZM134 147H135V146H134ZM134 147H133V148H134ZM144 147H145V146H144ZM144 147H143V149H145V150H146V148H148V147H145V148H144ZM152 147H153V146H152ZM157 147H158V146H156V148H157ZM159 147H158V148H159ZM164 147H165V146H164ZM168 147H169V146H168ZM175 147H177V145L174 146V148H175ZM178 147H179V146H178ZM180 147L183 148V145L180 146ZM205 147H206V146H205ZM215 147H216V146H215ZM220 147H221V146H220ZM223 147H224V145H223ZM226 147H228V146H226ZM229 147L231 148V146H229ZM232 147H233V146H232ZM237 147H238V146H237ZM237 147H236V149H238ZM7 148H5V149H7ZM11 148H12V147H11ZM18 148H19V147H18ZM35 148H36V146L34 147V151H35ZM38 148H39V147H38ZM61 148H62V147H61ZM64 148H65V147H64ZM78 148H77V149H78ZM86 148H87V147H86ZM104 148H107V147H104V145H103V148H102V149H104ZM137 148H138V147H137ZM137 148H136V150H137ZM140 148H142V147H140ZM140 148H139V149H140ZM161 148H162V147H161ZM165 148H167V147H165ZM165 148H164V151H165ZM172 148H173V147H172ZM184 148H185V147H184ZM184 148H183V149H184ZM187 148H188V145H187L186 149H187ZM192 148H193V147H192ZM199 148H200V147H199ZM202 148H203V146H202ZM206 148H207V147H206ZM206 148H205V149H206ZM213 148H214V147H213ZM213 148H212V149H213ZM242 148H243V147H242ZM0 149H1V148H0ZM5 149H4V150H5ZM12 149H14V148H12ZM24 149H25V148H24ZM26 149H27V148H26ZM32 149H33V148H32ZM32 149H31V150H32ZM58 149H60V148H58ZM82 149H80L81 152H82ZM96 149H98V148H96ZM108 149H109V148H107V150H108ZM114 149H115V148H114ZM119 149H120V148H119ZM119 149H118V150H119ZM131 149H132V148H131ZM143 149H142V150H143ZM169 149H170V148H169ZM169 149H166V150H169ZM177 149L179 150V148H177ZM186 149H185V150H186ZM208 149H210V148H208ZM222 149H224V148H222ZM231 149H232V148H231ZM240 149H241V148H240ZM1 150H2V149H1ZM14 150H15V149H14ZM27 150H28V149H27ZM27 150H26V151H27ZM36 150H37V149H36ZM41 150H42V149H41ZM41 150H39V151H41ZM55 150H56V149H55ZM55 150H54V151H55ZM69 150H72V148H71V149L69 148ZM92 150H93V149H92ZM122 150H124V149H122ZM126 150H127V149H126ZM126 150H124V151H126ZM133 150H135V149H133ZM140 150H141V149H140ZM142 150H141V151H142ZM145 150H144V151H145ZM153 150H154V147H153ZM153 150H152V151H153ZM161 150H163V149H161ZM174 150H175V149H174ZM180 150H181V149H180ZM180 150H179V151H180ZM189 150H191V149H189ZM192 150H193V149H192ZM199 150H200V149H199ZM203 150H204V149H203ZM215 150L217 151V149H215ZM233 150H234V149H233ZM241 150H242V149H241ZM6 151H8V152L10 151V152H11L10 149H9V150L7 149ZM15 151H16V150H15ZM39 151H37L38 154H39V153H42V152H39ZM45 151H47V153H48V149H46ZM76 151H77V150H76ZM96 151H97V154H98V151L101 153V152H103L104 150L101 151L100 149H98V150H96ZM112 151H113V149L111 150V152H112ZM114 151H115V150H114ZM114 151H113V152H114ZM137 151H138V150H137ZM150 151H151V150H148V152H150ZM152 151H151V152H152ZM154 151H156V149H155ZM154 151H153V152H154ZM157 151H159V149H158ZM164 151H163V152H164ZM171 151H172V150H171ZM171 151H170V152H171ZM195 151L197 152L198 150H195ZM200 151H201V150H200ZM208 151H209V150H208ZM222 151H224V150H222ZM235 151H236V150H235ZM2 152H3V151H2ZM2 152H1V153H2ZM12 152H13V151H12ZM12 152H11V153H12ZM17 152H18V151H17ZM71 152H73V151H71ZM71 152H70V153H71ZM81 152H80V154H76V155L79 156V160H78L79 163H81V162H80V155H81ZM84 152H85V151H84ZM87 152H88V153L90 152V148H89V151H87ZM91 152H92V151H91ZM91 152H90V153H91ZM115 152H116V151H115ZM117 152H118V151H117ZM119 152H120V151H119ZM121 152H122V151H121ZM138 152H139V151H138ZM146 152H147V151H146ZM181 152H182V150L180 151V154H181ZM198 152H199V151H198ZM210 152H212V150H211ZM213 152H214V151H213ZM220 152H221V151H220ZM230 152L232 153V151H230ZM236 152H237V151H236ZM1 153H0V154H1ZM14 153H15V152H14ZM19 153H20V152H19ZM28 153H29V152H28ZM35 153H36V151L34 152V154H35ZM43 153H44V152H43ZM45 153H46V152H45ZM55 153H57V152H55ZM78 153H79V152H78ZM82 153H83V152H82ZM88 153H86V154H88ZM94 153H95V152H94ZM94 153L92 152V153H91V156H92V154H93V156H94ZM142 153H143V152H142ZM155 153H156V152H155ZM155 153H153V154H155ZM171 153H173V151H172ZM174 153H175V152H174ZM174 153H173V154H174ZM183 153H184V151H183ZM194 153H195V152H194ZM194 153H193V154H194ZM237 153H238V152H237ZM8 154H9V153H8ZM17 154H18V153H17ZM17 154H16V155H17ZM24 154H25V152H24ZM32 154H33V152H32ZM34 154H33V155H34ZM53 154H54V152H53ZM59 154H60V152H59ZM59 154H58V155H59ZM71 154H72V153H71ZM103 154H104V153H103ZM119 154H122V153H119ZM137 154H138V153H137ZM145 154H146V153H145ZM159 154H160V153H159ZM162 154H163V153H162ZM162 154H161V155H162ZM187 154H188V153H187ZM209 154H210V153H209ZM221 154L223 155L224 153H221ZM9 155H10V154H9ZM12 155H13V154H12ZM19 155H20V154H19ZM39 155H40V154H39ZM41 155H42V154H41ZM56 155H57V154H56ZM65 155H66V153H65ZM67 155H68V152H67ZM104 155H105V154H104ZM123 155H124V154H123ZM128 155H129V152H128ZM141 155H142V154H141ZM146 155H147V154H146ZM146 155H143V156H146ZM148 155H149V154H148ZM165 155H167V154H165ZM168 155H169V154H168ZM176 155L178 156V154H176ZM185 155H186V154H185ZM190 155H191V154H190ZM201 155H202V154H201ZM201 155H200V156H201ZM225 155H226V154H225ZM231 155H232V154H231ZM262 155H264V154H262ZM21 156H22L23 158L26 157L25 155H21ZM24 156H25V157H24ZM43 156H44V155H43ZM43 156H42V158H41V156H40V159H43V158H44ZM49 156H50V155H49ZM49 156H48V157H49ZM51 156L53 157V155H51ZM54 156H55V155H54ZM62 156H63V154H62ZM86 156H87V155H86ZM88 156H89V155H88ZM98 156H99V155H98ZM107 156H108V155H107ZM112 156H114V155H112ZM115 156H117V153H116ZM124 156H125V155H124ZM126 156H127V155H126ZM130 156H131V153H130L129 157H130ZM133 156H134V155H132V157H133ZM138 156H140V155L138 154ZM143 156H142V157H143ZM158 156H160V155H158ZM163 156H164V154H163ZM187 156H188V155H187ZM187 156H186V158L189 157V156H188V157H187ZM196 156H197V155H196ZM200 156H199V157H200ZM202 156H203V155H202ZM207 156H208V155H207ZM260 156H261V155H260ZM15 157H16V156H15ZM30 157H31V156H30ZM48 157H47V158H48ZM56 157H57V156H56ZM66 157H67V156H66ZM69 157H70V155H69ZM95 157H96V156H95ZM121 157H122V156H121ZM132 157H130V158L132 159ZM190 157H191V156H190ZM193 157H194V156H193ZM205 157H206V156H205ZM263 157H264V156H263ZM17 158H18V157H17ZM38 158H39V157H38ZM47 158H46V159H47ZM76 158H77V156H76ZM86 158H87V157H85V159H86ZM97 158H98V157H97ZM101 158H102V157H101ZM118 158H119V157H117V159H118ZM123 158H124V157H123ZM134 158H135V157H134ZM134 158H133V159H134ZM143 158H144V157H143ZM151 158H152V156H151ZM151 158H150V160H151ZM156 158H157V157H156ZM169 158H171V157H169ZM172 158H174V157H172ZM172 158H171V159H172ZM176 158H177V157H176ZM186 158H185V159H186ZM207 158H209V157H207ZM207 158H206V159H207ZM221 158H222V157H221ZM4 159H5V158H4ZM20 159L22 160V158H20ZM28 159H30V158H28ZM31 159H34V156L31 157ZM31 159H30V160H31ZM40 159H39V160H40ZM46 159H45V160H46ZM54 159H56V158H54ZM58 159L60 160V159H62V157H60V158H58ZM63 159H66V158L63 157ZM68 159H70V158H68ZM68 159H67V161H69ZM72 159H73V157H72ZM77 159H78V158H77ZM91 159H93V158H91ZM94 159H96V158H94ZM94 159H93V160H94ZM107 159H108V158H107ZM137 159H138V157L136 158V160H137ZM154 159H155V158H154ZM159 159H160V158H159ZM166 159H167V158H166ZM178 159H179V156H178ZM183 159H184V158H183ZM183 159H182V160H183ZM185 159H184V161H185ZM201 159H202V158H201ZM263 159H264V158H263ZM1 160H2V158H1ZM1 160H0V161H1ZM6 160H7V159H6ZM11 160H13V158H12ZM25 160H26V159H25ZM39 160H38V161H39ZM43 160H44V159H43ZM43 160H42V161H43ZM49 160H50V158H49ZM49 160H46V161H49ZM75 160H76V159H75ZM88 160H89V159H88ZM110 160H111V159H110ZM112 160H113V159H112ZM112 160H111V161H112ZM129 160H130V159H129ZM129 160H127V161H129ZM142 160H143V159H142ZM145 160H149V159H146V157H145ZM145 160H144V161H145ZM152 160H153V159H152ZM152 160H151V161H152ZM163 160H164V159H163ZM169 160H170V159H168V161H169ZM172 160H173V159H172ZM172 160H171V161H172ZM182 160H181V161H182ZM15 161H17V160H15ZM23 161H24V160H23ZM40 161H41V160H40ZM40 161H39V162H40ZM78 161L76 160L75 163L78 162ZM96 161H98V159L95 160V162H96ZM99 161H100V160H99ZM103 161H105V160H103ZM131 161H132V160H131ZM133 161H134V160H133ZM137 161H138V160H137ZM137 161H135V162H137ZM144 161H143V162H144ZM159 161H160V160H159ZM168 161H167V162H168ZM175 161H176V160H175ZM193 161H194V160H193ZM195 161H196V160H195ZM197 161H198V160H197ZM3 162H4V161H3ZM9 162H10V161H9ZM18 162L21 163L20 160H19ZM50 162H53V159H52V161L50 160ZM55 162H56V161H55ZM59 162H61V161H59ZM59 162H57V163H59ZM72 162H73V161H72ZM85 162H86V161H85ZM90 162H91V160H90ZM92 162H93V161H92ZM106 162H107V160H106ZM113 162H114L113 164H116L117 162L119 163V161H116V162H115L114 160H113ZM146 162H147V161H146ZM154 162H155V160H154ZM154 162H151V164H153ZM156 162H157V161H156ZM160 162H161V161H160ZM185 162H186V161H185ZM199 162H200V161H199ZM201 162H202V161H201ZM6 163H8V162L6 161ZM15 163H16V162H15ZM22 163H23V162H22ZM22 163L19 164V165H21V167H24V165L22 166ZM31 163H32V162H31ZM43 163H44V162H43ZM46 163H47V162H46ZM68 163H69V162H68ZM100 163H101V162H100ZM100 163H99V165H100ZM102 163H103V162H102ZM102 163H101V164H102ZM104 163H105V162H104ZM104 163H103V164H104ZM120 163H121V159H120ZM124 163H125V162H124ZM124 163H123V164H124ZM130 163H131V162H130ZM139 163H140V162H139ZM144 163H145V162H144ZM144 163L141 162V164H143V165H142L143 167H145V166H144ZM149 163H150V162H149ZM163 163H165V161H164ZM170 163H171V162H170ZM170 163H167V165H168V164L170 165ZM179 163H182V162H179ZM179 163H178V164H179ZM196 163H197V162H196ZM196 163H195V164H196ZM0 164H1V166H2L3 163H0ZM4 164H5V163H4ZM8 164H9V163H8ZM10 164H12V163L10 162ZM17 164H18V163H17ZM34 164H36V163L34 162ZM39 164H40V163H39ZM44 164H45V163H44ZM44 164H43V165H44ZM48 164H50V163H48ZM53 164H54V162H53ZM59 164H62V163H59ZM59 164H58V165H59ZM63 164H64V163H63ZM65 164H66V163H65ZM65 164H64V165H65ZM76 164H77V163H76ZM90 164H91V163H90ZM103 164H102V165H103ZM106 164H108V162L105 163L104 165L106 166ZM111 164H112V163H111ZM121 164H122V163H121ZM127 164H128V162H127ZM135 164H136V163H135ZM137 164H138V162H137ZM159 164H161V163H159ZM159 164H158V166H156L157 164L154 165V166L152 167V169H153L154 167H158V168H159V167H160ZM165 164H166V163H165ZM165 164H164V166L161 164V165H162L161 167H162V168L165 167ZM171 164H172V163H171ZM174 164H175V163H174ZM174 164H173V166H174ZM176 164H177V163H176ZM176 164H175V165H176ZM192 164H193V163H192ZM12 165H13V164H12ZM46 165H47V164H46ZM46 165H45V166H46ZM55 165H56V164H55ZM58 165H57V168H58ZM66 165H67V164H66ZM77 165H78V166H81V165H83V164H81V165L77 164ZM91 165H92V164H91ZM91 165H90V166H91ZM94 165H95V164H94ZM97 165H98V164H97ZM104 165H103V166H104ZM117 165H120V164H117ZM149 165H150V164H149ZM167 165H166V166H167ZM187 165H188V164H187ZM193 165H194V164H193ZM9 166H10V165H9ZM30 166H31V165H30ZM32 166H33V165H32ZM50 166H52L51 168H54L53 165H50ZM59 166H60V165H59ZM61 166H62V165H61ZM72 166H73V164H72ZM86 166H88V165H85V167H86ZM92 166H93V165H92ZM122 166H125V164L122 165ZM126 166H127V165H126ZM131 166H132V165H131ZM135 166H136V165H135ZM151 166H152V165H151ZM173 166H172V167H173ZM178 166H180V165H178ZM185 166H186V165H185ZM190 166H191V164H190ZM195 166H196V165H195ZM7 167H8V165H7ZM16 167H17V166H15V169H16ZM27 167H29V165H27ZM33 167H34V166H33ZM38 167H39V166H38ZM63 167H64V166H63ZM65 167H66V166H65ZM65 167H64V168H65ZM68 167H69V166H67L66 168H68ZM74 167H75V164H74ZM85 167H84V168H85ZM98 167H99V166H98ZM112 167H113V165H112ZM115 167H117V166H115ZM127 167H128V166H127ZM137 167H138V165H137ZM139 167H141L140 164H139ZM147 167H148V166H147ZM193 167H194V166H192V168H193ZM12 168H13V167H12ZM31 168H32V167H31ZM31 168H30V170L33 169V168H32V169H31ZM36 168H37V167H35V169H36ZM48 168H49V167H48ZM48 168H46L45 171H51V169L48 170ZM64 168H63V169H64ZM69 168H70V167H69ZM79 168H80V167H79ZM100 168H102V166H101ZM100 168H99V169L97 168L98 172H100V171H99V170H101ZM109 168H110V167H109ZM109 168H108L107 171H109V170L111 169V168H110V169H109ZM122 168H123V167H122ZM128 168H129V167H128ZM131 168L133 169V167H131ZM158 168H157V170H158ZM167 168H168V167H167ZM167 168H166V169H167ZM173 168H174V167H173ZM182 168H183V167H181L180 169L182 170ZM184 168H186V167H184ZM188 168H190V167L188 166ZM196 168H197V167H196ZM13 169H14V168H13ZM13 169H12V170H13ZM15 169H14V170H15ZM19 169H21V168H19ZM23 169H24V168H23ZM28 169H29V168H28ZM54 169H56V168H54ZM75 169L77 170L78 168H75ZM85 169H86V168H85ZM85 169H84V170H85ZM92 169H93V167H92ZM92 169H91V170H92ZM95 169H96V167H95ZM119 169H120V168H119ZM137 169H138V168H137ZM149 169H150V168H149ZM155 169H156V168H155ZM164 169H165V168H164ZM168 169H170V168H168ZM194 169H195V168H194ZM1 170H2V169H1ZM10 170H11V169H10ZM21 170H22V169H21ZM25 170H26V168H25ZM38 170H39V169H38ZM41 170H42V169H41ZM97 170H96V171H97ZM114 170H115V169H114ZM116 170H117V168H116ZM128 170H129V169H127L126 172H128ZM130 170H131V169H130ZM135 170H136V169H135ZM139 170H141V168H140ZM142 170H143V169H142ZM146 170H147V169H146ZM157 170H156V171H157ZM161 170H162V169H161ZM189 170H190V169H189ZM189 170H188V171H189ZM8 171H9V170H8ZM8 171H6V172H8ZM17 171H18V170H17ZM27 171H29V170H27ZM34 171H35V170H34ZM65 171H66V170H65ZM65 171H63V172H65ZM71 171H73V168H72V167H71ZM71 171H70V173H72ZM82 171H83V170H82ZM87 171H90V170H86V172H87ZM92 171H93V170H92ZM92 171H91V172H92ZM104 171H105V170H104ZM110 171H111V170H110ZM120 171H121V170H120ZM164 171H165V170H164ZM183 171H184V170H183ZM18 172H21V171L19 170ZM23 172H26V171H23ZM38 172H39V171H38ZM51 172H52V171H51ZM63 172L58 171V173H62V174H63ZM67 172H68V169H67ZM77 172H78V171H77ZM77 172H76V173H77ZM102 172H103V169H102ZM112 172H113V169H112ZM124 172H125V170H124ZM124 172H122V173H124ZM126 172H125V173H126ZM131 172H132V171H131ZM131 172H130V173H131ZM147 172H148V171H147ZM154 172H155V171H154ZM173 172L175 173V169H174ZM178 172H179V171H177V173H178ZM0 173H1V172H0ZM8 173H9V172H8ZM10 173H11V175H12L13 172L11 171ZM10 173H9V174H10ZM14 173H15V175L18 174V173H16V170L14 171ZM35 173H37V172H34V174H35ZM39 173H40V172H39ZM42 173H43V172H42ZM42 173H41V174H42ZM65 173H66V172H65ZM103 173H104V172H103ZM107 173H108V172H107ZM118 173H119V172H118ZM120 173H121V172H120ZM122 173H121V174H122ZM142 173H143V172H142ZM151 173H153V172H151ZM163 173H164V172H163ZM165 173H166V172H165ZM177 173H176V174H177ZM191 173H192V172H191ZM191 173H190V174H191ZM6 174H7V173H6ZM9 174H8V175H9ZM31 174H32V173H31ZM43 174H44V173H43ZM50 174H51V173H50ZM54 174H55V173H54ZM54 174H53V172H52V175H54ZM77 174H78V173H77ZM89 174L91 175L92 173H89ZM94 174H95V172H94ZM94 174H92V175H94ZM108 174H109V173H108ZM110 174H111V173H110ZM112 174H113V173H112ZM126 174H127V173H126ZM138 174H139V172H138ZM148 174H149V173H148ZM161 174H162V172H161ZM179 174H181V172H180ZM186 174H187V173H186ZM188 174H189V173H188ZM0 175H1V174H0ZM36 175H37V174H36ZM39 175H40V174H39ZM39 175H37V176H39ZM52 175H51V176H52ZM58 175L61 176V174H58ZM66 175H67V174H65L64 176H65V177H68V176H66ZM69 175H70V174H69ZM113 175H114V174H113ZM116 175H117V173H116ZM116 175H115V176H116ZM119 175H120V174H119ZM119 175H118V176H119ZM146 175H147L146 173H145V175H143L144 178L148 176V175H147V176H146ZM154 175H155V173H153V176H154ZM158 175H160V174H156L155 176H158ZM162 175H163V174H162ZM162 175H160V176H162ZM173 175H174V174H173ZM173 175H172V176H173ZM181 175H182V174H181ZM191 175H192V174H191ZM191 175H190V176H191ZM2 176H3V175H2ZM17 176H18V175H17ZM25 176H26V175H25ZM30 176H32V175H30ZM43 176H46V174L43 175ZM51 176H50V177H51ZM62 176H63V175H62ZM62 176H61V177H62ZM101 176H103V175H101ZM107 176H108V175H107ZM126 176H128V175H126ZM126 176L124 175V178H125ZM131 176L133 177V178H131V179L134 181V176H135V175L133 174V175H131ZM143 176H142V178H143ZM155 176H154V177H155ZM167 176H168V174H167ZM167 176L165 177V179H168ZM172 176H171V178H172ZM178 176L182 178V176H180V175H178ZM186 176H187V175H186ZM186 176H185V177H186ZM188 176H189V175H188ZM188 176H187V177H188ZM4 177H5V176H4ZM12 177L15 178V179L17 178V177H15V176H12ZM19 177H21V176H19ZM22 177H24V176H22ZM22 177H21V178H22ZM52 177H54V176H52ZM57 177H58V176H57ZM70 177H72V175H71ZM80 177H81V176H80ZM94 177H96V175H95ZM121 177H122V175H121ZM121 177H120V178H121ZM129 177H130V175H129ZM129 177H127V178H129ZM138 177H139V176H138ZM154 177H153V178H154ZM162 177H163V176H162ZM162 177H161V178H162ZM179 177H177V178H179ZM191 177H192V176H191ZM5 178H6V177H5ZM7 178H8V177H7ZM13 178H12V179H13ZM24 178H26V177H24ZM29 178H31V177H29ZM39 178H40V177H39ZM55 178H56V177H55ZM55 178H54V179H55ZM75 178H76V177H75ZM78 178H79V177H78ZM85 178H86V177H84V179H85ZM88 178H89V175H88ZM100 178H101V177H100ZM106 178H107V177H106ZM108 178H109V176H108ZM140 178H141V177H140ZM147 178H148V177H147ZM159 178H160V177H159ZM159 178H158V179H159ZM169 178H170V176H169ZM174 178H176V177H174ZM181 178H180V179H181ZM8 179H9V178H8ZM15 179H13V181H14ZM19 179H20V178H19ZM64 179H65V178H63V180H64ZM66 179H67V178H66ZM66 179H65V181H66ZM70 179L72 180V178H70ZM80 179L83 180L82 178H80ZM80 179H78V180H80ZM89 179H90V178H89ZM96 179H97V178H96ZM101 179H102V178H101ZM101 179H100V180H101ZM104 179H105V175H104ZM113 179H114V176H113ZM117 179H118V181L120 180L119 178H117ZM165 179L162 178V180H164V181L166 182ZM9 180H10V179H9ZM16 180H17V179H16ZM26 180H27V179H26ZM46 180H47V179H46ZM49 180H51V179L49 178ZM55 180L57 181V179H55ZM63 180H62V181H63ZM67 180H68V179H67ZM81 180H80V183H81ZM87 180H88V179H87ZM90 180H91V182H92V180H93L92 177H91ZM102 180H103V179H102ZM122 180H123V178H122ZM126 180H127V179H126ZM129 180H130V179H129ZM139 180H140V179H139ZM141 180H142V179H141ZM153 180H154V179H153ZM153 180H151V182H152ZM159 180H160V179H159ZM162 180H161V181H162ZM170 180H171V179H170ZM1 181H2V180H1ZM7 181H8V180H7ZM17 181H18V180H17ZM21 181H22V180H21ZM21 181H20V183L17 182V184H20V185L23 186L24 183L21 184ZM28 181L31 182L30 179H29ZM44 181H45V180H44ZM44 181H43V182H44ZM52 181H53V180H52ZM58 181L60 182V180H58ZM84 181H85V180H84ZM112 181L115 182V180H112ZM123 181H124V180H123ZM130 181H131V180H130ZM168 181H169V179H168ZM172 181H173V179L171 180V182H172ZM179 181H180V180H179ZM179 181H178V183H179ZM8 182H10V181H8ZM33 182H34V181H33ZM36 182H37V181H36ZM40 182H41V180H40ZM47 182H48V181L45 182V185H46V186H47V184H46ZM63 182H64V181H63ZM68 182L71 183L72 181H69V180H68ZM85 182L88 183V181H85ZM85 182H84V184H85ZM101 182H102V181H101ZM105 182H106V181H105ZM158 182H159V181H157V184L159 185L160 182H159V183H158ZM169 182H170V181H169ZM174 182H175V181H174ZM2 183H3V181H2ZM4 183H5V182H4ZM10 183L12 184V182H10ZM31 183H32V182H31ZM34 183H35V182H34ZM34 183H33V184H34ZM49 183H52V182L50 181ZM57 183H58V182H57ZM64 183H65V182H64ZM64 183H62V184L59 183V184H60V185H63ZM78 183H79V182H78ZM80 183H79V184H80ZM89 183H90V181H89ZM89 183H88V184H89ZM94 183H95V182H94ZM103 183H104V182H103ZM121 183H122V184H125L124 182H121ZM147 183H149V179H148ZM147 183L145 184L146 187H147ZM153 183H154V182H153ZM153 183H152V186H153ZM167 183H168V182H166V185H168ZM175 183H176V182H175ZM180 183H182V181H181ZM0 184H1V183H0ZM43 184H44V183H43ZM65 184L68 185V184H67V181H66ZM72 184H73V182H72ZM74 184H75V183H74ZM82 184H83V183H82ZM99 184H101V183L99 182ZM111 184H112V182H111ZM132 184H134V185H133V189H134L135 184H138V183H132ZM162 184H163V182H162ZM162 184H161V186H162ZM169 184H170V183H169ZM173 184H174V183H172L171 185H173ZM182 184H183V183H182ZM1 185H2V184H1ZM4 185H5V184H4ZM8 185H9V184H8ZM8 185H7V186H8ZM13 185H14V184H13ZM36 185H37V184H36ZM41 185H42V182H41ZM49 185L51 186V184H49ZM55 185H56V184H55ZM55 185H54L53 187H55ZM91 185H93V184H91ZM91 185H90V186H91ZM94 185H95V184H94ZM101 185H103V184H101ZM101 185H100V186H101ZM141 185H142V184H141ZM148 185H149V184H148ZM150 185H151V184H150ZM154 185H155V184H154ZM174 185L176 186V184H174ZM179 185H181V184H179ZM179 185H178V186H179ZM31 186H32V185H31ZM34 186H35V185H34ZM63 186H65V185H63ZM63 186H62V187H63ZM72 186H73V185H72ZM81 186H82V185H81ZM103 186H104V185H103ZM108 186H109V185H108ZM113 186H115L114 183H113ZM117 186H118V185H117ZM125 186H126V185H125ZM129 186H131V185H129ZM129 186H128V187H129ZM168 186L171 187L170 185H168ZM178 186H177V187H178ZM5 187H6V186H5ZM11 187H13V186L11 185ZM11 187H9V188H11ZM14 187H15V186H14ZM28 187H29V186H28ZM28 187H27V189H28ZM40 187H41V186H40ZM42 187H43V185H42ZM62 187H61V190H62L63 188H65V187H63V188H62ZM74 187H75V186H74ZM74 187H70V188H74ZM77 187H78V186H77ZM86 187H87V186H86ZM92 187H94V186H92ZM110 187H111V185H110ZM139 187H140V184H139ZM141 187H143V186H141ZM148 187H149V186H148ZM148 187H147V188H148ZM150 187H151V186H150ZM157 187H158V186H157ZM180 187H181V186H179V188H180ZM185 187H186V186H185ZM16 188H17V187H16ZM19 188H20V187H19ZM21 188H22V187H21ZM23 188H24V187H23ZM32 188H35V187L32 186ZM57 188H58V186H57ZM66 188H67V187H66ZM81 188H84V185H83ZM88 188H89V187H88ZM94 188L96 189L97 186H95ZM98 188H99V187H98ZM98 188H97V189H98ZM114 188H116V187H114ZM121 188H122V189H120L119 191H117L115 194L120 193L121 190H124L122 186H121ZM129 188H130V187H129ZM131 188H132V186H131ZM154 188H155V187H154ZM164 188H165V186H164ZM4 189L6 190V188H4ZM25 189H26V188H25ZM29 189H30V188H29ZM39 189H40V188H39ZM55 189H56V188H55ZM76 189H79V187L76 188ZM76 189H75V190H76ZM103 189H104V188H103ZM109 189H110V188H109ZM118 189H119V187H118ZM118 189H117V190H118ZM125 189L127 190V188H125ZM141 189H142V188H141ZM150 189H151V188H150ZM158 189H160V188H158ZM158 189H157V190H158ZM162 189H163V188H162ZM165 189H166V188H165ZM170 189L173 190V188H170ZM174 189H175V188H174ZM0 190H1V189H0ZM2 190H3V189H2ZM37 190H38V189H37ZM57 190H58V189H57ZM99 190H100V189H99ZM99 190H96V191H99ZM101 190H102V189H101ZM101 190H100V191H101ZM110 190H112V189H110ZM110 190H109V191H110ZM143 190H144V189H143ZM163 190H164V189H163ZM176 190H178V189H176ZM7 191H8V190H7ZM9 191H10V190H9ZM15 191H16V189H15ZM23 191H24V190H23ZM23 191H22V192H23ZM47 191H48V190H47ZM47 191H46V192H47ZM50 191H51V190H50ZM65 191H66V190H65ZM67 191H68V189H67ZM67 191H66V192H67ZM81 191H82V190H81ZM83 191H87V190H84V189H83ZM88 191H89V189H88ZM88 191H87V192H88ZM91 191H93V192H91ZM96 191H95V192H96ZM100 191H99V193H100ZM130 191H131V189H130ZM139 191H140V189H139ZM139 191H138V192H139ZM145 191H148V190H145ZM151 191H152V190H151ZM154 191H155V190H154ZM158 191H159V190H158ZM167 191H168V189H167ZM170 191H171V190H169V192H170ZM174 191H175V190H174ZM186 191H187V189H186ZM3 192H4V191H3ZM24 192H27V191L25 190ZM40 192H42V191H40ZM44 192H45V191H44ZM57 192H58V191H57ZM75 192H77V191H75ZM75 192H74V193H75ZM78 192H79V190H78ZM90 192H91V195H92V193H94V189H93V190H90ZM103 192H105V190H104ZM127 192H129V190H128ZM142 192H143V191H142ZM148 192H150V190H149ZM156 192H157V191H156ZM156 192H155V193H156ZM160 192H161V189H160ZM160 192H159V193H160ZM176 192H177V191H176ZM0 193H1V192H0ZM10 193H11V192H10ZM20 193H21V192H20ZM48 193H49V192H48ZM50 193H53V192L51 191ZM58 193H60V191H59ZM61 193H62V192H61ZM63 193H64V191H63ZM97 193H98V192H97ZM111 193H112V191H111ZM131 193H132V192H131ZM135 193H137V191H136ZM159 193H158L157 197L159 196ZM166 193L168 194V192H166ZM172 193H173V192H171V194H172ZM178 193H179V195H180V191H179ZM34 194H35V193H34ZM44 194H46V193H44ZM64 194H65V193H64ZM75 194H76V193H75ZM77 194H78V193H77ZM77 194H76V196H77ZM81 194H85V192H84V193L81 192ZM105 194H106V193H105ZM113 194H114V193H113ZM150 194H151V193H150ZM169 194H170V193H169ZM173 194H174V193H173ZM28 195H29V194H28ZM30 195H31V194H30ZM30 195H29V196H30ZM99 195H100V194H99ZM110 195H111V194H110ZM119 195H120V194H119ZM119 195L116 196L117 198L115 197L116 200L118 199V196H119ZM121 195H123V193H122ZM127 195H128V193H127ZM134 195H136V194H134ZM138 195H139V194H138ZM147 195H148V193H147ZM153 195H155V196H153V197H156V194L153 193ZM4 196H5V195H4ZM7 196H8V195H7ZM9 196H11V195H9ZM25 196H26V195H25ZM51 196H52V195H51ZM54 196H55V195H53V198H54ZM73 196H74V199H75L76 196H75V195H73ZM85 196H86V195H85ZM89 196H90V195H89ZM114 196H115V195H113V196L111 195L109 198H103L104 201H105L106 199H108V200H107V203L109 204V205H108L109 207H111L110 204L112 203V197L114 198ZM142 196H143V195H142ZM144 196H145V194H144ZM144 196H143V197H144ZM148 196H149V195H148ZM148 196H147V197H148ZM161 196H164V195L162 194ZM173 196H174V195H173ZM177 196H178V194H177ZM14 197H15V196H14ZM17 197H18V196H17ZM19 197H20V196H19ZM26 197H28V196H26ZM32 197H33V195H32ZM34 197H35V196H34ZM41 197H42V196H41ZM45 197H48V196H45ZM59 197H61V196H59ZM66 197H68V196H66ZM79 197H80V196H79ZM91 197H92V196H91ZM100 197H101V195H100ZM102 197H103V196H102ZM107 197H108V196H107ZM153 197H151V198H153ZM166 197H167V196H166ZM171 197H172V196H171ZM175 197H176V194H175ZM175 197H174V198H175ZM179 197H180V196H179ZM38 198H39V197H38ZM71 198H72V197H71ZM76 198H78V197H76ZM121 198H122V197H121ZM134 198H135V197H134ZM158 198H159V197H158ZM160 198L162 199V197H160ZM172 198H173V197H172ZM180 198H181V197H180ZM3 199H4V198H3ZM6 199H7V198H6ZM25 199H27V198H25ZM40 199L42 200V198H40ZM46 199H47V198H46ZM56 199H57V196H56ZM59 199H60V198H59ZM63 199H64V198H63ZM65 199H66V198H65ZM65 199H64V201H65ZM74 199H73V200H74ZM95 199H96V197H95ZM119 199H120V198H119ZM137 199H138V198L136 197V199H135L136 201H138L140 198H139L138 200H137ZM141 199H142V198H141ZM143 199H146V197L143 198ZM155 199H156V198H155ZM178 199H179V198H178ZM22 200H23V199H22ZM36 200H39V199H36ZM49 200H50V199H49ZM53 200H54V199H53ZM75 200H76V199H75ZM75 200H74V201H75ZM77 200H78V199H77ZM101 200H102V199H101ZM131 200L134 202L133 199H131ZM149 200H150V199H149ZM149 200H147V201H149ZM152 200H153V199H152ZM156 200H157V204H156V205H158V203H159V202H158V199H156ZM156 200H155V201H156ZM166 200H167V199H166ZM179 200H182V199H179ZM3 201H4V200H3ZM6 201H8V200H6ZM39 201H40V200H39ZM45 201H46V200H45ZM51 201H52V200H51ZM60 201H61V200H60ZM71 201H72V199H71ZM94 201H95V200H94ZM118 201L121 202V200H118ZM141 201H143V200H141ZM147 201H146V202H147ZM161 201H163V200H161ZM175 201H176V200H175ZM22 202H23V201H22ZM24 202H26V200H25ZM32 202H34V201H32ZM54 202H55V201H54ZM65 202H66V201H65ZM65 202L63 203V205L66 204ZM69 202H70V200H69ZM92 202H93V201H92ZM130 202H131V201H130ZM133 202H131V203H133ZM139 202H140V201H139ZM149 202H151V201H149ZM149 202H148V203H149ZM171 202H172V200H171ZM178 202H179V201H178ZM178 202H177V203H178ZM3 203H4V202H2L1 206L3 205ZM8 203H9V202H8ZM13 203H14V202H13ZM18 203H19V201H18ZM30 203H31V202H30ZM40 203H41V202H40ZM50 203H51V202H50ZM50 203H49V204H50ZM70 203H71V202H70ZM80 203H81V202H80ZM93 203H94V202H93ZM97 203H98V202H97ZM97 203H94V204H96V206H97V205H98ZM102 203H103V201H102ZM117 203H118V202H117ZM121 203H123V202H121ZM124 203H125V201H124ZM154 203H155V202H154ZM165 203H166V202H165ZM165 203L162 202V204H164V205H165ZM175 203H176V202H175ZM177 203H176V204H177ZM36 204H37V203H35V206H36ZM45 204H47V203L45 202ZM54 204H55V203H54ZM162 204H161V205H162ZM167 204H168V201H167ZM167 204H166V205H167ZM172 204H173V202H172ZM179 204H180V203H179ZM179 204H178V205H179ZM181 204H182V203H181ZM181 204H180V205H181ZM5 205H7L6 202H5ZM16 205L19 206L18 204H16ZM22 205L24 206L23 203H22ZM55 205H56V204H55ZM60 205H61V204H59V206H60ZM63 205H62V206H63ZM82 205H83V203H82ZM84 205H86V203H85ZM102 205H103V204H102ZM125 205H127V204H125ZM1 206H0V209H1ZM9 206H10V205H9ZM17 206H16V207H17ZM23 206H22V208H24ZM28 206H29V205H28ZM28 206H27V207H28ZM30 206H31V204H30ZM35 206H34V207H35ZM38 206H39V204H38ZM38 206H36V207L38 208ZM73 206H74V205H73ZM75 206H76V205H75ZM87 206H89V204H88ZM99 206H101V205H99ZM128 206H129V205H128ZM128 206H126V207H128ZM131 206H132V204H131ZM134 206H135V204H134ZM168 206H169V205H168ZM174 206H175V205H174ZM176 206H177V205H176ZM7 207H8V206H7ZM32 207H33V205H32ZM50 207H51V206H50ZM77 207H78V206H77ZM89 207H90V206H89ZM147 207H148V206H147ZM147 207H144V208H145V209H148ZM151 207H153V206H151ZM159 207H160V206H159ZM162 207H163V205H162ZM182 207H183V204H182ZM19 208H21V207H19ZM19 208H17V209L19 210ZM25 208H26V207H25ZM25 208H24L23 210H25ZM52 208H53V207H52ZM56 208H57V207H56ZM56 208H55V209H56ZM59 208H60V207H59ZM72 208H73V209L75 208L76 210L79 209V207H78V209H77L76 207H72ZM72 208H71V209H72ZM102 208H103V207H102ZM105 208H107V207H105ZM120 208H122V207H120ZM123 208H125V207H123ZM131 208H132V207H130V209H131ZM135 208H136V207H135ZM139 208H140V207H139ZM141 208H142V207H141ZM154 208H155V207H154ZM163 208H164V207H163ZM169 208L171 209V207H169ZM172 208H173V207H172ZM174 208H175V207H174ZM174 208H173V209H174ZM12 209H13V208H12ZM30 209H31V207H30ZM44 209H45V208H44ZM47 209H48V208H47ZM49 209H50V211H51V208H49ZM60 209H61V208H60ZM68 209H69V208H68ZM71 209H70V210H71ZM87 209H88V208H87ZM92 209H93V208H92ZM97 209H98V206H97ZM130 209H129V210H130ZM132 209H133V208H132ZM132 209H131V210H132ZM179 209H180V208H179ZM179 209H178V211H179ZM33 210H34V209H33ZM37 210H38V209H37ZM41 210H42V209H41ZM93 210H94V213L96 214V212H95V211H96L95 207H94ZM98 210H99V209H98ZM121 210H122V209H121ZM121 210H120V211H121ZM125 210H126V209H125ZM151 210H152V209H151ZM181 210H184V209L182 208ZM185 210H186V208H185ZM2 211H3V210H2ZM2 211H0L1 214H3ZM8 211H10V210H8ZM25 211H26V210H25ZM28 211H29V208H28ZM31 211H32V210H31ZM43 211H45V210H43ZM66 211H67V210H66ZM71 211H73V210H71ZM104 211H105V210H104ZM104 211H103V212H104ZM114 211H115V210H114ZM134 211H135V210L132 211V214H133V213H136V211H135V212H134ZM146 211H147V210H146ZM154 211H155V210H154ZM167 211L169 212V210H167ZM178 211H177V212H178ZM13 212H14V211H13ZM19 212H20V210H19ZM22 212H23V211H22ZM41 212H42V211H41ZM47 212H48V211H47ZM90 212H92V211H90ZM97 212H98V211H97ZM115 212H116V211H115ZM124 212H125V211L123 210V211H122V214H123ZM126 212H127V210H126ZM126 212H125V213H126ZM137 212H138L137 214L141 213L140 209H139V211H137ZM144 212H145V211H144ZM151 212H152V211H151ZM170 212H171V211H170ZM170 212H169V213H170ZM181 212L184 213L185 211H181ZM181 212H180V213H181ZM25 213H27V212H25ZM35 213H38V212H35ZM49 213H51V212H49ZM49 213H47V214H49ZM56 213H57V212H56ZM59 213H60V212H59ZM65 213H66V212H65ZM67 213H68V212H67ZM67 213H66V214H67ZM69 213H70V211H69ZM69 213H68V214H69ZM71 213H72V212H71ZM75 213H76V212H75ZM83 213H84V212H83ZM94 213H91V218L93 217L92 214L94 215ZM105 213H106V212H105ZM112 213H114L113 210H112ZM125 213H124V214H125ZM129 213H130V212H129ZM146 213H147V212H146ZM160 213H161V212H160ZM163 213H164V212H163ZM165 213H166V211H165ZM175 213H176V212H175ZM180 213H179V214H180ZM183 213H182V214H183ZM1 214H0V215H1ZM6 214H8L7 211H6ZM10 214H12V213H10ZM10 214H9V215H10ZM16 214H17V212H16ZM20 214H21V213H20ZM30 214H31V213H30ZM44 214H46V213L43 212L42 215H44ZM57 214H58V213H57ZM60 214H61V213H60ZM62 214H63V211H62ZM62 214H61V215H62ZM86 214H87V213H86ZM88 214H90V213H88ZM115 214H117V213H115ZM147 214H149V213H147ZM157 214H158V213H157ZM161 214H162V213H161ZM161 214H159V218H160V215H161ZM170 214H172V213H170ZM170 214H169V215H170ZM179 214H178V216L181 215V214H180V215H179ZM9 215H7V216L9 217ZM17 215H18V214H17ZM25 215H26V214H25ZM28 215H29V214H28ZM28 215H26V216H28ZM49 215H50V214H49ZM51 215H52V214H51ZM53 215H54V214H53ZM61 215H60V217L62 218ZM71 215H72V214H71ZM75 215H76V214H75ZM78 215H79V214H78ZM105 215H106V214H105ZM112 215H113V214H112ZM133 215H135V214H133ZM149 215H150V214H149ZM149 215H148V217H149ZM154 215H155V214H154ZM163 215H164V214H163ZM166 215H167V214H166ZM172 215H173V214H172ZM13 216H14V215H13ZM35 216H36V214H35ZM37 216H38V215H37ZM39 216H40V210H39ZM39 216H38V218H39ZM46 216H47V215H46ZM63 216H64V215H63ZM73 216H74V215H73ZM94 216H95V215H94ZM96 216H97V215H96ZM98 216H99V215H98ZM125 216H126V215H125ZM130 216H131V215H130ZM138 216H139V215H138ZM145 216H146V215L144 214V218H145ZM181 216H182V215H181ZM10 217H11V215H10ZM23 217H25V216H23ZM23 217L20 216V219L23 218ZM28 217H29V216H28ZM44 217H45V215H44ZM55 217H56V216H55ZM66 217H67V216H66ZM79 217H80V216H79ZM108 217H109V216H108ZM135 217H136V216H135ZM154 217H156V215H155ZM164 217H165V215H164ZM164 217H161V218L164 219ZM169 217H171V216H169ZM169 217H168V215H167V219H168ZM3 218H4V216H3ZM29 218H30V217H29ZM38 218H37V219H38ZM49 218H50V217H49ZM70 218H73V217L70 216ZM82 218H83V220H84V218H85V217H84V214H83V217H82ZM89 218H90V217H89ZM98 218H99V217H98ZM98 218L95 217L94 219H98ZM106 218H107V217H106ZM110 218H111V217H110ZM121 218H122V217H121ZM146 218H147V217H146ZM181 218H182V217H181ZM8 219H9V218H8ZM12 219H13V218H12ZM26 219H27V217H26ZM37 219H36V220H37ZM43 219H44V218H43ZM53 219H54V217H53ZM53 219H50V220H53ZM58 219H59V218H58ZM58 219H56V221H57ZM80 219H81V218H79V220H80ZM94 219H93V220H94ZM99 219H100V218H99ZM140 219H141V218H140ZM148 219H149V218H148ZM173 219H174V218H173ZM175 219H176V218H175ZM175 219H174V220H175ZM182 219H183V218H182ZM182 219H181V220H182ZM240 219H242V218H240ZM5 220H6V219H5ZM14 220H16V218H14ZM14 220H13V221H14ZM22 220H23V219H22ZM40 220H42V217L40 218ZM45 220H46V219H45ZM54 220H55V219H54ZM62 220H64V219L62 218ZM62 220H60V221H62ZM77 220H78V218H77ZM77 220H76V221H77ZM79 220H78V221H79ZM103 220H104V218H103ZM103 220L101 219L100 221H103ZM123 220H124V219H123ZM142 220H143V218H142ZM145 220H147V219H145ZM151 220H152V219H151ZM156 220H157V218H156ZM238 220H239V219H238ZM8 221H9V220H8ZM8 221H7V222H8ZM13 221H12V222H13ZM31 221H32V220H30V223H31ZM37 221H39V220H37ZM42 221H43V220H42ZM48 221H49V220H48ZM48 221H47V223H48ZM60 221H59V222H60ZM96 221H97V220H96ZM131 221H132V219H131ZM135 221H136V220H135ZM159 221H160V219L158 220V222H159ZM166 221H168V220H165V222H166ZM169 221H170V218H169ZM176 221H177V220H176ZM182 221H183V220H182ZM182 221H181V223H182ZM4 222H6V221H4ZM12 222H11V223H12ZM15 222H16V221H14V223H15ZM27 222H28V221H27ZM33 222H34V221H33ZM33 222H32V223H33ZM63 222H64V221H63ZM67 222H68V221H67ZM71 222H72V221H71ZM82 222H83V221H82ZM88 222H89V221H88ZM90 222H91V221H90ZM104 222H105V221H104ZM107 222H108V221H107ZM110 222H111V220H109L108 223H110ZM127 222H128V221H127ZM133 222H134V219H133ZM138 222H139V221H138ZM141 222H142V221H141ZM146 222H147V221H146ZM170 222H171V221H170ZM170 222H169V223H170ZM0 223H1V221H0ZM11 223H9V224L11 225ZM32 223H31V225H32ZM37 223H38V222H37ZM47 223H46V224H47ZM50 223H52V222H50ZM50 223H49V224H50ZM54 223H56V222H54ZM57 223H58V222H57ZM60 223H61V222H60ZM60 223H59V224H60ZM78 223H79V222H78ZM159 223L161 224V222H159ZM159 223H158V224H159ZM169 223H168L167 225H169ZM181 223H180V224H181ZM3 224H4V223H3ZM6 224H7V223H6ZM15 224H16V223H15ZM15 224H14V226H15ZM22 224H23V222H22ZM40 224H41V223H40ZM40 224H39V225H40ZM42 224H43V223H42ZM89 224H90V223H89ZM89 224H88V225H89ZM102 224H103V222H102ZM102 224H100V229H101V225H102ZM140 224L143 225V223H140ZM144 224H145V223H144ZM151 224H152V223H151ZM158 224H156L157 227L155 226V228H158ZM1 225H2V224H1ZM4 225H5V224H4ZM7 225H8V224H7ZM10 225H8V226H10ZM12 225H13V224H12ZM12 225H11V226H12ZM17 225H19V224H17ZM25 225H27V224H25ZM39 225H37V226H39ZM64 225H65V224H64ZM66 225H67V224H66ZM70 225H71V224H70ZM74 225H75V224H74ZM80 225H81V224H80ZM104 225H105V224H104ZM146 225H147V224H146ZM146 225H145V227H146ZM171 225H172V224H171ZM182 225H183V223H182ZM11 226H10V227H11ZM14 226H13V228H14ZM27 226H29V225H27ZM37 226H36V228H38ZM43 226H44V224H43ZM43 226H42V227H43ZM45 226H46V225H45ZM50 226H51V225H50ZM62 226H63V225H62ZM62 226H61V227H62ZM68 226H69V225H68ZM102 226H103V225H102ZM105 226H106V225H105ZM107 226H109V225L107 224ZM128 226H131V225H127V227H128ZM138 226H139V225H138ZM152 226H153V225H152ZM160 226H161V225H160ZM162 226H163V222H162ZM188 226H189V225H188ZM190 226H191V225H190ZM227 226H228V225H227ZM4 227H5V226H4ZM10 227H9V229H10ZM16 227H17V226H16ZM51 227H52V226H51ZM54 227H55V226H54ZM63 227H64V226H63ZM66 227H67V226H65L64 228H66ZM125 227H126V226H125ZM141 227H142V226H141ZM167 227H169V226H167ZM172 227L175 228L176 226L173 225ZM180 227H181V226H180ZM248 227H249V226H247L243 221H242V222H240V221H239V222H235V221H234V222L230 223V225L227 227V228H228L227 231L230 232V233H235V232H237V233H239V234L245 235L248 231H250V229H249ZM13 228H12V229H13ZM21 228H22V227H21ZM21 228H20V229H21ZM30 228H31V227H30ZM40 228H41V227H39V228H38L39 230L37 229L36 231H40V230H41ZM55 228H56V227H55ZM68 228H69V227H68ZM77 228H78V227H77ZM88 228H89V226H88ZM130 228H131V227H130ZM142 228H143V227H142ZM147 228H148V227H147ZM147 228H145V229H146V232L149 230V229L147 230ZM161 228L163 229V227H161ZM161 228L159 227L160 230H161ZM183 228H184V227H183ZM225 228H226V227H225ZM2 229H3V227H2ZM7 229H8V228H7ZM7 229L5 228V232H6ZM16 229H17V228H16ZM52 229H53V228H52ZM82 229H83V227H82ZM93 229H94V228H93ZM93 229H92V230H93ZM97 229H98V228H97ZM100 229H99V230H100ZM105 229H106V228H105ZM105 229H104V230H105ZM126 229H127V228H126ZM132 229H134V228L132 227ZM132 229H130V230H132ZM150 229H152V228H150ZM159 229H157V231H158ZM172 229H173V228H172ZM177 229H178V228H177ZM185 229H186V228H185ZM257 229H258V228H254V229H252V231H256ZM3 230H4V229H3ZM10 230H11V229H10ZM23 230H25V229H23ZM55 230H56L57 232L59 231V230H57V228H56ZM77 230H78V229H77ZM86 230H87V229H86ZM89 230H90V228H89ZM106 230H107V229H106ZM108 230H109V229H108ZM142 230H143V229H142ZM154 230H155V229H154ZM165 230H166V229H164V233L166 232ZM180 230H181V229H180ZM180 230H179V231H180ZM8 231H9V230H8ZM12 231H13V230H12ZM18 231H19V227H18ZM30 231H31V230H30ZM62 231H63V230H62ZM64 231H65V230H64ZM64 231H63V232H64ZM67 231H68V230H66V232H67ZM90 231H91V230H90ZM94 231H95V230H94ZM97 231H98V230H97ZM100 231H101V230H100ZM135 231H136V230H135ZM140 231H141V230H140ZM157 231H156V232H157ZM173 231H174V230H173ZM175 231H176V230H175ZM175 231H174V232H175ZM183 231H184V230H183ZM188 231H189V230H188ZM193 231H194V230H193ZM5 232H3V234H4ZM21 232H22V230H21ZM25 232L28 233L27 230H26ZM32 232H34L33 229H32ZM42 232H43V230L40 231V233H42ZM53 232L55 233V231H53ZM57 232H56V234H57ZM60 232H61V231H60ZM66 232H64V233H66ZM79 232H80V231H79ZM98 232H99V231H98ZM98 232H97V233H98ZM105 232H106V231H105ZM132 232H133V231H132ZM136 232H137V231H136ZM143 232H144V231H143ZM151 232H152V231H151ZM153 232H154V231H153ZM159 232H161V231H159ZM167 232H168V231H167ZM228 232H227V233H228ZM15 233H16V232H15ZM15 233H14V235H15ZM17 233H18V232H17ZM47 233H48V232H47ZM49 233H50V232H49ZM49 233H48V234H49ZM95 233H96V232H95ZM134 233H135V232H134ZM138 233H139V231H138ZM138 233H137L136 235H138ZM170 233H171V232H170ZM180 233H181V231L179 232V234H180ZM189 233H191V232H189ZM5 234H7V233H5ZM8 234H9V233H8ZM38 234H39V233H37V235H38ZM44 234H45V232H44ZM44 234H43V235H44ZM52 234H53V233H52ZM67 234H68V232H67ZM75 234H76V233H75ZM80 234H81V232H80ZM139 234H140V233H139ZM143 234H144V233H143ZM149 234H150V233H149ZM149 234H148V237L150 236ZM184 234H186V233L184 232ZM184 234H181V235H184ZM194 234H197V233L194 232ZM16 235H17V234H16ZM20 235H21V234L17 235L16 237H19ZM24 235H25V234H24ZM27 235H28V234H27ZM32 235H33V234H32ZM32 235H31V236H32ZM35 235H36V234H35ZM37 235H36V236H37ZM41 235H42V234H41ZM45 235H47V234H45ZM50 235H51V234H50ZM53 235H54V234H53ZM62 235H64V234H62ZM77 235H78V234H77ZM100 235H101V234H100ZM106 235H107V234H106ZM164 235H165V234H164ZM164 235H162V236H164ZM171 235H172V233H171ZM171 235H169V236H171ZM186 235H188V233H187ZM224 235H225V234H224ZM10 236H11V234H10ZM12 236H13V234H12ZM12 236H11V237H12ZM28 236H29V235H28ZM39 236H40V234H39ZM39 236H38V237H39ZM48 236H49V235H48ZM59 236H60V235H59ZM67 236H69V235H66V238L68 239ZM165 236H166V235H165ZM169 236H168V237H169ZM190 236H191V235H190ZM190 236H189V237H190ZM194 236H195V235H194ZM228 236H229V235H228ZM3 237H4V236H3ZM3 237L1 236L0 238H3ZM14 237H15V236H14ZM14 237H13V239H14ZM25 237H26V236H25ZM33 237H34V235H33ZM56 237H58V236H56ZM69 237H70V236H69ZM138 237H139V236H138ZM150 237H152V236H150ZM150 237H149V238H150ZM155 237H156V236H155ZM179 237H181V236L179 235ZM179 237H178V239H179ZM184 237H185V235H184ZM191 237H193V235H192ZM196 237H197V236H196ZM196 237H195V238H196ZM202 237H203V236H202ZM225 237H226V235H225ZM253 237H254V236H253ZM253 237H252V238H253ZM7 238H8V236H7ZM9 238H10V237H9ZM21 238H22V241L20 240V242H21V243H22V242H25L24 237L22 236ZM21 238H20V239H21ZM29 238H30V237H29ZM40 238H42V236H41ZM44 238H45V237H44ZM49 238H51V237L49 236ZM59 238H60V237H59ZM66 238H64V239H66ZM70 238H71V237H70ZM78 238H79V237H78ZM87 238H88V237H87ZM157 238H158V237H157ZM187 238H188V236H187ZM199 238H200V237H199ZM229 238H230V237H229ZM229 238H228V239H229ZM256 238H257V237H256ZM3 239L5 240L6 238H3ZM23 239H24V240H23ZM36 239H37V238H36ZM45 239H46V238H45ZM53 239H54V238H53ZM56 239H57V238H56ZM64 239H63V240H64ZM81 239H84V237L81 238ZM139 239H140V238H139ZM158 239H159V238H158ZM202 239H203V238H202ZM261 239H262V236H261V238H258V239H256V240H259L258 242L262 243L264 239H263V240H261ZM14 240H15V239H14ZM51 240H52V239H51ZM51 240H50V242H51ZM60 240H62V239L60 238ZM76 240H77V239H76ZM76 240H75V241H76ZM151 240H153V237H152ZM163 240L165 241V240H167V238L165 237V238H163ZM175 240H176V239H175ZM182 240H183V238L181 239V241H182ZM188 240H189V238H188ZM188 240H186V241H188ZM190 240H192V239H190ZM194 240H195V239H194ZM194 240H193V241H194ZM231 240H232V239H231ZM233 240H234V239H233ZM0 241H1V240H0ZM33 241H34V240H33ZM33 241H31V242L34 243ZM40 241H41V239H40ZM40 241L37 239V242H39L37 245H39V244L42 242V241H41V242H40ZM53 241H54V240H53ZM53 241H52V242H53ZM58 241H59V240H58ZM58 241H57V242H58ZM85 241H86V238H85ZM145 241H146V240H145ZM154 241H155V240H154ZM169 241H170V240H169ZM179 241H180V240H179ZM1 242H2V241H1ZM5 242H6V241L2 242V243H4V245H3V244L0 245V246L2 247V250L0 249V250H1V253H0V264H1V262H5V260L8 259V258L6 257V256H8V252L12 251L11 248L8 247L9 245L7 246V244H8L9 242L7 241V242H8L7 244H6ZM47 242H49V240L46 241V243H47ZM62 242H63V241H62ZM64 242H65V240H64ZM80 242H81V241H80ZM139 242H140V241H139ZM139 242L136 241L137 244H138ZM189 242H190V241H189ZM189 242H188V243H189ZM195 242H196V240H195ZM202 242H203V241H202ZM223 242H224V241H223ZM223 242H222V243H223ZM230 242H231V241H230ZM18 243H19V241H18ZM27 243H28V241H27ZM53 243H54V242H53ZM53 243H51V244H53ZM73 243H74V240H73ZM82 243H83V242H82ZM82 243H81V244H82ZM147 243H148V242H147ZM151 243H152V242H151ZM166 243H167V242H165V244H166ZM168 243H169V242H168ZM171 243H174V242H171ZM182 243H183V242H182ZM185 243H186V242H185ZM197 243H198V241H197ZM203 243H204V242H203ZM212 243H213V242H212ZM216 243H217V242H216ZM233 243H234V242H233ZM0 244H1V243H0ZM23 244H25V243H23ZM29 244L31 245V243H28L27 245H29ZM41 244H42V243H41ZM71 244H72V242H71ZM83 244H84V243H83ZM87 244H88V243H87ZM143 244H144V242H143ZM193 244H195V243H193ZM199 244H200V243H199ZM224 244H225V243H224ZM224 244H223V245H224ZM13 245H16V244L14 243V244H12V246H13ZM18 245H21V244H18ZM27 245H26V246H27ZM30 245H29V247H30ZM33 245H34V244H33ZM35 245H36V244H35ZM67 245H68V244H67ZM67 245H66V246H67ZM77 245H78V243H77ZM89 245H90V244H89ZM89 245H88V247H89ZM139 245H141V244H139ZM145 245H146V243H145ZM149 245H151V244H149ZM155 245H156V244H155ZM185 245H186V244H185ZM185 245H183V246L186 247ZM196 245H197V244H196ZM201 245H202V243H201ZM201 245H200V246H201ZM203 245H205V244H203ZM207 245H208V244H207ZM209 245H210V244H209ZM216 245H217V244H216ZM16 246H17V245H16ZM16 246H15V247H16ZM21 246L23 247V245H21ZM66 246H64L63 248H65ZM71 246H72V245H71ZM75 246H76V245H75ZM75 246H74V247H75ZM141 246H142V245H141ZM156 246H157V245H156ZM166 246H167V244L164 245V248H166ZM172 246H173V245H172ZM178 246H179V245H178ZM183 246H182V247H183ZM191 246H192V245H191ZM15 247H14V248H15ZM37 247H38V246H37ZM49 247H50L49 250H51V251L54 252V250H53L54 247H53V246H52L53 248H51V246H49ZM49 247H48V248H49ZM61 247H62V246H61ZM69 247H70V246H69ZM69 247H68V248H65V250L69 249ZM96 247H97V246H96ZM158 247H159V246H158ZM187 247H188V246H187ZM194 247H195V245H194ZM205 247H206V246H205ZM214 247H215V246H214ZM17 248H18V247H16V249H17ZM27 248H28V247H27ZM45 248H47V247H45ZM48 248H47V249H48ZM57 248H58V247H57ZM57 248L55 247V249H57ZM78 248H79V247H78ZM81 248H82V247H81ZM93 248H94V247H93ZM178 248H179V247H178ZM188 248H190V246H189ZM197 248H198V247H197ZM218 248H219V247H218ZM218 248H217V251H218ZM30 249H31V248H30ZM32 249H34L33 246H32ZM59 249H60V248H59ZM147 249H149V248H147ZM147 249H145V250H147ZM160 249H161V248H160ZM168 249H169V248H168ZM173 249H174V248H173ZM175 249H176V248H175ZM186 249H187V248H186ZM202 249H203V248H202ZM208 249H209V247L207 246V249H205V250H208ZM211 249H212V248H211ZM214 249L216 250V248H214ZM214 249H213V250H214ZM219 249H220V248H219ZM23 250H25V247L22 248V251H23ZM41 250H42V249H41ZM44 250H46V249H44ZM63 250H64V249H63ZM65 250H64V251H65ZM74 250H75V249H74ZM87 250H88V249H87ZM91 250H92V249H91ZM96 250H97V249H96ZM134 250H135V249H134ZM141 250H142V249H141ZM163 250L166 251V249H163ZM163 250H161V251L163 252ZM194 250H195V249H194ZM199 250H200V249H199ZM199 250H198V251H199ZM203 250H204V249H203ZM19 251H20V248H19ZM25 251H26V250H25ZM33 251H35V250H33ZM46 251H47V250H46ZM51 251H50V253H51ZM64 251H62V252L64 253ZM67 251H68V250H67ZM92 251H93V250H92ZM92 251H91V253H92ZM123 251H124V250H123ZM161 251H159V252H161ZM174 251H175V250H174ZM174 251H173V252H174ZM184 251H185V250H184ZM198 251L195 250V251H192V253H194V252L197 253ZM55 252H56V250H55ZM62 252H59L57 255L59 256L60 253H62ZM68 252L72 253L71 250L68 251ZM73 252H74V251H73ZM124 252H126V251H124ZM139 252H140V250H139ZM141 252H142V251H141ZM169 252H170V251H169ZM169 252H168V253H169ZM177 252H178V250H177ZM177 252H175V253L177 254ZM209 252H210V251H209ZM211 252H212V251H211ZM211 252H210V253H211ZM14 253L16 254L17 252H14ZM18 253H19V252H18ZM31 253H32V251H31ZM31 253H30V254H31ZM56 253H57V252H56ZM56 253H55V254H56ZM63 253H62V254H63ZM89 253H90V252H89ZM98 253H99V255H100L101 252L99 251ZM142 253H143V252H142ZM146 253H148L147 255H149L150 252L148 251V252H146ZM146 253H145V254H146ZM154 253H155V252H152V255H153ZM156 253H157V252H156ZM182 253H183V251H182ZM188 253H189L188 255H192L191 252H190V250H188ZM196 253L193 254L192 256H193V257H194V255L196 256ZM202 253H203V252H202ZM207 253H208V252H207ZM19 254H21V253H19ZM35 254H36V253H35ZM47 254H49V252H48ZM131 254H132V253H131ZM163 254H164V253H163ZM163 254H161V255H163ZM178 254H179V253H178ZM184 254H185V253H184ZM197 254H199V252H198ZM204 254H205V253H204ZM49 255H50V254H49ZM49 255H48V256H49ZM52 255H54V254H52ZM63 255H64V254H63ZM63 255L61 256V258L63 257ZM65 255H66V251H65ZM76 255H77V253H76ZM150 255H151V254H150ZM158 255H159V253H157V256H156V257H158ZM179 255H180V254H179ZM181 255H182V254H181ZM181 255H180V256H181ZM209 255H210V254H209ZM13 256H14V255H12V257H13ZM34 256H35V255H34ZM42 256H43V255H42ZM145 256H146V255H145ZM145 256H142V257L145 258ZM163 256H164V255H163ZM165 256H166V255H165ZM167 256H168V255H167ZM182 256H183V255H182ZM192 256H191V257H192ZM20 257H21V255H20ZM30 257L32 258L33 255L31 254V255L29 256V258H27V260H28V259H31ZM51 257H52L51 255H50V257H47V260H48V258H51ZM53 257H54V256H53ZM53 257H52V258H53ZM59 257H60V256H59ZM75 257H76V256H75ZM101 257H102V256H101ZM101 257H100V258H101ZM134 257H135V256H134ZM178 257H179V256H178ZM183 257H184V256H183ZM186 257H187V256H186ZM186 257H185L184 259H186ZM193 257H192V258H193ZM196 257H197V259H200V257H199V258H198V256H196ZM196 257H194V258H196ZM5 258H7V259H5ZM10 258H11V257H10ZM14 258H16V257H14ZM25 258H26V257H25ZM34 258L36 259V257H34ZM34 258H33V259H34ZM52 258H51V259H52ZM77 258H78V256H77ZM77 258H75V259H77ZM95 258H96V257H95ZM150 258L153 259V257H151V256H150ZM162 258H163V257H162ZM189 258H190V257H189ZM189 258H188V260H189ZM16 259H17V258H16ZM20 259L23 260V259H24V256L22 255V257H21ZM33 259H32V260H33ZM53 259H54V258H53ZM66 259H67V258H66ZM145 259H147V257H146ZM145 259H144V260H145ZM160 259H161V258H160ZM167 259H170V255H169V258H167ZM12 260H13V259H12ZM14 260H15V259H14ZM18 260H19V259H18ZM24 260L26 261V259H24ZM57 260H58V259H57ZM57 260H56V264H57ZM59 260H60V259H59ZM59 260H58V261H59ZM68 260L70 261V259H68ZM78 260L80 261L81 259L78 258ZM96 260H97V259H96ZM101 260H103V259H101ZM147 260H148V259H147ZM147 260H145V263H146V264H148V263L146 262ZM157 260H158V259H157ZM162 260H163V259H162ZM162 260H161V262H162ZM164 260H165V258H164ZM174 260H175V259H174ZM35 261H36V260H35ZM51 261H52V260H51ZM60 261H62V259H61ZM64 261H65V260H63L62 262L65 263ZM73 261H74V260H73ZM103 261H104V260H103ZM103 261H102V262H103ZM148 261H149V260H148ZM169 261H171V260H169ZM175 261L178 262L179 260L176 259ZM175 261H174V262H175ZM185 261H186V260H185ZM189 261H190V260H189ZM193 261H194V260H193ZM8 262H9V261H8ZM14 262H15V261H14ZM14 262L12 261V262H10V263L12 264V263H14ZM16 262H17V261H16ZM19 262H20V261H19ZM23 262H24V261H23ZM23 262H22V263H23ZM31 262H32V261H31ZM45 262H46V261H45ZM45 262H43V263H45ZM53 262H54V264H55V261H54V260H53ZM53 262H52V263H53ZM66 262H67V260H66ZM71 262H72V260H71ZM75 262H78V261H75ZM75 262H74V263H75ZM81 262H82V261H81ZM96 262H97V261H96ZM96 262H95L94 264H96ZM143 262H144V261H143ZM154 262H156V260H154ZM159 262H160V261H159ZM179 262H180V261H179ZM183 262H184V261H183ZM6 263H7V262H6ZM6 263H5V264H6ZM24 263H25V262H24ZM29 263H30V262H29ZM29 263H28V264H29ZM34 263H35V262H34ZM47 263H48V261H47ZM59 263H60V262H59ZM72 263H73V262H72ZM74 263H73V264H74ZM98 263H99V262H98ZM168 263H170V262H168ZM194 263H195V262H194ZM210 263H211V262H210ZM25 264H26V263H25ZM30 264H31V263H30ZM61 264H62V263H61ZM75 264H76V263H75ZM78 264H80V262H78ZM81 264H82V263H81ZM138 264H139V262H138ZM159 264H160V263H159ZM184 264H185V263H184ZM212 264H213V263H212Z\"/></svg>",
	"mask_w": 264,
	"mask_h": 264
}]
</instances>
